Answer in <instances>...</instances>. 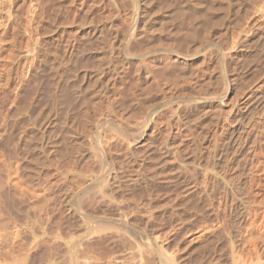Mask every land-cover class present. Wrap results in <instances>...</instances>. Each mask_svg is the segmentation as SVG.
<instances>
[{
    "label": "rangeland",
    "instance_id": "obj_1",
    "mask_svg": "<svg viewBox=\"0 0 264 264\" xmlns=\"http://www.w3.org/2000/svg\"><path fill=\"white\" fill-rule=\"evenodd\" d=\"M75 1V2H74ZM136 1V2H135ZM197 1V2H196ZM47 2V3H46ZM59 2V3H58ZM131 0L129 1V0H0V132L2 133V135H1V133H0V175H2V179H1V182H0V184H4V183H7V178H8V173L6 172V170L7 169H9V168H11L12 169V171H13V168H14V171H15V167H16V164L14 165V163H18V165H20V163L19 162H21L20 161V159L22 158V157H20L21 155L23 156V154H26L27 152H26V150L27 149H29V154H28V157H26L25 159L26 160H28L29 161V157L30 156H33L31 159H33L36 155V158H37V160H30L29 162L27 161H24L23 159H21L22 160V162H21V164H23V163H25L26 162V164H29V166L28 165H26V168L24 169V171L25 170H27V171H25V172H23V170H22V172H21V169H22V167H24V165H21V166H19L21 169L19 170L18 168H16V171L17 170H19V172L17 173V175H19V177H20V179L21 178H25V176L23 177V175H26V173H27V175L26 176H28V177H26L28 180H32V182H34L36 179L37 180H40V178L41 179H43L44 177V180H42V181H45L46 180V182H45V184L43 183L42 185L43 186H41V185H38L39 183L41 184L42 182H41V180H40V182L39 183H37V180L32 184L31 183V185H33V187L30 185V186H28L27 184H29L30 183V181H29V183H26V184H24V182L25 181H23V179H21V181L18 179V181H20L19 183L20 184H22V182H23V184H24V186L25 185H27V186H25L26 188V190H28V188L29 189H31V188H33V190L31 189V191L33 192H35V190H34V186H35V184H36V186L35 187H37V189H36V193H38L37 191H39V192H41V190H42V187H43V192H44V190L45 189H47V190H45V193L46 192H48V193H46V194H52L54 191L53 190H59L62 186H64V183H66L65 184V186L62 188V189H60V191H56V193H53L54 194V196H55V199H54V197L53 196H51L52 197V199H53V201L54 200H56V202H55V207L53 206V208H54V212L56 211L55 209H59L60 208V210L62 209L63 210V217L60 215V213H61V211H59V210H57L56 212H55V214L56 213H58V211H59V213H58V215H59V217L61 216L62 218V221H63V218H64V220H66V221H68L69 220V222H66L65 224H68L67 226H65V224H64V221H63V224H64V226L66 227H61L63 224L61 223V222H59L58 223V219H57V217H58V215H57V217L55 216V218H54V215L52 214L51 216H53V217H51L50 219V222H52V223H50L49 221H48V223L47 224H45L46 222H44L45 221V217L48 215V211L49 210H51L52 208L50 207L49 208V210H47L48 209V206L49 205H51L50 203H52L53 201L52 200H50V199H48V198H46V200L48 199V201L47 202H45V201H43L44 199H45V197H47V196H43L44 194H42V192H41V194H42V196L44 197V198H42L40 195V197L38 196V199H36L35 200V202L37 201L38 202V200L40 199V198H42V199H40V200H42L43 201V203L45 204H47L48 205V202H49V205L48 206H46L45 205V207L47 208H45L42 204V206L40 205V203H41V201H39V204H37V203H35L34 201L32 202V201H30V202H32V203H34V204H36L35 206H36V208H30L31 206H33L34 204H32L31 206H30V204L29 205H27V206H24V205H20V203L22 202V200H24V198H26V200H24L23 201V204L25 203V201L27 202V198L29 199V200H32L33 198L35 199V198H37V196H33V195H31V196H28L27 194L25 195L26 197H24L23 196V198L21 197L22 195L20 194V196H18L19 194L16 192V187L14 188V187H12V186H8L9 184H5V185H7L6 187V192L9 190V188H14V189H11V193L8 191L7 193H9V194H7L5 191V193L6 194H4V192H3V190H4V188H5V186L4 185H2L3 187H1V191H0V193H2V196H0V199H2V197H3V194H4V201H5V203H3L2 201H0V202H2L3 204V207L1 208L0 207V209L2 210L4 207H6V200L8 199L9 201H11V202H13V201H15V200H18V203H19V205L16 203L17 201H15V203H16V205L20 208L21 206H23L22 208H20V210H19V215L21 214V216H19V217H17V211H18V209L19 208H15V210H16V213L15 214H13V211L11 210V209H14L13 208V206H15V205H12V204H15V203H12L11 204V202H9L8 200V202H9V205L11 206L10 208V210L12 211V212H10V211H8V210H5V211H2L4 214L6 213V212H9V213H7V216L8 217H10V221H6V223H4V228H6L5 227V225L6 226H10L12 223V225L10 226L11 228L13 227V228H15V229H9V230H12V232L10 231V234L8 235V233H9V230L8 229H6V232H7V234H5V236H7L8 235V239H10V241L8 240V239H6V238H1V235H3V233H4V228H2L1 229V233L2 234H0V239H6V240H8L9 242H10V244H9V242L7 243L6 242V240L4 241L5 243H7V244H9V245H12V246H10V249H11V247H13V244H15L14 243V241H13V239L12 238H9V236L11 237H13V236H15V239L14 240H16L15 242H17V241H22V238L21 237H23L24 239V243L27 245V247H29L30 246V252L28 253V250H24L23 249V247L24 248H26V245L25 246H23L24 245V243L23 244H21L20 242H17L16 244H17V246H20V248L21 249H19L18 247V250H19V253H21V251L22 250H24L23 251V257L24 256H26V255H24V254H27V256L26 257H28V254L29 255H31L32 254V252H33V250H35V251H37L38 253H40L39 251L40 250H36V247L34 248H32L31 246H33V244H31L30 242V240H31V238L32 237H30V239H29V236L31 235V233L30 234H28L29 236H27V233H25L24 231H26V232H28L29 230H28V228L30 227V225L32 224V223H34V222H37V224H39V225H34V226H36L37 227V231H39L38 229H40L41 230V228H44L43 227V225L45 224V229H43L44 230V232L46 233L45 234V237L48 235V232L51 234H49L47 237L49 238H47L46 237V239L49 241V240H51V238H52V236H53V233L56 235L57 233H58V231H59V233H58V235L61 233V235H64L65 233L67 234L68 232H69V228H70V224L71 223H74V224H72V225H75V223L77 224V223H80L81 222V220L78 218V215L77 214H75L74 213V211L72 210L73 208H71V204L68 202V200H69V196L71 195V192L73 193L78 187L76 186V189H74V184H76L74 181H76L77 179L75 178L76 177V175H77V178H78V181H79V184L80 183H82L81 181L83 180V176L85 177H88V176H95V177H97V179H96V184L95 185H97L99 182V185L100 184H102L101 183V180L104 182V180L103 179H105V178H107L108 176H109V174L111 173V175H112V177H113V175H114V178H112L111 176H109L108 178H107V180H110L111 179V182L113 181V183H115V182H118L117 184L115 183V184H113V183H110V181H109V183H110V185H109V187H107V192L109 191V192H111L112 190H113V188H116V186H118L117 187V189H116V191L114 190L113 192H111L110 193V195L113 193V194H115V195H112V196H114V197H119L120 199H115L114 197H112V196H110L109 195V192H108V195H107V202H108V200H109V203L110 204H108V209H110V210H114L113 212H116V213H118V214H116V215H114L115 213H113L112 211H104L105 209H107V207H105L104 205H107V202H106V199L104 200V202H101V206H97V204H96V206L99 208H93V207H95L93 204V206L91 205V204H89L90 206H88L87 208H91V209H93L92 211H90V209H88L90 212H93V214H96V215H98V214H100V212H104V213H107V214H104L103 215V213H101V216H107V215H109V217H111V216H119L121 213H123V211L125 210V211H127L128 213L130 212L131 213V211L132 210H134L135 211V207L138 205V204H140L141 202H143V200L145 199V198H148V200L150 199H153V198H151L150 196L151 195H153V196H156V198L155 199H153L152 201L154 202V204H153V202L152 201H148L147 199H145L146 200V202H145V200H144V202L142 203L143 205H138V206H140V207H137L138 209H140L142 206V208L140 209V210H138V211H136L135 212V214L138 212L139 213V215H135L134 214V216L133 215H131V214H133V213H129V215L126 213V216L128 217V219L127 220H129V221H131V219H133L132 221H134V220H136V221H134V223H139L138 224V226L140 225V222H139V218L140 217H142V218H140V220H141V226H139V227H141V228H143V229H145V225L146 224H144V223H147V222H149L150 220V222H149V225L147 226L146 225V227H147V231H152V226H154L155 224V226H157V228L159 227L160 229H162V228H164V230L162 229V231L163 232H165L170 226V229H171V231H173L174 229H175V227H176V225H178L179 224V222H178V220L180 219V217L181 218H186L187 217V214L186 213H188L189 212V210H190V213H188V217H187V219L189 220V219H191V216L193 215L192 213H191V211H195V212H193L194 213V215L195 214H197L200 210V212H199V214H197V216L195 215H193L194 217H195V219H194V221L196 220V221H198V219H200L199 221H198V224H199V222L200 223H204V221H205V218H208V219H206V221H205V223L207 222V223H210V221L212 220L213 222H215L214 224H213V222L211 221V223L210 224H212V226H210V227H212V229H213V227L214 228H216V229H214L215 231H212L211 230V232L209 231V234L211 233V237L213 236V237H215L217 240H223V238H219L220 236H221V233H222V236L221 237H224V240L223 241H221V242H218V241H214V240H216L215 238H210V239H214L213 240V244L214 245H216L217 246V249H216V251H215V248H216V246H214L215 248H214V252H217V254L216 253H213V249H212V252H211V249L209 250L210 251V256H211V258L212 257H218V253H219V249L221 248L222 249V246H224V248L227 250V251H230L231 253H228L225 249H222L223 251L225 250L226 251V253H228V254H225L223 251V254L221 253V251H220V253H219V256L220 257H218V262H220V260L222 261V255L224 256V254H225V259H224V257H223V260H224V263H229L230 261H226V260H229L228 258H231V255H232V251L235 249H233L232 251H231V249L232 248H230V246H231V244L232 245H234L233 243L235 242V243H240V245L245 249H248V251H252V250H249V249H252L251 248V245L252 244H250V246H248L249 245V243H243V244H241V242H240V237H234V236H237L235 233H236V231H237V226L240 224V223H244V225H246V229L244 230V232L245 233H248L249 232V230H256V229H258V233H259V238H258V241H259V250H260V252L258 251V254L260 255V263L261 264H264V0H156V2L158 3V2H160V3H158V4H155L156 2H155V0H153V3H154V5L151 3L152 2V0H150V1H148V0H146V2H150V3H146V4H144L145 2L143 1V0H133L131 3H133L134 2V4L132 5L131 3ZM140 4H138V3ZM162 2H163V4H162ZM172 2V3H171ZM193 2V3H192ZM198 5V4H202V5H200V8H198L197 9V11H199L200 10V12L202 13H199V12H197L196 11V9L195 8H197L198 6L196 5V4ZM166 4V5H165ZM195 5V8H193V6ZM76 5V6H75ZM135 5V6H134ZM148 5V6H147ZM185 5V6H184ZM242 5V6H241ZM56 6V7H55ZM126 6V7H125ZM134 6V7H133ZM154 6V7H153ZM158 6H160V7H158ZM165 6V7H164ZM168 6V7H167ZM209 6V7H208ZM138 7H140L141 9H139ZM162 7H164V8H162ZM205 7H207V8H210L211 9V12L210 11H208V9L206 8L205 9ZM72 8V9H71ZM154 8H155V10H154ZM159 8V9H158ZM201 8H204V9H202V11H204V10H206V11H208V12H210V13H208V12H205L204 11V13L201 11ZM212 8H215L214 10H212ZM44 9V10H43ZM82 9V10H81ZM185 9V10H184ZM189 9V10H188ZM192 9H194L193 10V12H192ZM209 9V10H210ZM39 10V11H38ZM80 10V11H79ZM93 10V11H92ZM133 10H135V12L133 11ZM137 10H138V12H137ZM141 10V11H140ZM159 10H160V13H159ZM182 10H184V11H182ZM166 11V12H165ZM213 11V12H212ZM215 11V12H214ZM141 13V15H140V13ZM155 12V13H154ZM164 12H165V14H164ZM171 12V13H170ZM192 12V13H191ZM102 13V14H101ZM134 13V14H133ZM190 13V14H189ZM208 13V14H207ZM213 13V14H212ZM103 14H105V16L103 15ZM137 14L139 15V16H137ZM149 14V15H148ZM199 15V17H195V15ZM192 15V16H191ZM196 15V16H197ZM68 16V17H67ZM72 16H74V17H72ZM79 16V17H78ZM99 16V17H98ZM164 16H165V18H164ZM190 16V17H189ZM50 17V18H49ZM72 17V18H71ZM93 17V18H92ZM139 17V18H138ZM194 17V18H193ZM136 18H138V19H136ZM91 19H93V20H91ZM109 19V20H108ZM146 19H147V21H146ZM156 19V20H155ZM167 19H170V20H168L167 21ZM196 21H195V20ZM80 21V22H79ZM98 21V22H97ZM139 21V22H138ZM165 21V22H164ZM81 22H83V23H81ZM133 22V23H132ZM139 23L138 25H136L135 26V24L136 23ZM164 22V23H163ZM188 22V23H187ZM114 23V24H113ZM116 23V24H115ZM135 23V24H134ZM155 23V24H154ZM162 23V27H160V24ZM192 23V24H191ZM47 24V25H46ZM69 24V25H68ZM133 24V25H132ZM144 25V26H143ZM201 25V26H200ZM137 26L139 27V28H137ZM151 26V27H150ZM158 27V28H156V27ZM197 26V27H196ZM213 26V27H212ZM100 27V28H99ZM129 27H130V29H129ZM134 27H136V28H134ZM134 28V29H133ZM41 29V30H40ZM48 29V30H47ZM126 29V30H125ZM129 29V30H128ZM133 29V30H132ZM136 29V31L134 32V30ZM147 29H150V30H152V31H148ZM159 29L161 30V31H163V32H161V31H159ZM54 30V31H53ZM102 30V31H101ZM108 32H107V31ZM128 30V31H127ZM140 30V31H139ZM148 31V32H146V31ZM65 31V32H64ZM72 32V34H69L68 35V33L69 32ZM112 31V32H111ZM127 31V32H126ZM129 31H130V33H129ZM132 31V32H131ZM37 32V33H36ZM42 32V35L40 34ZM100 32H101V34H100ZM108 33V37L110 38L111 36V38L110 39H114L113 41H111L108 37H106V35H107V33ZM109 32H110V34H109ZM114 32V33H113ZM123 32H125V33H123ZM140 32V33H139ZM35 33V34H34ZM44 33V34H43ZM46 33V34H45ZM48 33V34H47ZM102 33H106L104 36L106 37V39H109V40H107V42H109V41H111V42H113L114 43V46H116L117 47V49L116 48H114L113 46H112V50L110 51V49H111V47L109 46L110 44V42L109 43H106V45H103V44H105L104 42L106 41V40H104L105 38L103 37V35H102ZM121 33V34H120ZM125 35H123V34ZM148 35H146V34ZM66 34V35H65ZM74 34V36H72ZM80 34H82L81 35V37H79L78 35ZM100 34V36L101 37H103V39L102 40H104V42H102L101 41V38H98L99 35ZM112 34H115L116 35V37H115V35H112ZM117 34H120V35H117ZM129 34V35H128ZM133 34V35H132ZM145 34V35H144ZM68 35V36H67ZM111 35V36H110ZM125 37V38H123V36ZM132 35V36H131ZM39 36V37H38ZM113 36H114V38H113ZM122 36V37H121ZM133 36H134V38H133ZM142 36H144V37H142ZM147 36V37H146ZM48 37V38H47ZM57 37H59V38H57ZM68 37V38H67ZM118 37H121V38H118ZM41 38V39H40ZM115 38H116V40H115ZM135 38H136V43H135ZM55 41H54V40ZM95 39L97 40V41H95ZM121 40V39H123L122 41H121V43H120V41H118V40ZM132 39H134V40H132ZM142 41V42H140V40ZM37 40V41H36ZM39 40V41H38ZM47 40V41H46ZM48 40H49V42H48ZM51 40V41H50ZM100 40V41H99ZM125 40V41H124ZM139 40V41H138ZM116 41V42H115ZM128 42V43H125V42ZM45 42H47L48 44L46 45V43ZM52 42V43H51ZM100 42L102 43V44H100ZM119 42V43H118ZM132 42V43H131ZM140 42V43H139ZM43 43V44H42ZM45 43V44H44ZM50 43V44H49ZM61 43V44H60ZM95 43V44H94ZM133 44V48H131L132 50H134V51H129V49L130 48H128L131 44ZM33 44V45H32ZM36 44V45H35ZM109 44V45H108ZM128 44H130V45H128ZM42 45H43V47H42ZM49 45V46H48ZM64 45V46H63ZM97 45H102V46H100V47H104L102 50H100V49H98V51H96L97 49ZM111 45H113L112 43H111ZM118 45V46H117ZM119 45H121V47H119ZM124 45H126V46H124ZM36 46V47H35ZM39 46V47H38ZM47 46V47H46ZM54 46V47H53ZM98 46V48H100ZM106 46V47H105ZM128 46V47H127ZM30 48L29 50L30 51H28V49H26V48ZM34 47V48H33ZM48 48V49H46V48ZM96 47V48H95ZM107 47H110V49L108 48V50L106 49ZM119 47V48H118ZM124 47V48H123ZM127 47V48H126ZM37 48H39V49H37ZM45 48V49H44ZM49 48H50V50H49ZM66 48V49H65ZM114 48V49H113ZM34 49V50H33ZM94 49H96V50H94ZM115 49H116V51H115ZM120 49V50H119ZM122 49V50H121ZM126 49H128L127 51H126ZM42 50V51H41ZM47 50V51H46ZM53 50H56V51H53ZM91 50H93V51H91ZM104 50H107L108 52L106 53V51H104ZM114 50V51H113ZM125 50V51H124ZM149 50H153V51H156L157 52V54L156 53H154V55H156V57L155 56H153V53L152 54H150V55H147V56H144L143 57V59H142V57H141V60L140 59H134V58H132V57H130V54L133 52V53H136V51H138L137 53H140V52H145V51H149ZM39 51V52H38ZM46 51V53H41V52H45ZM96 51V53L94 54V52ZM104 51V52H103ZM112 51H113V53H112ZM47 52H49V53H47ZM78 52V53H77ZM93 52V53H92ZM98 52V53H97ZM100 52H101V54H100ZM103 52V53H102ZM115 52V53H114ZM118 52H120V53H118ZM124 52V53H123ZM128 52V53H127ZM161 52V53H160ZM37 55H36V54ZM41 53V54H40ZM52 55H51V54ZM55 53V54H54ZM57 53V54H56ZM59 53V54H58ZM63 53H65V54H63ZM108 53H110V54H108ZM123 55H122V54ZM180 53H181V55H180ZM186 53H187V55L189 56V58H188V56L186 55ZM39 54V55H38ZM48 54V55H47ZM66 54H67V56H66ZM90 54V55H89ZM92 54H93V56H92ZM97 54V55H96ZM102 54H106L105 55V57L106 58H104L105 60H104V62L105 63H108L107 65L105 64V63H102L103 62V58H102ZM112 54H114V55H116L117 57H115V56H113ZM163 54V55H162ZM182 54H184V56L182 55ZM194 54V55H193ZM196 54V55H195ZM10 55V56H9ZM26 55V56H25ZM40 55H44V56H42L43 58L41 59V56ZM47 57H46V56ZM50 55V56H49ZM54 55V56H53ZM110 55V56H109ZM119 55V56H118ZM122 55V56H121ZM176 55H178V56H176ZM186 55V56H185ZM30 56V57H29ZM32 56V57H31ZM35 56V57H34ZM39 56H40V58H39ZM95 56H97V59H98V56H101V59L100 60H102V61H100L99 59L97 60L96 59V57ZM112 56V59H110L109 57H111ZM151 58H154V59H151ZM163 58H162V57ZM167 56V57H166ZM191 56V57H190ZM221 56V57H220ZM8 57V58H7ZM53 57V58H52ZM63 57V58H62ZM107 57H108V59H107ZM119 57V58H118ZM120 57H121V59H120ZM123 57V58H122ZM125 57V58H124ZM128 57V58H127ZM146 57V58H145ZM177 57V58H176ZM181 57H182V59H181ZM186 57V58H185ZM10 58V59H9ZM36 58V59H35ZM65 58V59H64ZM71 58V59H70ZM95 60H94V59ZM113 58H115V59H113ZM145 58V59H144ZM159 58H161V59H159ZM168 60H166V59ZM169 58V59H168ZM176 60H175V59ZM180 58V59H179ZM12 59V60H11ZM27 59V60H26ZM35 59V60H34ZM55 60L54 62H52L53 60ZM57 59H60V61L59 60H57ZM91 59H93V60H91ZM106 59L108 60L107 62H106ZM118 59H119V62L117 63V61H118ZM131 61H130V60ZM149 60V61H147V60ZM170 59H171V61H170ZM174 59V60H173ZM22 60V61H21ZM26 60V61H25ZM48 62H47V61ZM51 60V63L49 62ZM69 60V61H68ZM96 60L99 62V64L100 65H102V67H96V66H98L97 64V62H96ZM110 60V61H109ZM116 60V61H115ZM122 62H121V61ZM127 60H129V61H127ZM137 60V61H136ZM138 60H140V61H138ZM145 60V61H144ZM152 60V61H151ZM155 60V61H154ZM163 60V61H162ZM164 60H166L167 62H169L170 61V64L168 63L167 64V62L166 61H164ZM211 60V61H210ZM32 61V62H31ZM41 61V62H40ZM47 62V63H49L50 65L52 64V66L51 67H53L54 65V68L56 67L57 68V65L59 66V65H62V64H64L65 65V68L67 67H69L68 68V70H67V68H66V70L67 71H63L65 68H64V65H62V66H59L57 69V73H56V71H55V69L54 68H51L50 66L48 67V65L49 64H47V63H45V62ZM62 61H63V63H62ZM67 61V62H66ZM94 62V64H95V66H94V64H93V62ZM113 61V62H112ZM123 61H125L124 63H123ZM142 61V62H141ZM159 61V62H158ZM178 61V62H177ZM218 61V62H217ZM29 62V63H28ZM44 62V63H43ZM56 62H59L58 64L56 63ZM65 62V63H64ZM73 62V63H72ZM87 62H90V63H87ZM122 63V64H120L119 65V63ZM127 62H129L128 64H126ZM132 62H135L134 63V65H133V63ZM136 62L137 63H139V62H141V63H139V65L141 64V66L142 67H140L139 65H137V66H135L136 65ZM148 64V62H149V64L150 63H152V62H154L153 64H148L147 65V67L145 66L146 65V63ZM161 62H162V66H160L159 64H161ZM164 62H166V63H164ZM217 62V63H216ZM28 63V64H27ZM34 63V65H32ZM67 63H69L68 64V66H67ZM75 63V64H74ZM83 63H84V65H85V63H87L86 65H87V67H88V64H90L89 66H94V68H96V71H99V73L98 72H95V69L93 68V70L90 68V67H84V65H83ZM92 63V64H91ZM113 63H114V66H113ZM130 63H132V64H130ZM143 63H144V66H143ZM172 63V64H171ZM27 64V65H26ZM47 64V65H46ZM73 64V65H72ZM78 64H80V65H78ZM103 64H105V67L103 66ZM117 64H118V66H117ZM158 64V65H157ZM166 64H167V66H166ZM23 65H25V66H23ZM75 65V66H74ZM83 65V66H82ZM85 65V66H86ZM99 65V66H100ZM126 67H125V66ZM128 65H129V67H128ZM131 65V66H130ZM154 65V66H153ZM219 65V66H218ZM11 66H12V68H11ZM34 66V67H33ZM75 67V69H74V67ZM110 66V70L108 69V67ZM117 66V67H116ZM160 66V69H161V72H160V70L158 69V67ZM22 67H23V69H22ZM36 67V68H35ZM44 67V68H43ZM64 68L63 70L61 69V68ZM72 67V68H71ZM77 67H79V68H77ZM80 67H84V69H83V71L85 72V74H83V72H81L82 70H81V68ZM113 67V68H112ZM114 67H116V68H114ZM118 67H119V70H118ZM123 67V68H122ZM145 67L147 68V69H145ZM165 68V69H163L162 70V68ZM28 68H30V69H28ZM46 68V69H45ZM88 70H87V69ZM91 70H90V69ZM102 68V69H101ZM105 68H106V70H105ZM129 68V69H128ZM133 69V70H130V69ZM136 68H139V69H141L140 71L138 70V69H136ZM143 68V69H142ZM158 70H157V69ZM167 68H169L168 70H167ZM223 69V71L221 70V69ZM11 69V70H10ZM22 69V70H21ZM37 69V70H36ZM49 69V70H48ZM53 69V70H52ZM72 69V71H70V72H73L74 70V72H73V74L72 73H70L69 72V70H71ZM78 69H80V70H78ZM99 69V70H98ZM101 69V70H100ZM112 69H114V70H112ZM136 69V70H135ZM154 70V71H152V70ZM219 69V70H218ZM17 70V71H16ZM24 70H27V71H25V72H27V73H25L24 75H23V73H24ZM35 70V71H34ZM54 72H52V71ZM61 72H60V71ZM85 70H87V71H85ZM103 70H104V72H103ZM150 70L152 71V72H150ZM165 70V71H164ZM9 71H10V73H9ZM76 71H78L77 73H76ZM102 71V72H101ZM106 71V72H105ZM107 71H108V73H107ZM110 71H112V73L110 72ZM136 71H139L138 72V74H137V72ZM147 71H148V73H147ZM157 71V72H156ZM222 71V72H221ZM226 73H225V72ZM8 72V73H7ZM22 72V73H21ZM59 72V73H58ZM62 72H64V73H62ZM82 73V75H84V76H82V75H78V73ZM92 72V73H91ZM95 72V73H94ZM117 72V73H116ZM163 72V73H162ZM219 72H221L220 73V75H219ZM33 73V74H32ZM35 73V74H34ZM49 73V74H48ZM60 73H62V74H65V76H67L66 74H68V75H70V74H72V75H70V77L68 76V81H66V77H65V79H64V76L62 75V74H60ZM70 73V74H69ZM76 73V74H75ZM80 73V74H81ZM90 74V76H89V74ZM102 73H103V75H102ZM112 74V76L114 77H112V76H110V74ZM51 74L53 75V74H60L59 76L60 77H62L61 79H60V77H56V75H53L54 76V79H52L57 85H53V83L51 84L50 82L52 81L51 80V78H50V82L48 81V79H49V77H51ZM92 74V75H91ZM97 74V75H96ZM102 76H101V75ZM114 74V75H113ZM115 74H116V77H115ZM149 74V75H148ZM221 74H223L222 76H221ZM48 75V77H46V76ZM88 75V76H87ZM94 75V76H93ZM98 75L99 76H101L100 77V79L98 80V79H96V80H98V82L97 81H93V80H95V79H93V77L94 78H97L98 77ZM107 75V76H106ZM108 75L110 76V77H112L111 79L108 77ZM148 75V76H147ZM226 75V76H225ZM10 76V77H9ZM22 76V77H21ZM24 76V77H23ZM53 76H52V78H53ZM82 76V77H81ZM96 76V77H95ZM105 76H106V78L108 79H110V81H109V79H108V82H109V84L107 83V79L105 78ZM223 77V80L225 81L226 79V81L224 82H222V80L220 79L221 77ZM33 77V78H32ZM39 77H41V79L39 80ZM74 77V78H73ZM105 78V79H103V78ZM149 77V78H148ZM220 77V78H219ZM10 78V79H9ZM28 78V79H27ZM31 78V79H30ZM57 78V79H56ZM59 78V79H58ZM89 78V79H88ZM115 78H117L116 80H114ZM21 81H20V80ZM24 79V80H23ZM47 79V80H46ZM70 79V80H69ZM82 79H84V80H82ZM91 79H92V83L94 82V84L96 85L95 87H97V88H92L93 89V91H95V89H96V92H98V93H96V92H90V91H88V90H91V88L90 87H93V85L94 84H90L89 82L91 81ZM103 79V80H102ZM6 80V81H5ZM8 80V81H7ZM58 82H57V81ZM60 80H61V82H63V84L60 82ZM103 82H102V81ZM112 80V81H111ZM115 81V83H114V81ZM118 80H122V81H120V83H118L119 81ZM11 81V82H10ZM27 81V82H26ZM36 81V82H35ZM77 81V82H76ZM80 81H83V83H81ZM100 81H101V84H100ZM104 81H106V83L104 82ZM9 84H8V83ZM14 82H16V83H14ZM47 82H48V84H50V85H47ZM65 82H67V83H65ZM73 82V83H72ZM87 82H88V84H87ZM95 82H97V83H95ZM113 82V83H112ZM117 82V83H116ZM229 82V83H228ZM16 84L17 86H18V88H17V86L16 85H14V84ZM27 85H26V84ZM34 83V84H33ZM44 83L46 84V85H44ZM64 83L66 84V85H68V88L67 87H65L66 85H64ZM104 83V84H103ZM22 84V85H21ZM87 84V85H86ZM113 84V85H112ZM119 85V87L120 88H115V87H117L118 85ZM223 84V85H222ZM53 85V86H52ZM70 85V86H69ZM74 85V86H73ZM103 85V86H102ZM107 86V87H105V86ZM110 85H112V86H110ZM117 85V86H116ZM226 85V88H224L223 86H225ZM5 86H6V88H5ZM27 86V87H26ZM33 87V88H35L34 90H35V92H34V90H32L33 92H32V94L33 95H30L31 94V92L29 93V91H27L28 89H29V87ZM48 86L51 88V87H54V89L53 88H51V89H49L48 88ZM56 86H57V90L59 89V88H61V86H62V88H64V89H62L61 91H60V89L58 90V91H60V93L63 91V92H65L66 93V90L65 89H69V91L66 93V95H64L63 93H58V91L55 89L56 88ZM78 86V87H77ZM110 86V87H109ZM113 86H114V90H113ZM228 86V87H227ZM13 87V88H12ZM15 87V88H14ZM59 87V88H58ZM83 87V88H82ZM88 89H87V88ZM20 88V89H19ZM23 88H26V91H25V93H24V90L25 89H23ZM38 88V89H37ZM73 88V89H72ZM100 88V89H99ZM106 88H108V89H106ZM222 88H224V89H227L228 90V92H227V95L225 96V98L223 97V98H220V99H209V100H207L208 102H204V101H198V100H192L193 98H192V96L193 95H196V94H198V95H208L207 93H210V95H215V94H218L219 92H223V90H222ZM11 91H10V90ZM14 91H13V90ZM16 89V90H15ZM23 89V90H22ZM32 89V88H31ZM37 89V90H36ZM43 91H42V90ZM49 91H48V90ZM54 91H53V90ZM80 89H82V90H80ZM87 89V90H86ZM110 89V90H109ZM116 89H118V90H116ZM40 90V91H39ZM45 90V91H44ZM50 90H52V92H54V93H49L50 92ZM86 90V91H85ZM107 90V91H106ZM112 90H113V92H112ZM122 91V92H120V91ZM36 91H38V92H36ZM83 91V92H82ZM104 93H103V92ZM106 91V92H105ZM114 91L117 93H114ZM120 92V93H118V92ZM226 91V90H225ZM10 92V93H9ZM13 94H12V93ZM23 94H25V95H23ZM29 93V95L28 94H26V93ZM56 92H57V95L59 96V95H62L63 97H65L64 99L66 100V101H63L64 99L62 98V99H60L62 96H59V101H61V104H58V96H56ZM72 92V93H71ZM79 92H81V93H79ZM90 92V93H89ZM108 92V93H107ZM112 92V93H111ZM215 92H217V93H215ZM9 93V94H8ZM18 93H20V94H18ZM37 93H39V94H37ZM45 93V94H44ZM48 93L49 94H54V95H52V96H54L55 98L57 97V102H55V98L53 99L52 97H50L49 95H48ZM69 93V94H68ZM84 93H86L87 95H92V96H90V97H97V96H99V97H97V98H90V99H87V98H89V96H87L86 94H84ZM102 93V94H101ZM211 93H213V94H211ZM215 93V94H214ZM20 95V97H18V95ZM34 94H36L35 96H34ZM72 96H71V95ZM94 94H96V95H94ZM100 94V95H99ZM111 94V95H110ZM116 94V95H115ZM119 94V95H118ZM120 94H122V95H120ZM8 95V96H7ZM27 95H28V97L31 99H28V97H27ZM48 95V97H50V98H52V100L50 99V98H46V96ZM74 95V96H73ZM81 95V96H80ZM83 95V96H82ZM87 97H86V96ZM108 97H110L109 99L106 97V96ZM113 95V96H112ZM114 95H115V97H114ZM125 96V98H124V96ZM167 95H169V97H170V95H172V96H181V95H183V97H182V101L184 102V103H182L181 101L180 102H178V103H170V104H163V100H164V98H168V96ZM15 96V97H14ZM24 96V97H23ZM31 96H33V97H31ZM37 96V97H36ZM78 96V97H77ZM105 96V97H104ZM119 96H121V97H119ZM167 96V97H166ZM176 96V97H177ZM185 96V97H184ZM189 96H190V98H189ZM6 97V98H5ZM35 97V98H34ZM72 97H73V99H72ZM82 97H86V99H81ZM104 97V99L106 100V98L109 100V102L111 101V99H113V100H116V99H118V100H116V102L115 101H112V102H110L109 104L111 105V103H112V105H114V103H115V105L114 106H112L111 105V108L109 107L110 105L108 104V103H106V104H108L109 106H107V105H104V103L106 102L105 100H103L102 98ZM111 97H114V98H116V97H118V98H116V99H114V98H111ZM124 99H123V98ZM136 98V101H134V99ZM163 97V100L161 99ZM194 97V96H193ZM12 98L14 99V101L12 100ZM21 98H26L27 99V101L25 100V102L24 103H29L30 105H28L27 104V107L29 106V108H27V107H23V108H25L26 110H27V112H25L26 110L25 109H23L24 111H21L22 109H21V107L22 106H24V103H23V105L22 104H19L20 102H19V100L21 101L22 99ZM76 98V99H75ZM82 100H80V99ZM99 98H101V100L103 101H101V100H98ZM122 98V99H121ZM16 99V100H15ZM46 99V100H45ZM49 99H50V101H49ZM96 99L98 100V101H101L103 104H101V102H100V104L101 105H104L103 106V108L105 109V110H103V108L101 107V105L100 104H98V106H96L95 108L93 107V106H95V103H94V101H96ZM132 99H133V101L135 102V104L137 103V105L135 106V104H134V102L132 101ZM10 100V101H9ZM12 100V101H11ZM37 100V101H36ZM80 101V103H79V101ZM87 100H92V101H87ZM124 102H122V101ZM160 100V101H159ZM7 101V102H6ZM24 101V100H23ZM22 101V102H23ZM63 101V102H62ZM70 101V102H69ZM85 101V102H84ZM98 101H97V103H98ZM118 101L120 102V103H122V106H128L129 108H125L124 107V109L120 106V109L118 110V109H115V107L117 108V107H119V106H116V104L117 105H121L120 103H118ZM159 101V102H158ZM211 101V102H210ZM10 102H11V104H10ZM12 102H13V104H12ZM17 102V103H16ZM37 102V103H36ZM49 104H48V103ZM51 102V103H50ZM52 102H54V103H57L58 104V106H57V104H54L53 106H54V108L52 107ZM74 104V106H73V104ZM75 102V103H74ZM78 102V103H77ZM82 102H84L85 104H87L86 102H90V103H94V105H92L91 107H89V109H87V111H89L88 113L90 114V113H92V115H94V113L96 114V112H97V110L99 111H101L102 113H101V115H99V117H98V114H96L95 116H94V118L95 117H97L98 119H94L95 120V124L93 123V121L94 120H92V117L93 116H91V120H89L88 121V123L85 121V118H82L81 119V122H80V124H84L85 122V124H87V127L85 126V125H82L80 128L82 129V128H84V126L86 127V128H88V127H91V125L93 126V127H91L90 129H92V131H91V133L90 132H88L89 130L88 129H86L85 130V128L83 129V130H81L80 131V129L78 128L79 126H80V124H78L79 122H77L76 120H78V118L80 117V114H81V116H83L84 115V117H85V114H83V112H85V109H83V111L81 110L82 109V107L83 108H85L84 107V105L85 104H83ZM108 102V101H107ZM114 102V103H113ZM160 102H162V103H160ZM196 102V103H195ZM210 102V103H209ZM219 102V103H218ZM5 103V104H4ZM44 103H46V104H44ZM66 103V104H65ZM70 105H69V104ZM96 103V104H97ZM186 103V104H185ZM204 103V104H203ZM205 103L207 104L206 106H204L205 105ZM9 104V105H8ZM25 104V105H26ZM34 104V105H33ZM37 104V105H36ZM43 104H44V106H43ZM63 104V106H64V104L66 105V107L64 106V107H62L61 105ZM78 104H79V106H81L82 104V106L79 108V107H76V106H78ZM123 104H126V105H123ZM172 104H174L175 106L173 107L174 108V110H173V108H172ZM180 106H179V105ZM185 104V105H184ZM197 104V105H196ZM199 104V105H198ZM18 105H19V107H18ZM20 105H22V106H20ZM49 106V108L47 107V106ZM55 105L58 107V108H56V109H60L61 111H62V109L64 110L65 108H67V109H65L64 111H60L59 110V116L57 115V111L58 110H55ZM91 105V104H90ZM171 107H170V106ZM202 105H203V108H202ZM14 106H16L17 108H18V113H19V109H21L20 111L21 112H23V115L25 116V114L24 113H26V116L25 117H23V115L21 114V112L19 113L20 114V118L17 116V115H19L18 113L16 114V107L14 108ZM61 108H60V107ZM72 106L74 107V108H72ZM86 106V105H85ZM107 106V107H106ZM164 106H169L170 108H169V110H168V108L166 109ZM183 106V107H182ZM200 106V107H199ZM8 107H9V109H8ZM42 107H44V108H42ZM50 107H52V109H51V111H50ZM70 109H69V108ZM92 107L94 108L93 110H95V109H97V107L99 108V109H97L96 111H90L91 109H92ZM114 107V108H113ZM131 107H133L134 108V110H133V108H132V110H131ZM135 107L138 109V113L139 112H146L145 114H144V116H142L143 114H142V112L141 113H139L137 116H138V118L137 117H135V115L133 114L132 116L134 117V118H132L131 120H128L129 119V116H128V113L130 112V113H132L131 111H137V109H135ZM151 107V108H150ZM164 107V108H163ZM185 107H188V108H185ZM205 107V108H204ZM213 107V108H212ZM13 108V109H12ZM41 108H42V110H41ZM47 108L49 109V115H48V120H49V122H48V120L46 119L47 118ZM76 108H79L78 110L76 109ZM102 108V109H101ZM106 108H108V109H106ZM157 108V109H156ZM179 108V109H178ZM32 109V110H31ZM40 111H39V110ZM45 109V110H44ZM110 109V110H109ZM111 109H112V111H113V114H112V111H111ZM122 109L125 111L126 109H127V113H126V111L124 112V114L125 115H121L122 114ZM151 109V110H150ZM160 109V110H159ZM161 109H163V111L161 110ZM202 109V110H201ZM209 111H208V110ZM6 110H8V111H6ZM14 110V111H13ZM47 110V111H46ZM55 111L56 113L54 114V112H52V111ZM66 110H68V111H66ZM75 110H77V112H78V114L77 115H79V116H77V115H75V116H72L71 114L73 113V115L74 114H76L77 112L75 111ZM109 110V111H108ZM114 110H115V112H114ZM129 110H131V111H129ZM146 110H148V111H146ZM205 110V111H204ZM6 111V112H5ZM12 111V112H11ZM36 111V112H35ZM39 111V112H38ZM44 111L46 112V113H44ZM69 111H71V112H69ZM75 111V112H74ZM99 111V112H100ZM150 111V112H149ZM161 112L160 114H159V112ZM178 111H179V113H178ZM220 111V112H219ZM7 112H11V113H14L15 112V114H10V113H7ZM40 112H41V115L43 116V117H41L40 116ZM64 112H65V119L63 118L64 117ZM67 112H69V113H67ZM79 112H80V114H79ZM98 112V113H99ZM109 114H108V113ZM117 112V113H116ZM119 112V113H118ZM162 112H164V113H162ZM168 112V113H167ZM35 113H39V116H37V114H35ZM106 113V114H105ZM121 113V114H120ZM130 113H129V115H130ZM135 113V112H134ZM156 113H157V115H159V116H156ZM173 113V114H172ZM5 114V115H4ZM31 114V115H30ZM35 114V115H34ZM52 114H54L53 116H51ZM63 114V116H61ZM67 114H70V116L75 120V122H77V124L74 122V120L73 119H71L70 118V116L68 115L67 116ZM89 114H88V116H89ZM100 114V113H99ZM110 114H111V116H110ZM119 114V115H118ZM149 114V116L147 117V115ZM8 115V116H7ZM11 115L13 116H16V117H18L17 119H18V121H17V119L15 118V119H12V117H11ZM44 115H46L45 117H44ZM55 115H57L58 117H62L61 119H64V120H67V121H64V120H61L60 118H55ZM107 115V116H106ZM127 115V117H125ZM13 116V117H14ZM34 116L35 117H38V118H35L34 119ZM56 116V117H57ZM78 118H77V117ZM90 116H89V118H90ZM115 118H114V117ZM118 116H120V117H118ZM123 116V117H122ZM131 116V115H130ZM4 117V118H3ZM21 117H23V118H21ZM31 117V118H30ZM33 117V118H32ZM52 117V118H51ZM54 117V118H53ZM67 117L69 118V119H67ZM75 117V118H74ZM145 117H146V119H145ZM156 117V118H155ZM159 117V118H158ZM175 117V118H174ZM177 117V118H176ZM9 118V119H8ZM28 118L32 121V122H35V120H37V122L36 123H38L39 124V122H41L42 124V126L40 125V127L38 126V124H36V123H34V126L35 125H37V126H35L36 128H34V126H32V128L33 129H36L35 131L31 128V125H33V123L31 122V121H29L28 120ZM39 118H41V119H43V120H46V122L45 121H43V120H41L40 119V121L38 120ZM81 118V117H80ZM80 118H79V120L78 121H80ZM100 118V119H99ZM138 119V120H136V121H134L133 119ZM141 118V120H142V118H143V120H144V122H147L146 124L148 125L147 126V132L150 134V136H151V133L150 132H154V134L152 133V136H153V138H154V136L157 138V136L159 135V136H161L162 137V135H160V131H162V132H169L170 134H167V132L164 134V136L163 137H166V138H164V141H161V140H163L161 137V140H160V138H159V136H158V138H159V141L157 140V143L159 142V144H157V146H156V144H155V142L154 141H156V138H152V139H149V138H151L150 136H149V134L147 133V139L149 140V141H153V142H149L150 144L149 145H151L150 147L152 148V146H153V149H155V151L156 152H154L153 151V149L151 150V148H149L152 152H154V154L155 153H157L158 154V152L160 153L161 152V150L163 149V151H162V153L161 154H163V152H165L166 150H169V148H170V150L169 151H166L167 153L168 152H170V151H172L173 149L176 151V153L178 152V153H180V150L181 151H183V152H181V153H183L182 155L185 157V154H186V156L188 157L187 158V160H191L190 162L192 163V161L194 162V163H192V164H190V162L189 163H185V165H183L182 164V160H184L183 159V156H180V154H175V155H177V156H180V157H182V159L180 158V157H177V156H175L174 155V153H175V151L173 152V155L171 154L172 152H170V153H168V154H170L169 155V157L171 156V158H169L168 157V154L165 156L164 154V156L161 158V157H159L157 154H155V156L154 155H152L151 153V151L149 150L148 151V140L147 139H145V141H143L142 143L144 144H141V143H136L135 141L136 140H133V138H131V137H126L125 135L123 136V135H118V134H116V133H118L116 130V133H114L113 134V137H111L110 136V134L109 133H105V132H109V131H106L107 130V128L105 127V126H110L111 125V128L112 129H110V127L108 128V130H111L112 132H111V134L114 132L113 130H114V128L112 127L113 126V123H116V124H119V125H121L120 124V122L122 123V125L123 126H125L124 128H127L126 130H128V129H130V130H128L129 131V134H134L135 133V131H134V133L133 132H130L131 131V129L132 130H134L135 128H138V127H140L139 126V122H140V119ZM147 118H149V119H147ZM6 119H7V121H6ZM11 119V120H10ZM23 119V120H22ZM34 121H33V120ZM50 119L52 120V121H54V122H52V121H50ZM57 119V120H56ZM61 120V121H64L63 123H66V124H64V125H56L55 123H58L57 121L58 120ZM71 119V120H70ZM84 119V120H83ZM154 119H156L155 120V124L153 125L151 122H153L154 121ZM3 120V121H2ZM13 120V121H12ZM14 120H15V122H18V123H16L15 124V122H14ZM19 120L20 121H22V122H19ZM60 120H59V122H60ZM97 120H98V122H97ZM146 120H148V121H146ZM5 121V122H4ZM8 121H10V126L12 125V127L13 128H11V127H9L8 126ZM72 122L71 124L73 125H78L77 126V129H79V130H76V128H75V126L73 127V128H75L74 130H76V131H78L77 132V134L79 133V132H82V135L79 133L78 135H80V137H83V136H86L87 134H90V137H89V135H87L86 137H83L84 138V140H82L83 138H80L81 140V143L80 144H82V145H79V146H81V147H83V148H81V147H79L80 149L78 150V151H80V152H78L79 154H77V150L75 151V155L78 157H75V155L73 154L74 153V150L72 149V148H74L73 146H74V142H72V141H70V139H69V134H70V127H71V125L69 126L68 124L70 123V122ZM84 123H83V122ZM90 121H92V122H90ZM156 121H157V123H156ZM4 122V123H3ZM12 122H13V124H12ZM29 122H31V124H29ZM44 122V123H43ZM53 124V125H50L49 126V124H51V123ZM69 122V123H68ZM74 122V123H73ZM104 122V123H103ZM111 122H113V123H111ZM137 122V123H136ZM143 121H142V125H143V123H144ZM158 122H159V124H158ZM160 122H162V123H160ZM24 123V124H23ZM47 125H46V124ZM60 123H62V122H60ZM62 123V124H63ZM68 123V124H67ZM90 123V124H89ZM92 123V124H91ZM134 123H136V126H135V124H134V126H133V124ZM2 124H4V125H2ZM15 124V125H14ZM23 125V126H19V125ZM26 124H27V126H26ZM110 124V125H109ZM138 124V125H137ZM157 124V125H156ZM7 125V126H6ZM17 125V126H16ZM28 125H30V127L28 126ZM45 125V126H44ZM66 125V126H65ZM69 127H68V126ZM103 125V126H102ZM121 125V126H122ZM134 128H132L131 126ZM150 125V126H149ZM158 125H159V128H158ZM167 125H169V126H167ZM19 126V127H18ZM27 128H26V127ZM49 126V127H48ZM52 126V127H51ZM56 126V127H55ZM57 126H58V128H57ZM59 126H61V128H63V130H65V131H63V130H60V128H59ZM64 126V127H63ZM153 126H155V127H153ZM7 127V128H6ZM20 127H25V130L23 131V129L21 130L22 131V133L19 131V130H17L18 128L19 129H21ZM45 127L47 128V129H45ZM54 127H55V129H54ZM68 127V129H66ZM71 127V128H72ZM6 128V129H5ZM38 128H39V131H38ZM45 129V130H43L42 132H43V135L41 134L42 132L40 131L41 129ZM94 128V129H93ZM153 128H155L154 130H152ZM158 128V129H157ZM164 128H166V129H164ZM11 129V130H10ZM31 129V130H30ZM50 129H54V132L52 131V130H50ZM58 129V131H60V136H61V138L62 139H60L59 138V132L58 131H56ZM161 129V130H160ZM4 130V131H3ZM13 130V131H12ZM15 130H16V132H15ZM47 130V131H46ZM49 130L52 132V133H54V134H58V135H54V134H52L51 133V135H50V137L48 136H46V135H48V134H50V133H48L49 132ZM68 130V131H67ZM85 130V132L83 133V131ZM88 130V131H87ZM104 130H105V132H104ZM156 130H158L159 131V134L157 135V133H158V131H156ZM164 130V131H163ZM6 131V132H5ZM9 131V132H8ZM27 131V132H26ZM32 131H34V132H32ZM46 131V132H45ZM58 132V133H56V132ZM28 132H32L31 134L33 135V133H37V134H34L33 136H34V138L35 137H37L36 135H42L41 137L43 138H41V137H39V138H41L42 139V141L40 142V140L41 139H39V142H40V145L41 146H39L37 143H39L38 142V137L37 138H33V136L32 135H29L30 133H28ZM40 134H39V133ZM62 132V133H61ZM63 132H65V133H68L67 135H68V137H67V140L69 139V143L71 142V144L73 143V145L70 147V145L71 144H68V142L65 140L66 139V137H65V133H63ZM88 132V133H87ZM173 132V133H172ZM13 133L15 134L14 136H13ZM20 133H21V135H20ZM46 135H45V134ZM87 133V134H86ZM104 133H105V138H106V136L107 137H110L109 139H112V138H114V137H116V139H112V140H110L111 142L110 143H113L114 144V146H111V145H113V144H110L109 143V145L107 144V146L109 147H106V145H104V144H106V143H108L109 141H108V138H107V140H105V138L103 139V135H104ZM175 133V134H174ZM65 134V135H64ZM84 134V135H83ZM97 134H99V136H100V139H101V145L104 147V149H105V147H106V149H109L111 152H112V154L115 156L114 158L116 159V158H119V160L118 159H116V160H114V158L112 159V157L111 156H113V155H111V152H109L108 150H106V153L108 154V156H110V158L107 156V155H105V157L103 156V155H100L98 152L96 153L95 151L98 149V146L96 145L97 144V142H96V136H97ZM109 136H108V135ZM162 134V133H161ZM166 134L168 135V136H166ZM4 135V136H3ZM9 135H11L10 137H11V139H10V137H9V139L10 140H8V142H7V139H8V136ZM25 135H27V137H25V138H28L29 137V139H26L27 141H25V138L23 137V136ZM66 135V136H67ZM92 135V136H91ZM118 135V136H117ZM172 135V136H171ZM175 135V136H174ZM178 135V136H177ZM7 136V139L6 138H4V137H6ZM20 136V137H19ZM23 138H22V137ZM31 136H32V139H31ZM46 136V137H45ZM54 136H57V139H56V137H54ZM2 137V138H1ZM20 138V139H23L22 140V142H21V140L20 139H16V138ZM120 138L119 140L117 139V138ZM124 137H126V138H128L130 141L129 142H131V143H133L132 145H134V147L136 148V147H139V148H141V146H142V149H143V147L145 148L146 147V144H147V150L145 149V150H143V151H145V153H146V155H144V156H147V154H149L150 152V154L152 155V156H154V158H158L159 160H161V162L157 159L156 161H155V159H154V161L157 163V162H160V163H162V166H161V164L160 163H158L159 164V166H158V164H155V163H153L152 161V159H150L149 157L151 156H147V157H144L142 154H145L143 151H141V149H139V150H137L138 148H136V153H139V155L137 156V158L135 157L134 159H133V157H134V151L132 150V153H129V151H126V149H125V147H123V145H126L127 143H124V140L122 141V139H125L126 140V138H124ZM149 137V138H148ZM168 137V138H167ZM170 137V138H169ZM178 137V138H177ZM46 138V139H45ZM48 138V139H47ZM157 138V139H158ZM176 138V141L174 140ZM3 139V140H2ZM6 139V140H5ZM12 139H13V141H12ZM16 139V140H15ZM64 139V140H63ZM86 139V140H85ZM90 141H92V142H90ZM167 139V140H166ZM168 139H171L170 141L168 140ZM179 139V140H178ZM31 140H33V143H34V145H35V147L37 148V149H34L35 147H34V145L33 146H31V144H32V141ZM36 141V143H35V141ZM48 140H49V142H48ZM51 140V141H50ZM59 140H61L60 142H59ZM62 140H63V143H62ZM104 140V141H103ZM116 140H118V141H116ZM122 142H121V141ZM180 141L181 143L179 144V142L178 141ZM12 142L11 143V146H12V148L10 147V143L9 142ZM47 141V142H46ZM79 141V142H80ZM90 142L89 144H90V146L88 145V143L87 142ZM114 141V142H113ZM116 141V142H115ZM119 141H120V146H119ZM126 141H128V140H126ZM166 143L167 144V148H166V145L165 144H163V145H161L162 143ZM166 141V142H165ZM189 141V142H188ZM20 142V143H19ZM29 143L30 142V144H27V143ZM42 142H43V144L47 147V150H46V147L42 144ZM46 142V143H45ZM55 142V143H54ZM59 142V143H58ZM86 142V144H87V146H86V144H83V143H85ZM103 142H105V143H103ZM146 144H145V143ZM171 142H173L174 144H175V142L176 143H178L179 145H181V144H183V146L181 147V146H179L178 144H173V147H172V145H169ZM24 144V150H21V146H20V144L21 145H23ZM27 145H26V144ZM49 143V146L48 145H46V144H48ZM57 143V144H56ZM62 145H61V144ZM115 143H117L118 144V150L117 151H119V150H121V151H119V152H122L121 154H118L119 152H115L114 150H115V148H111V147H115V145L117 146V144H115ZM123 143V144H122ZM169 143V144H168ZM190 143V144H189ZM195 143V144H194ZM9 144V145H8ZM15 144H17V148L19 149H17L14 145ZM19 144V145H18ZM92 144V145H91ZM94 144V145H93ZM139 144V145H138ZM191 144H193L194 146L193 147H195V148H193L192 146H191ZM4 145H5V147H4ZM29 145V146H28ZM51 145H53L54 147H52ZM55 145L57 146V148L55 149L56 150V152H57V149H58V146L60 145V149H61V146H62V148L64 147V149H59V153H60V151H61V154L62 155H60V154H58V152L56 153L55 151H54V153H55V156L52 154V152H53V150H54V148H55ZM137 145V146H136ZM161 145V146H160ZM9 146V147H8ZM20 146V147H19ZM32 148H31V147ZM88 148H90L92 151H89L90 149L88 148H86V147ZM158 146L160 147V148H162L161 150H160V148L158 149ZM168 146H169V148H168ZM172 148H171V147ZM180 147L179 149H178V147ZM8 147V148H7ZM27 147V149H25ZM28 147H30V148H28ZM34 147V148H33ZM40 147V148H39ZM48 147H49V150H50V148H52L51 150V152L48 150ZM84 147H85V149H87V152H86V154H84L85 156H83L82 155V153L83 152H81V150H84ZM93 147H94V149H95V151L93 150ZM194 149V150H191L192 148ZM42 148V149H41ZM44 148H45V150H46V152H45V154H47V155H45V156H47V157H45L44 156ZM70 148H71V150H70ZM125 149V151H126V153L129 155L128 157H127V155L125 156L124 154H126L125 153V151L124 150H122V149ZM183 148H185L184 150H182ZM11 149V152L13 153V151L12 150H14L15 149V151L14 152H16V151H18L17 152V154H15V153H13V156H14V158H17V156H19V160H15L14 158H13V156H11V152L9 151ZM17 149V150H16ZM69 149V150H68ZM114 149V150H113ZM157 149V150H156ZM177 149L179 150V151H177ZM7 150V151H6ZM20 150H21V152H23L24 151V153H21L20 152ZM67 150H68V153H71V152H69V151H72L73 153V156H71V154H66L65 152H67ZM158 150H160V151H158ZM4 153H3V152ZM9 151V152H8ZM62 151H64L63 153H62ZM139 151V152H138ZM140 151H141V153H140ZM158 151V152H157ZM192 151H194V152H192ZM197 151V152H196ZM43 152V153H42ZM88 152L89 153H91L92 152V154H93V152H95V154H97L96 155V157H97V159H98V161L96 160V158H95V160H94V156H95V154L94 155H92V154H90V156L88 155ZM124 152V153H123ZM143 152V153H142ZM147 152H149V153H147ZM184 152H186V153H184ZM188 152L190 153V152H192L193 154H194V156L195 157H193V154L191 153V154H188ZM8 153V154H7ZM21 153V154H20ZM42 153V154H41ZM50 153V154H49ZM81 153V154H80ZM84 153H85V150H84ZM110 153V154H109ZM115 153H117V154H115ZM15 154V155H14ZM19 154V155H18ZM40 156H39V155ZM64 154V155H63ZM133 154V155H132ZM160 154V155H161ZM196 154V155H195ZM9 157V155L11 156V158L9 157V160H11L10 162L9 161H7L6 162V160H7V156ZM30 155V156H29ZM51 155H53L55 158H56V160L58 159V157H57V155H60V160L58 159L57 161H60L61 162V160H64L63 158H61V157H73L74 159L75 158H77V162H79V164H76V163H74V164H76L75 166H74V168H73V166H72V162H76V159H75V161L73 160H67V158H65V160H67L68 162L70 161V163L68 164V162H64V164L65 165H63V163H60V165H62L60 168L61 169H63L64 167H66V168H68L69 166H71L70 168H71V170L70 169H67L68 171L70 170L71 171V173H66L67 171L65 170L64 172L67 174L66 176H67V178H65L64 176H65V174L61 171V169L58 167V163L59 162H55L56 160H55V158L53 157V156H51ZM65 155H67V156H65ZM81 155H82V157H81ZM93 156V158H91L92 156ZM119 155H121V156H119ZM130 155H132V156H130ZM140 155H141V157H144L145 158V160L147 161L148 159L151 161V162H149V160L146 162L144 159H143V161L142 160H140ZM16 156V157H15ZM26 156H27V154H26ZM38 156L39 157H41L40 159H38ZM49 156H50V158H49ZM86 156H88V157H86ZM98 156H100V157H98ZM136 156V155H135ZM151 156V157H152ZM162 156V155H161ZM189 156H190V159H189ZM191 156H192V158H194V159H192L191 158ZM4 159H3V158ZM7 157V158H6ZM24 157H25V155H24ZM44 158V160H43V158ZM82 159H86V158H91L92 159V161L93 162H95V161H97V162H95L96 163V165L98 164L99 165V163H102L101 165H100V168H99V166L97 165V168H95L96 166L95 165H93V169L94 170H96L97 172H93V173H91L90 172V167H91V170H92V161H90L89 159L87 160V161H89V163H87V161L85 160L84 162V164L87 166V167H85V168H82V166H84V164H82L83 163V160H81V158ZM85 157V158H84ZM122 157L124 158L123 160H126L127 161V158L128 159H130L131 158V164H130V161H128L129 162V165L127 164V163H125L124 164V161H121L122 160ZM126 157V158H125ZM130 157V158H129ZM140 157V158H139ZM166 157H168L169 158V160H171L173 157H174V159H172V160H174V162H172L173 163V166H175V165H178V166H175V167H173L172 166V163H170L169 162V160H168V158L166 159ZM48 159V160H45V159ZM55 160L54 162H53V159ZM69 158V159H70ZM109 158V159H108ZM180 158V159H179ZM3 159V160H2ZM51 159H52V161H51ZM78 159H80V161H78ZM102 159V160H101ZM110 159H112V161L113 162H110ZM121 159V160H120ZM136 159H138L137 161H136ZM164 161H166V162H164ZM177 159H178V162H177ZM13 160H14V162H13ZM44 161L46 164H44L43 162H41V163H43V165L45 166V165H47V166H42V164L41 163H37V162H35L36 163V166H38L39 168H41L42 170H47V168L46 167H49V165L50 164H52L53 165V163H54V165L52 166H50V168H48V169H51L52 167H54L53 169H51L53 172L55 171V169H56V171H55V174L51 171V173H53L54 174V176H56V177H58L57 175H59V177H61L63 174V178H59V179H61V180H58L56 177V179H57V182L54 180V178H52V177H54V176H49L48 175V177H51L52 179H53V181L55 182V183H58V181H60L58 184H60L58 187H57V185L55 184V183H53V181L52 180H50L51 178H47V175H45V174H49V172H50V170L47 172V171H43V173L41 172V171H38V170H40L38 167H37V171L39 172V173H36L35 171H34V168L33 167H31V168H33V170L31 169V168H29L30 167V165L31 166H33L35 163H32V162H34V161ZM99 160H101L100 162H99ZM119 162H121V163H118V161ZM134 160V161H133ZM168 160V161H167ZM16 161V162H15ZM18 161V162H17ZM50 161V162H49ZM103 161V162H102ZM109 161V162H108ZM115 161H116V164H115ZM146 162L147 163V165H143V163L141 164V162ZM164 162V164L166 165V166H164V164H163V162ZM181 163H180V162ZM49 162V163H48ZM80 162H81V164H82V166H81V164H80ZM91 162V163H90ZM123 162V163H122ZM133 162V163H132ZM134 162H135V165H136V163L137 162H139V163H137L138 165H134ZM184 162H187L186 160H184ZM3 163V164H2ZM48 163V164H47ZM55 163H57V164H55ZM94 163V164H95ZM118 163V164H117ZM146 163H144V164H146ZM155 164V166H158V168L157 169H160L161 170V167H163V168H166L168 171L167 172H169L170 171V173H171V171L173 170L174 171V169L177 167L178 168V170H180L181 171V169H183V168H181V166L183 165V166H186V167H184L185 169H187V170H182L181 171V173H180V171H178L177 170V168L175 169V170H177V171H175L174 173H173V171H172V173L170 174V173H168L169 175H167V172H166V176L168 177H170V178H172V179H176L175 181L174 180H172V183H171V180L169 181V179L168 178H165L164 176L163 177H159L160 176V174H162V172H164L165 173V171H166V169H162L161 170V173H160V170H159V172L157 171V174L155 173L156 171H154V170H152V171H150L149 172V170L151 169V168H153L154 167V169L156 168L154 165L153 166H151V168L149 167V164ZM170 163V164H169ZM179 163V164H178ZM6 164V165H5ZM10 165V166H12V165H14V166H12V167H10L9 166V168L7 167V165ZM41 166H40V165ZM69 166H68V165ZM71 164V165H70ZM73 164V165H74ZM90 164V165H89ZM120 164H124L123 165V167H122V165H121V167L124 169H126V168H132V167H136V169H134V168H132V169H134L133 171L131 170V172H130V169H126L125 171L124 170H122V168L120 167V170H122V171H120V170H118L119 168L117 167L118 165L120 166ZM180 164H181V166H180ZM190 164V165H189ZM5 165V166H4ZM17 165V166H18ZM57 165V166H56ZM59 165V166H60ZM67 165V166H66ZM77 165L80 167V168H82L83 169V173H82V170L79 168V167H77ZM89 165V166H88ZM132 165V167H130ZM134 165V166H133ZM140 165V166H139ZM142 165V166H141ZM170 165V166H169ZM187 165H188V168H187ZM3 166V167H2ZM27 166H28V169H27ZM36 166H35V168H36ZM64 166V167H63ZM95 166V167H94ZM103 166H105V167H103ZM125 166V167H124ZM127 166V167H126ZM146 168V166H147V169H145L144 167ZM182 166V167H183ZM189 166L191 167L190 169H189ZM43 167V168H42ZM56 167V168H55ZM63 167V168H62ZM78 168V170L80 169L81 170V172H77V170H76V168ZM89 167V168H88ZM139 168V170H137L138 168ZM143 167V168H142ZM148 167H149V170H148ZM170 167V168H169ZM44 168H46V169H44ZM59 169V171H61V176H60V172L58 171V169ZM65 168V169H66ZM88 168V169H87ZM98 168L100 169L99 171V173H98ZM110 168V169H109ZM117 168V169H116ZM3 169H4V171H3ZM74 169L76 170V172H75V174H73L74 172ZM85 169H86V171L88 172V170H89V173H87L86 171H85ZM103 169H106L105 170V174H104V170ZM118 170L117 172H115L116 170ZM143 169H144V173L145 172H147L148 171V173L150 174V175H153V179H152V176H150L148 173H146V174H142L143 172ZM170 169V170H169ZM10 170V169H9ZM8 170V172L9 173H12V171L10 170L9 171ZM28 170H30V171H28ZM109 170V171H108ZM114 170V172H112ZM135 170L137 171L135 174H133L134 175V178L135 177H137V179H139L138 178V176L137 175H139V177H140V175H141V177H143V179L141 178V180H140V182L143 184V185H146V182L148 183L147 184V187L146 188H148L147 190L148 191H145L146 190V188L145 187H141V183L139 182V180H137L136 178H135V180L138 182H136L134 179H132L133 177H128V176H133L132 174H130V173H134L135 172ZM140 170H142V171H140ZM147 170V171H146ZM126 171H128L127 172V174H125V172ZM31 172V173H30ZM57 172H59V173H57ZM120 172H123V174L124 175H127L126 177H128V179H125L126 181H124V178H125V176L123 175L122 176V174L120 173ZM130 172V173H129ZM141 172V173H140ZM178 172V173H177ZM7 174V176H6V174ZM13 173H15V172H13ZM22 173V174H21ZM23 173H25V174H23ZM29 173L31 174V175H34V176H36L35 174H38L37 175V177H39V175H40V173L41 174H44V176H41L40 175V178L38 179L37 177H33L35 180L33 181V179H31L32 177H30L29 178V176H31V175H29ZM50 173V174H51ZM56 173H57V175H56ZM117 173V174H116ZM129 173V174H128ZM152 173H155L157 176L156 177H154V175L155 174H152ZM163 173V174H164ZM193 173V174H192ZM52 174V175H53ZM70 174H72L74 177V181L72 180H70V182H67V181H69V180H66V179H70L69 177H71L72 178V176L70 175ZM78 174L80 175V176H78ZM83 174H85V175H83ZM92 174H94V175H92ZM137 174V175H136ZM174 174H179V175H177V176H179V177H177L176 175H174ZM181 174V175H180ZM185 174H186V176H185ZM190 174V175H189ZM104 175V176H103ZM118 176V178H117V176ZM120 175V176H119ZM182 175L183 176H185V177H182ZM192 175V177H190ZM6 177V179H5V177ZM145 176V177H144ZM146 176H149V177H151V180H150V178L148 177V178H146ZM162 176V175H161ZM172 176V177H171ZM173 176H175V178L173 177ZM193 176H195V177H193ZM1 177V176H0ZM43 177V178H42ZM82 177V178H81ZM104 177V178H103ZM122 177V178H121ZM124 177V178H123ZM190 177V178H189ZM6 180L5 182H2L4 179ZM24 179V180H26V181H28L27 179ZM103 178V179H102ZM120 178H121V180H120ZM154 178H156V180L154 179ZM160 178H165V179H168L167 180V182H165L166 180L164 179H160ZM179 178V179H178ZM186 178H188V179H186ZM48 179V180H47ZM82 179V180H81ZM101 179V180H100ZM117 179V181H114V180H116ZM158 179H160L161 181H159ZM184 179H186V180H184ZM63 180H64V182H63ZM133 181V182H128V181ZM143 180V181H142ZM147 180V181H146ZM150 180V181H149ZM163 180V181H162ZM188 180V181H187ZM52 181V182H51ZM78 181H77V183H78ZM99 181V182H98ZM121 181H124V183L122 184V182ZM134 181H135V186H138L139 184H140V186H138V187H135L134 185H130V184H134ZM153 181V182H152ZM155 181V182H154ZM184 181H187V183L185 182L184 183ZM47 182H49L50 184V188L48 187V188H46V186H48L47 184ZM63 182V183H62ZM98 182V183H97ZM121 182V183H120ZM126 182H127V184L128 183H130V184H128V185H130V186H128L127 184H126ZM191 184V186L190 185H188L189 183ZM47 183V184H46ZM69 183H71L72 185H73V189L71 188V186L72 185H70V186H68L69 185ZM52 184H54L53 186H51ZM78 184V185H79ZM115 186H113V185ZM121 185L120 187H119V185ZM188 185V188L186 187L185 189L187 190V189H191L192 190V188L194 187V190H198L197 192V194H195V196L194 197H192L193 195H194V193L196 192H194L193 190H192V194L191 193H189V192H191V190L189 191V192H187L185 189H184V187L185 186H187ZM46 185V186H45ZM56 185V186H55ZM62 185V186H61ZM126 186L127 185V187L125 188V187H123V186ZM21 186H23V185H21ZM23 186V187H24ZM39 186H41V187H39ZM45 186V187H44ZM61 186V187H60ZM80 186V185H79ZM111 186V187H110ZM132 186H134L133 188H132ZM193 186V187H192ZM9 187V188H8ZM53 187H56L55 189H53ZM67 187H69L70 189H66ZM123 189H122V188ZM130 187V188H129ZM191 187V188H190ZM3 188V189H2ZM40 188V189H39ZM52 188V189H51ZM108 188H110V189H108ZM111 188H112V190H111ZM118 188H120V189H118ZM124 188H125V190H132V192H130V190H129V192L128 193H126L127 191H125L124 190ZM129 188V189H128ZM138 188V190L140 189V188H144L143 190L142 189H140L139 191H137L136 189ZM196 188V189H195ZM49 189H51V190H49ZM65 189V190H64ZM150 189V190H149ZM153 189H156L157 190V192L156 193H154V190ZM182 189H184V191L182 190ZM12 190H14V191H12ZM64 190V192L66 193H64V192H62V191ZM67 190H69V192L67 191ZM74 190V191H73ZM138 192V193H136L135 194V192L136 191ZM144 191V193L142 192V191ZM155 190V191H156ZM161 190V191H160ZM168 193L169 191H171V192H173V193H171V192H169V194L171 193L172 195H176V193H178V191L179 190H182L183 192H182V194L180 193V196L182 197H180L179 196V193L177 194L178 196H179V199H178V197L177 198H175V199H177V201L174 199V203H173V198L172 199H169L168 200V197L170 198V196H168L167 198H166V196H165V194H164V192L165 191ZM168 190V191H167ZM178 190V191H177ZM202 190V191H201ZM227 190V191H226ZM25 191V190H24ZM29 191V190H28ZM71 191V192H70ZM125 192V193H122V192ZM151 191V192H150ZM158 191H160V192H162V193H160V192H158ZM164 191V192H163ZM174 191H175V194H174ZM13 192H15L16 194H18V195H16L15 193V197L16 198H18L19 197V199H16V198H14V197H12L13 196ZM60 192H62V194L60 193ZM118 192H119V194L121 195H119L118 194ZM141 192H142V194H144L145 195V192H146V195H148V194H150V193H154V194H150V196L148 197H146V195H145V197L141 194ZM147 192H150V193H147ZM165 192V193H166ZM181 192V191H180ZM185 192H187L186 193V195H185ZM194 192V193H193ZM227 192V193H226ZM229 192V193H228ZM67 193H69V194H67ZM122 193V194H121ZM130 193V194H129ZM132 193H134V194H132ZM157 193H160V194H162L161 196H162V199H161V197H160V194H157ZM166 193V194H167ZM184 193V194H183ZM189 193V197H188V194ZM205 193V194H204ZM12 196H11V195ZM52 194V195H53ZM55 194H57V195H60V196H58V197H61L62 195L64 196V194L66 195V197H64L65 198V200L67 201V202H65L64 203V198L63 197H61L62 199L59 201V204L60 203H62V205H59L60 207L58 208V201L57 200H59V198L57 199L56 198V196L57 195H55ZM140 194V196H141V198L142 197H144L143 199H141L140 198V196L139 197H137L138 195ZM170 194V195H171ZM201 194H203V195H201L202 197H200V195ZM230 194V195H229ZM1 195V194H0ZM8 195V196H7ZM50 195H49V198H50ZM69 195V196H68ZM117 195H119V196H117ZM122 195H123V197H125V198H122ZM125 195V196H124ZM129 195H131V196H129ZM133 195H137L136 197L139 199L140 198V202H138L139 200L138 199H136V197L135 196H133ZM158 195V196H157ZM172 195H171V197H172ZM182 195H184V196H182ZM196 195H198V196H196ZM228 195V196H227ZM11 197V199L12 198H14V200H11V199H9L10 197ZM32 196H33V198H32ZM68 196V197H67ZM109 196V197H108ZM130 198H132V196H133V201H131V202H127V206H129V205H132L133 204V206H134V208L132 209L131 207H133V206H129L130 208V211H129V209L126 207L125 208V206H126V202L124 203V201H129V199H128V197ZM5 197H6V200H5ZM32 198V199H30V198ZM135 197V198H134ZM190 197H192V198H190ZM20 198H21V200H20ZM67 198V199H66ZM115 199L116 201H118V200H120V201H118L120 204H121V207H122V209H121V213H119L120 212V210H119V212H117L118 211V202H116L115 204H114V202H115V200L114 201H112L111 199ZM130 198V199H131ZM166 198V199H165ZM183 198H186V199H188L187 200V202L185 201L186 199H183ZM204 198H206L205 200H204ZM212 198V199H211ZM33 199V200H34ZM122 199H124V201L122 200ZM136 199V200H135ZM160 199V200H159ZM20 200V201H19ZM28 200V201H29ZM113 202H111V201ZM138 200V201H137ZM157 200L158 201V203L160 204V206L162 205L161 204V202L165 205L166 204V202H165V200L167 201V202H169V203H172L173 205L171 206V204H169V203H167L168 205H165V208H166V206H167V208L165 209L164 208V205H162L160 208H155V207H153V205L154 206H156L155 204H158L157 203V201H156V203H155V201ZM170 200H172L171 202H170ZM180 200V201H179ZM61 201H63V202H61ZM182 201H184V202H186L185 204H186V206L183 204L181 207H179L180 209H178V208H173V206H174V204H176L175 205V207H178L179 206V204L181 205V203H182ZM207 203H206V202ZM29 202V203H30ZM137 202H138V204H137ZM148 202V203H147ZM150 202V203H149ZM152 202V203H151ZM165 202V203H164ZM179 202V204H178V206H177V203ZM183 202V203H184ZM118 203V204H117ZM136 203V205H134ZM144 203H147V206L148 207H150V206H152L153 208H155V210L152 208V209H150V208H148V207H146V204H145V206H144ZM1 204V203H0ZM4 204H5V206H4ZM8 204V203H7ZM22 204V203H21ZM27 203H25V205H26ZM64 204L66 205V206H64ZM112 204H113V206L114 205H116L115 207H112V208H110V205L112 206ZM125 205V206H123V205ZM129 204V205H128ZM207 204H208V206H207ZM2 205H0V206H2ZM54 205V204H53ZM68 205H69V207H68ZM98 205H99V203H98ZM210 205V206H209ZM30 206V207H29ZM34 206V207H35ZM39 206V208H40V206L42 207V208H44V210L43 209H39V212H42L41 210H43L44 212H42V214L40 215V213L38 214V210H36L37 209V207ZM52 206V205H51ZM57 206V207H56ZM62 206L64 207V208H62ZM102 206H104V207H102ZM185 207V214H186V216H185V214H183L184 212V210L182 211V209H184V207ZM204 206V207H203ZM209 207V209L207 208V207ZM7 207H9L8 205H7ZM16 207V206H15ZM25 207L27 208L26 210H29L30 209V212L32 213V211H34L35 210V212H33V213H35V214H38V215H40L41 217L42 216H44L45 215V217H43L42 219H41V217H40V220H41V222L43 221V219H44V224L43 223H39L38 222V219L36 220V218H39L38 217V215L36 216L35 214V216L34 215H32L30 212V214H31V216H29L30 214H27V211L26 210H24L25 209ZM66 207V208H65ZM101 207H102V209H101ZM117 207V208H116ZM164 209H163V208ZM169 207H172L175 211H176V209H177V211L180 213V215H177V213L178 212H176L175 213V211L172 209V208H169ZM24 208V209H23ZM29 208V209H28ZM70 209L69 211L67 210V209ZM105 208V209H104ZM115 208V209H114ZM125 208V209H124ZM145 208V209H144ZM187 208V209H186ZM198 208V209H197ZM200 208V209H199ZM207 208V209H206ZM210 208L213 210L214 209V211L212 212L211 210H210ZM4 209H6V208H4ZM8 209V208H7ZM22 209V210H21ZM31 209H32V211H31ZM64 209H66V212H64ZM95 209H98V211L97 210H95ZM124 209V210H123ZM127 209V210H126ZM132 209V210H131ZM148 209V210H147ZM150 209V210H149ZM170 209V210H169ZM189 209V210H188ZM47 210V211H46ZM53 210V209H52ZM100 210V211H99ZM116 210V211H115ZM143 210H145V211H143ZM150 211L149 213H153L154 215V217L155 216H157V217H153L152 216V214H148L147 213V211ZM158 210H160L159 212H157ZM162 210H165V211H168V212H162ZM172 210H173V212H172ZM206 210H208V212H210V215L207 217H205L204 215H208L209 213L206 211ZM210 210V211H209ZM20 211H22V212H20ZM24 211H25V213L27 214H25L24 213ZM45 211H46V213H45ZM67 211H68V213H67ZM124 211V212H125ZM143 211V212H142ZM152 211H155V213L154 212H152ZM170 211L172 212V214H176V215H172V214H168V213H170ZM188 211V212H187ZM197 211V212H196ZM218 211V212H217ZM242 211V212H241ZM2 212H0V214L2 213ZM37 212V213H36ZM51 212H53V211H50V213ZM53 212V213H54ZM74 214H73V213ZM96 212H99L98 214L96 213ZM109 212H111V214L109 213ZM133 212V211H132ZM140 212H142V216H140ZM160 212H162L163 214L162 215H160L161 217L164 215V219H167L168 217H169V220L167 219V222H170V220L171 221H175V222H172L173 223V226H172V224H171V222H170V224L169 223H167L166 221H164V219H163V217H162V220L164 221V222H166L167 223V228L165 227V226H162V224L164 225V222L161 220V218H160V216H159V213ZM181 212H182V214H181ZM208 214H207V213ZM2 213V214H3ZM45 213V214H44ZM65 213V214H64ZM112 213H113V215H112ZM157 213H158V215H157ZM178 213V214H179ZM202 213H204V214H202ZM206 213V214H205ZM216 213V214H215ZM3 214V216H4V218H6L5 217V215ZM13 214V216L14 217H12L11 215ZM24 214V219H23V215ZM62 214V213H61ZM69 214V216L72 214L73 216L75 215L77 218H78V220H77V222L76 221H73V219L74 220H76L75 218V216H74V218L72 219L71 217L69 218V216H66V215H68ZM125 214V213H124ZM143 214H148L149 216H152V217H149V216H147V217H149V218H144V216H143ZM156 214V215H155ZM191 214V216H189ZM200 214H201V216H203L204 218H203V222H201L202 220V218H200L201 216H200ZM212 214V215H211ZM241 214V215H240ZM28 216L27 218L30 220V222H32V218L33 217H35V218H33V222L32 223H27V222H29V220L27 219V222L25 221L26 220V216ZM71 215V216H72ZM111 215V216H110ZM167 215H168V217H167ZM169 215H171V216H173V217H171V216H169ZM214 215V216H213ZM2 215H0V218H2L3 217ZM66 216V217H65ZM126 216H123V217H126ZM140 216V217H139ZM158 216H159V220H161L162 222L161 223H159L160 221L158 220ZM174 216H175V220H172V218H174ZM180 216V217H179ZM183 216V217H182ZM192 216V218H194ZM211 216H213V217H215V218H211ZM7 217V218H8ZM29 217H31V219L29 218ZM48 217V216H47ZM49 217H50V215H49ZM48 217V218H49ZM58 217V218H59ZM108 217V216H107ZM134 217L136 218H138V219H134ZM146 217V216H145ZM176 217H178L177 219H176ZM12 218H22L23 220V223H22V221H21V223H20V226L22 227V231H21V227L16 223V222H19L20 220H16L15 221V219H12ZM47 218V220H49ZM53 218V219H52ZM68 220H67V219ZM113 218V217H112ZM152 218H154V220H152ZM157 218V220H158V222L157 221H155V219ZM171 218V219H170ZM183 218V219H184ZM196 218H198V219H196ZM36 221H35V220ZM54 219H56V221H57V223H58V225L60 224L61 226V228L56 224V226H58V227H56L55 226V220ZM60 219V218H59ZM187 219H185V220H187ZM211 219V220H210ZM216 219V220H215ZM230 221H229V220ZM233 219V220H232ZM239 219H240V221H239ZM1 220V219H0ZM7 220V219H6ZM8 220H9V218H8ZM46 220V221H47ZM145 220V221H144ZM147 220H149V221H147ZM181 220V219H180ZM185 220L183 221L184 223H186V224H188V223H191L192 221L191 220H193V219H191L190 220V222H185ZM215 220V221H214ZM2 221H5V219L4 220H2ZM73 221V222H72ZM80 221V222H79ZM131 221V222H132ZM147 221V222H146ZM154 221V222H153ZM182 221H181V224H179V227H180V225L182 226L183 224H182ZM192 222V223H194V225H198L197 224V222H196V224H195V222ZM229 221V222H228ZM232 221V222H231ZM239 221V222H238ZM7 222H11L10 224L9 223H7ZM27 224H26V223ZM144 222V223H143ZM153 222V223H152ZM156 222V223H155ZM178 222V223H177ZM231 222V223H230ZM239 224H238V223ZM247 222V223H246ZM50 223V224H49ZM150 223H151V229L149 228V226H150ZM222 223V224H221ZM238 225H237V224ZM253 223V224H252ZM15 224V225H14ZM16 224H17V226H16ZM23 224V225H22ZM24 224L25 225H28L29 224V226H25L24 227ZM42 224V225H41ZM53 225L52 227H54V230H56L57 231V233H55L56 231H54V232H51L52 230V227L50 226V228H49V226H47V225ZM136 224V225H137ZM144 224V225H143ZM158 224V225H157ZM169 224V225H168ZM175 224V225H174ZM217 224V225H216ZM221 224V225H220ZM228 224V225H227ZM230 224V225H229ZM256 224V225H255ZM160 225V226H159ZM223 225L225 226L226 225V227L227 228H225V227H223ZM249 225V226H248ZM2 226V227H3ZM34 226H32L31 225V227L33 228ZM40 226V227H39ZM142 226H144V227H142ZM155 226H154V229H155ZM221 228H220V227ZM235 226V227H234ZM19 227V228H18ZM28 227V228H27ZM35 227V228H36ZM39 227V228H38ZM46 227L47 228H49V229H46ZM55 227L58 229H55ZM69 227V228H68ZM72 227V226H71ZM162 227V228H161ZM173 227V228H172ZM179 227L177 226V228L176 229H178L179 230ZM224 229H223V228ZM228 227H229V230H228ZM253 229H252V228ZM257 227H260V228H257ZM0 228H1V225H0ZM25 228V229H24ZM32 228L30 229L31 231H32V233H35V234H37V235H40V233L41 232H36V230H35V232H34V230H32ZM60 228V229H59ZM62 228H64L65 230H67V228L69 229L67 232H60L61 231V229ZM150 230H149V229ZM18 229V231L20 230L21 231V234H20V231H19V234L20 235H23V232H24V234L26 235V237H28L27 239H26V237H24L25 235H23V236H20L18 233H16V235H15V233L14 234H12L13 233V231L14 230H17ZM166 229V230H165ZM170 229H168L167 230V232H165V233H168L169 231H170ZM176 229L174 230V232L173 233H175L176 232ZM209 229H211V228H209ZM233 229H234V231H233ZM235 229H236V231H235ZM42 230V231H43ZM49 230V231H48ZM63 230V229H62ZM199 229H197V231H198ZM228 230V231H227ZM48 231V232H47ZM170 231V233H172ZM196 231V230H195ZM197 231L196 232H193V231H190V232H192V233H194V234H192L193 236L192 237H195V235L197 234V235H199V232L197 233ZM217 231V232H216ZM223 231V232H222ZM257 231V230H256ZM5 232V233H6ZM15 232V231H14ZM30 232V231H29ZM28 232V233H29ZM212 232H213V234H212ZM216 232V233H215ZM224 232H226V233H224ZM39 233V234H38ZM164 233V234H165ZM216 235H215V234ZM220 233V234H219ZM65 234V235H66ZM163 234V235H164ZM219 234V237H217V235ZM225 234V235H224ZM231 234V235H230ZM233 234H235V235H233ZM34 234H32L31 236H33ZM64 235V236H65ZM215 235V236H214ZM227 235V236H226ZM20 236V237H19ZM50 236H51V238H50ZM63 236V237H64ZM191 236V233H189V235L186 237L187 239H189V238H191L190 237ZM18 237V238H17ZM44 237V236H43ZM43 237H41V238H43ZM45 237H44V239H42V240H45V242L43 241V243H45L44 244V249H42L41 251L43 252V251H47V253H49L50 255H51V253L50 252H48L49 251V248L51 249H53V244L51 245L50 243V241L49 242H47V240L45 239ZM229 237V238H228ZM19 238H20V240H19ZM41 238H40V240H41ZM227 238L229 239V241H228V243H226L225 242V240L227 241ZM233 238V239H232ZM234 238H235V240H236V238H237V240L236 241H234L233 242V240H234ZM12 239V240H11ZM53 239V238H52ZM239 239V240H238ZM27 240V241H26ZM28 240L30 241V242H28ZM190 240V239H189ZM1 241H3V240H0V242ZM28 243V244H30V245H28L26 242ZM232 241V242H231ZM23 242V241H22ZM223 242H225L224 244H223ZM11 243H13V244H11ZM20 243V244H19ZM48 243V244H47ZM215 243H218V245L217 244H215ZM219 243H221V244H219ZM237 243V244H238ZM50 244V246H49V248H48V246L47 245H49ZM212 244V245H213ZM8 245V246H9ZM227 245V246H226ZM236 245V244H235ZM233 246V247H241L239 244L238 245H236V246ZM245 245V246H244ZM16 246V245H15ZM14 246V247H15ZM34 246H35V244H34ZM228 246H229V248H228ZM248 246V247H247ZM13 247V248H14ZM48 249H46V248ZM212 248H213V246H211ZM210 247V248H211ZM232 247V246H231ZM12 248V251L10 250L9 251V253H10V255L8 254V255H6V256H8V257H6L7 258V260L8 259H10L12 256H13V258H14V255L15 254H17L18 256L20 255V254H18V253H16L17 252V249L15 248V249H13ZM33 250H32V249ZM228 248V249H227ZM27 249H29V248H27ZM46 249V250H45ZM246 249H245V251H246ZM262 249V250H261ZM15 250V251H14ZM21 250V251H20ZM60 250H61V248H60ZM219 250V251H218ZM34 251V253L31 255V256H35V253H37V252H35ZM208 251V252H209ZM247 251V252H248ZM13 252H15V254L14 255H11V253L13 254ZM44 252V253H45ZM52 252V251H51ZM41 253V254H43V258H45V254L46 255H48L47 253ZM212 253H213V256H212ZM263 253V254H262ZM215 254V255H214ZM229 254H231V255H229ZM16 255V256H17ZM38 255V254H37ZM36 255V257H40L41 255L39 254L38 256ZM226 255H227V257L228 258H226ZM49 256V255H48ZM230 256V257H229ZM3 257V256H2ZM10 257V258H9ZM23 257H22V259H21V256H19L18 258L19 259H14L15 261L14 262H16V260H17V264L19 263L20 264V261L21 260H23ZM25 257V258H26ZM35 257V258H36ZM47 257V256H46ZM15 258H17V257H15ZM24 258V259H25ZM31 258V257H30ZM33 258V259H32ZM31 259V261H36L37 259H39V258H37V259H35L34 257H32ZM40 258H42V256L40 257ZM3 259H4V257H3ZM217 259V258H216ZM263 259V260H262ZM5 261H7L6 259H4ZM12 260V261H11ZM20 260V261H19ZM28 260H29V258H28ZM10 264H12V262H13V259L11 258L10 259V261H8ZM13 262V264H16V263H14ZM6 264H7V262H6Z\"/></svg>",
    "mask_w": 264,
    "mask_h": 264
},
{
    "label": "bare ground",
    "instance_id": "obj_2",
    "mask_svg": "<svg viewBox=\"0 0 264 264\" xmlns=\"http://www.w3.org/2000/svg\"><path fill=\"white\" fill-rule=\"evenodd\" d=\"M48 1H49V0H48ZM104 1H105V0H104ZM129 1H130V0H129ZM132 1H133V0H131V2H132ZM143 1L145 2L144 4H146V3H150V2H146V0H143ZM148 1H150V0H148ZM160 1H161V0H160ZM186 1H187V0H186ZM218 1H219V0H218ZM246 1H247V0H246ZM74 2H75V1H74ZM131 2H130V3H131ZM135 2H136V1H135ZM155 2H156V0H155ZM196 2H197V1H196ZM46 3H47V2H46ZM58 3H59V2H58ZM137 3H138V2H137ZM151 3L154 5L153 0H152ZM151 3H150V4H151ZM158 3H160V2H158ZM158 3L156 2L155 4H158ZM171 3H172V2H171ZM192 3H193V2H192ZM131 4L133 5L134 2L131 3ZM138 4H139V3H138ZM162 4H163V2H162ZM195 4H196V3H195ZM139 5H140V4H139ZM163 5H164V4H163ZM165 5H166V4H165ZM193 5H194V4H193ZM196 5H197V4H196ZM198 5H199V6H198ZM198 5H197V6H198L197 8H195V5L193 6V8H195L196 11H197L198 8H200V5H202V4H198ZM75 6H76V5H75ZM134 6H135V5H134ZM134 6H133V7H134ZM147 6H148V5H147ZM184 6H185V5H184ZM241 6H242V5H241ZM55 7H56V6H55ZM125 7H126V6H125ZM153 7H154V6H153ZM158 7H160V6H158ZM164 7H165V6H164ZM164 7H162V8H164ZM167 7H168V6H167ZM208 7H209V6H208ZM138 8L141 9L140 7H138ZM206 8H207V7H205V9H206ZM210 8H211V7H210ZM210 8H207V9H208V11L211 12V9H210ZM71 9H72V8H71ZM158 9H159V8H158ZM202 9H204V8H201V11H202ZM209 9H210V10H209ZM214 9H215V8H212V10H214ZM43 10H44V9H43ZM81 10H82V9H81ZM154 10H155V8H154ZM184 10H185V9H184ZM184 10H182V11H184ZM188 10H189V9H188ZM193 10H194V9H192V12H193ZM38 11H39V10H38ZM79 11H80V10H79ZM92 11H93V10H92ZM133 11L135 12V10H133ZM140 11H141V10H140ZM204 11H205V12H208V11H206V10H204ZM204 11H202V12L204 13ZM137 12H138V10H137ZM165 12H166V11H165ZM165 12H164V14H165ZM192 12H191V13H192ZM197 12L201 13L200 10L197 11ZM210 12H208V13H210ZM212 12H213V11H212ZM214 12H215V11H214ZM139 13H140V12H139ZM154 13H155V12H154ZM159 13H160V10H159ZM170 13H171V12H170ZM208 13H207V14H208ZM101 14H102V13H101ZM133 14H134V13H133ZM189 14H190V13H189ZM201 14H202V13H201ZM212 14H213V13H212ZM103 15L105 16V14H103ZM140 15H141V13H140ZM148 15H149V14H148ZM165 15H166V14H165ZM196 15H197V14H196ZM196 15H195L196 18L199 17V15H197V16H196ZM137 16H139V15L137 14ZM191 16H192V15H191ZM67 17H68V16H67ZM72 17H74V16H72ZM72 17H71V18H72ZM78 17H79V16H78ZM98 17H99V16H98ZM189 17H190V16H189ZM49 18H50V17H49ZM92 18H93V17H92ZM138 18H139V17H138ZM138 18H136V19H138ZM164 18H165V16H164ZM193 18H194V17H193ZM91 20H93V19H91ZM108 20H109V19H108ZM155 20H156V19H155ZM168 20H170V19H167V21H168ZM194 20H195V19H194ZM146 21H147V19H146ZM195 21H196V20H195ZM79 22H80V21H79ZM97 22H98V21H97ZM138 22H139V21H138ZM164 22H165V21H164ZM164 22H163V23H164ZM81 23H83V22H81ZM132 23H133V22H132ZM135 23H136V22H135ZM135 23H134V24H135ZM187 23H188V22H187ZM113 24H114V23H113ZM115 24H116V23H115ZM138 24H139V23H136L135 26L138 25ZM154 24H155V23H154ZM191 24H192V23H191ZM46 25H47V24H46ZM68 25H69V24H68ZM132 25H133V24H132ZM163 25H164V24H163ZM163 25H162V23H161V24H160V27H162ZM143 26H144V25H143ZM200 26H201V25H200ZM150 27H151V26H150ZM155 27H156V26H155ZM196 27H197V26H196ZM212 27H213V26H212ZM99 28H100V27H99ZM134 28H136V27H134ZM134 28H133V29H134ZM137 28H139V27L137 26ZM156 28H158V27H156ZM162 28H163V27H162ZM129 29H130V27H129ZM129 29H128V30H129ZM133 29H132V30H133ZM40 30H41V29H40ZM47 30H48V29H47ZM125 30H126V29H125ZM128 30H127V31H128ZM147 30L149 31L150 29H147ZM53 31H54V30H53ZM101 31H102V30H101ZM106 31H107V30H106ZM127 31H126V32H127ZM135 31H136V29L134 30V32H135ZM139 31H140V30H139ZM145 31H146V30H145ZM148 31H146V32H148ZM150 31H152V30H150ZM150 31H149V32H150ZM159 31H161V30L159 29ZM64 32H65V31H64ZM68 32H69V31H68ZM107 32H108V31H107ZM107 32H106V33H107ZM111 32H112V31H111ZM131 32H132V31H131ZM161 32H163V31H161ZM36 33H37V32H36ZM106 33H105V34H106ZM113 33H114V32H113ZM123 33H125V32H123ZM123 33H122V34H123ZM129 33H130V31H129ZM139 33H140V32H139ZM34 34H35V33H34ZM40 34L42 35V32H41ZM43 34H44V33H43ZM45 34H46V33H45ZM47 34H48V33H47ZM69 34H72V32H69L68 35H69ZM100 34H101V32H100ZM100 34L98 35V36H99L98 38H101V41H102V42H104V40H106V41L104 42L105 44H103V45H106V43H109V42H110V43H109L110 45H109V44H108V45L111 47V49H110V47H107V48H106L107 50H108V48H109L110 51H111V50H112V46H113L114 48L117 49V47L114 46V43H113V42H114V41H113L114 39H113V40L110 39V38L112 37L111 35H110L111 37L109 38V37H108L109 35H108V33H107L106 37H108V38H109L111 41H113V42H111V41L107 42V40H109V39H106V37L104 36L105 34L102 33V35L104 34V35H103V37L105 38L104 40H102L103 37H101L102 35L100 36ZM109 34H110V32H109ZM120 34H121V33H120ZM120 34H117V35H120ZM145 34H146V33H145ZM145 34H144V35H145ZM147 34H148V33H147ZM147 34H146V35H147ZM65 35H66V34H65ZM68 35H67V36H68ZM77 35H78V34H77ZM81 35H82V34H81ZM81 35L79 34L78 36L81 37ZM112 35H115V34H112ZM123 35H124V34H123ZM123 35H122V36H123ZM128 35H129V34H128ZM132 35H133V34H132ZM132 35H131V36H132ZM72 36H74V34H73ZM122 36H121V37H122ZM124 36H125V35H124ZM124 36H123V38H125ZM147 36H148V35H147ZM147 36H146V37H147ZM38 37H39V36H38ZM115 37H116V35H115ZM121 37H118V38H121ZM142 37H144V36H142ZM47 38H48V37H47ZM57 38H59V37H57ZM67 38H68V37H67ZM113 38H114V36H113ZM133 38H134V36H133ZM144 38H145V37H144ZM40 39H41V38H40ZM53 40H54V39H53ZM115 40H116V38H115ZM122 40H123V39H121V40L119 39L118 41H120V43H121ZM132 40H134V39H132ZM139 40H140V39H139ZM139 40H138V41H139ZM141 40H142V39H141ZM141 40H140V42L143 41V40H142V41H141ZM36 41H37V40H36ZM38 41H39V40H38ZM46 41H47V40H46ZM50 41H51V40H50ZM54 41H55V40H54ZM95 41H97V40L95 39ZM99 41H100V40H99ZM124 41H125V40H124ZM134 41H135V43H136V41H137L136 38H135ZM48 42H49V40H48ZM115 42H116V41H115ZM140 42H139V43H140ZM143 42H144V41H143ZM45 43H46V45L48 44L47 42H45ZM45 43H44V44H45ZM51 43H52V42H51ZM111 43H112L113 45H111ZM118 43H119V42H118ZM125 43H128V42L126 41ZM131 43H132V42H131ZM131 43H130V44H131ZM42 44H43V43H42ZM49 44H50V43H49ZM60 44H61V43H60ZM94 44H95V43H94ZM100 44H102V43L100 42ZM121 44H122V43H121ZM130 44H128V45H130ZM32 45H33V44H32ZM35 45H36V44H35ZM48 46H49V45H48ZM63 46H64V45H63ZM98 46H99V45H97V48L95 47L97 50H96V49H94V50L98 51V49L102 50V49L104 48V47H103V48L100 47V46H102V45L99 46L100 48H98ZM117 46H118V45H117ZM124 46H126V45H124ZM131 46H132V47H131ZM35 47H36V46H35ZM38 47H39V46H38ZM42 47H43V45H42ZM46 47H47V46H46ZM46 47H45V48H46ZM53 47H54V46H53ZM105 47H106V46H105ZM119 47H121V45H119ZM119 47H118V48H119ZM127 47H128V46H127ZM127 47H126V48H127ZM130 47L133 48V44H131L128 48H130ZM25 48H26V47H25ZM33 48H34V47H33ZM45 48H44V49H45ZM114 48H113V49H114ZM123 48H124V47H123ZM131 48L129 49V51H134V50H132ZM26 49H28V48H26ZM29 49H30V48H29ZM29 49H28V51H30ZM37 49H39V48H37ZM46 49H48V48H46ZM65 49H66V48H65ZM104 49H105V48H104ZM116 49H115V51H116ZM33 50H34V49H33ZM49 50H50V48H49ZM107 50H104V51H106V53H107V52H108ZM119 50H120V49H119ZM121 50H122V49H121ZM127 50H128V49H126V51H127ZM41 51H42V50H41ZM46 51H47V50H46ZM46 51H45V52H41V53H42V54H43V53H46ZM53 51H56V50H53ZM91 51H93V50H91ZM96 51L94 52V54L96 53ZM104 51H103V52H104ZM113 51H114V50H113ZM113 51H112V53H113ZM124 51H125V50H124ZM38 52H39V51H38ZM103 52H102V53H103ZM116 52H117V51H116ZM137 52H138V51H136V53H133V52H132V53L130 54V57H132V58H134V59H140V60H141V57H142V59H143L144 56L150 55V54H152V53H153V56L156 57V55H154V53L157 54V52H156V51H153V50H149V51H145V52H140V53H137ZM41 53H40V54H41ZM47 53H49V52H47ZM77 53H78V52H77ZM92 53H93V52H92ZM97 53H98V52H97ZM114 53H115V52H114ZM118 53H120V52H118ZM123 53H124V52H123ZM127 53H128V52H127ZM160 53H161V52H160ZM35 54H36V53H35ZM50 54H51V53H50ZM52 54H53V53H52ZM52 54H51V55H52ZM54 54H55V53H54ZM56 54H57V53H56ZM58 54H59V53H58ZM63 54H65V53H63ZM100 54H101V52H100ZM108 54H110V53H108ZM121 54H122V53H121ZM36 55H37V54H36ZM38 55H39V54H38ZM47 55H48V54H47ZM89 55H90V54H89ZM96 55H97V54H96ZM102 55H103L102 58H103V57L106 58V57H105L106 54H105V55L102 54ZM110 55H111V54H110ZM110 55H109V56H110ZM112 55L115 56V57H117V56H116L117 54H116V55L112 54ZM122 55H123V54H122ZM122 55H121V56H122ZM162 55H163V54H162ZM180 55H181V53H180ZM182 55L184 56V54H182ZM186 55H187V53H186ZM186 55H185V56H186ZM193 55H194V54H193ZM195 55H196V54H195ZM9 56H10V55H9ZM25 56H26V55H25ZM40 56H41V59H42V58H43L42 56H44V55H40ZM40 56H39V58H40ZM45 56H46V55H45ZM49 56H50V55H49ZM53 56H54V55H53ZM66 56H67V54H66ZM92 56H93V54H92ZM118 56H119V55H118ZM176 56H178V55H176ZM187 56H188V55H187ZM29 57H30V56H29ZM31 57H32V56H31ZM34 57H35V56H34ZM46 57H47V56H46ZM95 57H96V59H97V56H95ZM149 57H150V56H149ZM161 57H162V56H161ZM166 57H167V56H166ZM190 57H191V56H190ZM220 57H221V56H220ZM7 58H8V57H7ZM52 58H53V57H52ZM62 58H63V57H62ZM104 58H103V62H102V63H105V62H104V60H105ZM109 58L112 59V56L109 57ZM118 58H119V57H118ZM122 58H123V57H122ZM124 58H125V57H124ZM127 58H128V57H127ZM145 58H146V57H145ZM145 58H144V59H145ZM150 58H151V57H150ZM162 58H163V57H162ZM176 58H177V57H176ZM185 58H186V57H185ZM188 58H189V56H188ZM9 59H10V58H9ZM35 59H36V58H35ZM35 59H34V60H35ZM64 59H65V58H64ZM70 59H71V58H70ZM93 59H94V58H93ZM93 59H91V60H93ZM98 59L100 60V59H101V56H98ZM98 59H97V60H98ZM107 59H108V57H107ZM107 59H106V62L108 61ZM113 59H115V58H113ZM120 59H121V57H120ZM151 59H154V58H151ZM159 59H161V58H159ZM165 59H166V58H165ZM168 59H169V58H168ZM174 59H175V58H174ZM174 59H173V60H174ZM179 59H180V58H179ZM181 59H182V57H181ZM11 60H12V59H11ZM26 60H27V59H26ZM26 60H25V61H26ZM52 60H53V59H52ZM57 60L60 61V59H57ZM94 60H95V59H94ZM97 60H96V62L98 63V64H97L98 66H96V67H98V68H99V67H102V65L99 64V62L102 61V60H100L99 62H98ZM129 60H130V59H129ZM129 60H127V61H129ZM140 60H138V61H140ZM146 60H147V59H146ZM166 60H167V59H166ZM166 60H164V61H166ZM175 60H176V59H175ZM182 60H183V59H182ZM21 61H22V60H21ZM46 61H47V60H46ZM54 61H55V60H53L52 62H54ZM68 61H69V60H68ZM109 61H110V60H109ZM115 61H116V60H115ZM120 61H121V60H120ZM130 61H131V60H130ZM136 61H137V60H136ZM144 61H145V60H144ZM147 61H149V60H147ZM151 61H152V60H151ZM154 61H155V60H154ZM162 61H163V60H162ZM167 61H168V60H167ZM167 61H166V62H167ZM170 61H171V59H170ZM170 61L167 62V64H168V63L170 64ZM210 61H211V60H210ZM31 62H32V61H31ZM40 62H41V61H40ZM44 62H45V61H44ZM44 62H43V63H44ZM47 62H48V61H47ZM47 62H45V63H47ZM49 62L51 63V60H50ZM66 62H67V61H66ZM92 62H93V61H92ZM94 62H95V61H94ZM94 62H93V64H94ZM112 62H113V61H112ZM118 62H119V59H118L117 63H118ZM121 62H122V61H121ZM121 62L119 63V65L122 64ZM124 62H125V61H123V63H124ZM141 62H142V61H141ZM141 62H139V63H141ZM149 62H150V61H149ZM149 62H148V64H149ZM158 62H159V61H158ZM166 62H164V63H166ZM177 62H178V61H177ZM217 62H218V61H217ZM217 62H216V63H217ZM28 63H29V62H28ZM28 63H27V64H28ZM56 63L58 64L59 62H56ZM62 63H63V61H62ZM64 63H65V62H64ZM72 63H73V62H72ZM87 63H90V62H87ZM87 63H85V65H86ZM100 63H101V62H100ZM108 63H109V62H108ZM108 63H105V64L107 65ZM128 63H129V62H127L126 64H128ZM132 63H133V65H134L135 62H132ZM132 63H130V64H132ZM139 63L136 62V65H135V66L139 65ZM145 63H146V62H145ZM153 63H154V62H152V63H150V64H153ZM27 64H26V65H27ZM47 64H49V63H47ZM47 64H46V65H47ZM52 64H53V63H52ZM52 64H51V65L49 64L48 67H49V66L51 67ZM68 64H69V63H67V66H68ZM74 64H75V63H74ZM91 64H92V63H91ZM95 64H96V63H95ZM95 64H94V66H95ZM105 64H103L104 67H105ZM109 64H110V63H109ZM148 64L146 63L145 66L147 67ZM150 64H149V65H150ZM167 64H166V66H167ZM171 64H172V63H171ZM32 65H34V63H33ZM62 65H64V64H62ZM62 65H59V66H62ZM69 65H70V64H69ZM72 65H73V64H72ZM78 65H80V64H78ZM83 65H84V63H83ZM83 65H82V66H83ZM85 65H84V67H87V65H86V66H85ZM89 65H90V64H88V67H90V68L93 66V65H92V66H89ZM99 65H100V66H99ZM157 65H158V64H157ZM159 65L162 66V62H161V64H159ZM23 66H25V65H23ZM54 66H55V65H54ZM54 66L51 67V68H54ZM59 66L57 65V68H58ZM74 66H75V65H74ZM74 66H73V67H74ZM94 66L91 68L92 70H93ZM113 66H114V63H113ZM117 66H118V64H117ZM117 66H116V67H117ZM124 66H125V65H124ZM130 66H131V65H130ZM139 66L142 67L141 64H140ZM143 66H144V63H143ZM153 66H154V65H153ZM160 66H159V67L157 66V67H158V69H159L160 72H161ZM218 66H219V65H218ZM33 67H34V66H33ZM84 67H83V68L80 67L81 70H82L81 72H83V74H85V72L83 71ZM88 67H87V68H88ZM116 67H114V68H116ZM125 67H126V66H125ZM128 67H129V65H128ZM137 67H138V66H137ZM146 67H145V69H147ZM11 68H12V66H11ZM35 68H36V67H35ZM43 68H44V67H43ZM57 68H56V67L54 68L55 71H56V73H57V70H58ZM64 68H65V65H64ZM64 68L62 67L61 69L63 70ZM66 68H67V67H66ZM66 68L63 70L64 72L67 71L69 67L67 68V70H66ZM71 68H72V67H71ZM77 68H79V67H77ZM87 68H86V69H87ZM90 68H89V69H90ZM112 68H113V67H112ZM122 68H123V67H122ZM22 69H23V67H22ZM22 69H21V70H22ZM28 69H30V68H28ZM45 69H46V68H45ZM74 69H75V67H74ZM91 69H90V70H91ZM94 69H95V72H98V73H99V71H96V68H94ZM101 69H102V68H101ZM101 69H100V70H101ZM108 69L110 70V66L108 67ZM128 69H129V68H128ZM136 69H138L139 71L141 70V69H139V68H136ZM136 69H135V70H136ZM142 69H143V68H142ZM156 69H157V68H156ZM158 69H157V70H158ZM163 69H165V68L163 67L162 70H163ZM168 69H169V68H167V70H168ZM220 69H221V68H220ZM10 70H11V69H10ZM36 70H37V69H36ZM48 70H49V69H48ZM52 70H53V69H52ZM52 70H51V71H52ZM62 70H61V71H62ZM78 70H80V69H78ZM87 70H88V69H87ZM87 70H85V71H87ZM98 70H99V69H98ZM105 70H106V68H105ZM112 70H114V69H112ZM118 70H119V67H118ZM130 70H133V69L131 68ZM151 70H152V69H151ZM151 70H150V72L154 71V70H152V71H151ZM169 70H170V69H169ZM218 70H219V69H218ZM221 70L223 71V69H221ZM16 71H17V70H16ZM25 71H27V70H24L23 75H24L25 73L28 72V71H27V72H25ZM34 71H35V70H34ZM59 71H60V70H59ZM61 71H60V72H61ZM70 71H72V69L69 70V72H70ZM74 71H75V70H74ZM74 71H73V72H74ZM139 71H136L137 74H138ZM164 71H165V70H164ZM222 71H221V72H222ZM52 72H53V71H52ZM64 72H62V73H64ZM73 72H70V73L73 74ZM77 72H78V71H76V73H77ZM81 72H80V73H81ZM95 72H94V73H95ZM101 72H102V71H101ZM103 72H104V70H103ZM105 72H106V71H105ZM110 72L112 73V71H110ZM156 72H157V71H156ZM221 72H219V75H220ZM224 72H225V71H224ZM7 73H8V72H7ZM9 73H10V71H9ZM21 73H22V72H21ZM53 73H54V72H53ZM58 73H59V72H58ZM62 73H60V74H62ZM70 73H69V74H70ZM76 73H75V74H76ZM80 73H78V75H82V73H81V74H80ZM91 73H92V72H91ZM107 73H108V71H107ZM116 73H117V72H116ZM147 73H148V71H147ZM162 73H163V72H162ZM225 73H226V72H225ZM32 74H33V73H32ZM34 74H35V73H34ZM48 74H49V73H48ZM60 74H59V75H60ZM72 74H70V75H72ZM88 74H89V73H88ZM109 74H110V73H109ZM53 75H56V74H53ZM53 75L51 74V77H49L48 81L50 80V78H51V80L54 79V76H53ZM59 75L57 74L56 77H57V76H58V77L61 76V75H60V76H59ZM62 75L64 76V79H65V77H66V78H67L66 81H68V76L70 77V75H68V74H66L67 76H65V74H62ZM91 75H92V74H91ZM96 75H97V74H96ZM100 75H101V74H100ZM102 75H103V73H102ZM102 75H101V76H102ZM104 75H105V74H104ZM104 75H103V76H104ZM113 75H114V74H113ZM148 75H149V74H148ZM148 75H147V76H148ZM222 75H223V74H221V76H222ZM45 76H46V75H45ZM52 76H53V78H52ZM72 76H73V75H72ZM82 76H84V75H82ZM82 76H81V77H82ZM87 76H88V75H87ZM89 76H90V74H89ZM93 76H94V75H93ZM101 76L98 75L97 78H94V77H93V79H95V80H93V81H97V82H98V80L100 79ZM106 76H107V75H106ZM106 76H105V78H106ZM110 76H112V74H110ZM110 76L108 75V77L111 79L113 76H112V77H110ZM221 76H220V77H221ZM225 76H226V75H225ZM9 77H10V76H9ZM21 77H22V76H21ZM23 77H24V76H23ZM46 77H48V75H47ZM90 77H91V76H90ZM95 77H96V76H95ZM115 77H116V74H115ZM220 77H219V78H220ZM32 78H33V77H32ZM61 78H62V77H60V79H61ZM70 78H71V77H70ZM73 78H74V77H73ZM102 78H103V77H102ZM105 78H103V79H105ZM109 78H108V79H109ZM113 78H114V77H113ZM148 78H149V77H148ZM9 79H10V78H9ZM27 79H28V78H27ZM30 79H31V78H30ZM40 79H41V77H39V80H40ZM56 79H57V78H56ZM58 79H59V78H58ZM88 79H89V78H88ZM96 79H98V80H96ZM103 79H102V80H103ZM106 79H107V78H106ZM106 79H105V80H106ZM108 79H107V83L109 84ZM110 79H109V81H110ZM116 79H117V78H115L114 80H116ZM220 79L222 80V82L224 81V80H223V77H221ZM19 80H20V79H19ZM23 80H24V79H23ZM46 80H47V79H46ZM69 80H70V79H69ZM82 80H84V79H82ZM102 80H101V81H102ZM114 80H113V81H114ZM226 80H227V79H226ZM226 80H225V81H226ZM5 81H6V80H5ZM7 81H8V80H7ZM20 81H21V80H20ZM56 81H57V80H56ZM101 81H100V84H101ZM111 81H112V80H111ZM116 81H117V80H116ZM118 81H119L118 83H120V81H122V80H118ZM225 81H224V82H225ZM10 82H11V81H10ZM26 82H27V81H26ZM35 82H36V81H35ZM49 82H50V81H49ZM57 82H58V81H57ZM60 82H61V80H60ZM63 82H64V81H63ZM63 82H61V83L63 84ZM76 82H77V81H76ZM80 82L83 83V81H80ZM97 82H95V83H97ZM102 82H103V81H102ZM104 82L106 83V81H104ZM7 83H8V82H7ZM14 83H16V82H14ZM14 83H13V84H14ZM50 83H51V84L53 83V85H54V84L57 85L53 80H52ZM65 83H67V82H65ZM65 83H64V85H66ZM72 83H73V82H72ZM89 83H90V84L92 83V79H91V81H90ZM98 83H99V82H98ZM112 83H113V82H112ZM114 83H115V81H114ZM116 83H117V82H116ZM228 83H229V82H228ZM8 84H9V83H8ZM25 84H26V83H25ZM33 84H34V83H33ZM59 84H60V83H59ZM59 84H58V85H59ZM87 84H88V82H87ZM87 84H86V85H87ZM92 84H94V82H93ZM92 84H91V85H92ZM103 84H104V83H103ZM14 85H16V84H14ZM21 85H22V84H21ZM26 85H27V84H26ZM44 85H46V84L44 83ZM47 85H50V84H48V82H47ZM53 85H52V86H53ZM55 85H54V86H55ZM58 85H57V86H58ZM96 85H97V84H96ZM96 85L94 84L93 87H90L91 90H88V91H90V92H96V89H95V91H93V89H92V88H94ZM112 85H113V84H112ZM112 85H110V86H112ZM117 85H118V84H117ZM117 85H116V86H117ZM222 85H223V84H222ZM16 86H17V85H16ZM18 86H19V85H18ZM18 86H17V88H18ZM50 86H51V85H50ZM57 86H56V88H55L56 90H57ZM69 86H70V85H69ZM73 86H74V85H73ZM97 86H98V85H97ZM102 86H103V85H102ZM104 86H105V85H104ZM110 86H109V87H110ZM19 87H20V86H19ZM26 87H27V86H26ZM28 87H29V86H28ZM65 87L68 88V85H66ZM77 87H78V86H77ZM98 87H99V86H98ZM105 87H107V86H105ZM120 87H121V86H120ZM120 87H119V85H118V86L115 87V88H120ZM223 87L226 88V85L223 86ZM227 87H228V86H227ZM5 88H6V86H5ZM12 88H13V87H12ZM14 88H15V87H14ZM31 88H32V89H31ZM48 88H49V89H51V88L54 89V87H51V88H50L49 86H48ZM58 88H59V87H58ZM61 88H62V86H61ZM61 88H59L60 91H61L62 89H64V88H62V89H61ZM82 88H83V87H82ZM86 88H87V87H86ZM95 88H97V87H95ZM224 88H222V90H223ZM19 89H20V88H19ZM23 89H25V90H24V93H25L26 88H23ZM23 89H22V90H23ZM34 89H35V88H33V87H29V89H28L27 91L30 90V91H29V93L31 92L30 95H33V94H32V92H33L32 90H34ZM37 89H38V88H37ZM37 89H36V90H37ZM53 89H52V90H53ZM59 89H58V90H59ZM72 89H73V88H72ZM87 89H88V88H87ZM87 89H86V90H87ZM99 89H100V88H99ZM106 89H108V88H106ZM9 90H10V89H9ZM12 90H13V89H12ZM15 90H16V89H15ZM41 90H42V89H41ZM47 90H48V89H47ZM52 90H50L49 93H54V92H52ZM58 90H57V91H58ZM65 90H66V93L69 91V89H65ZM67 90H68V91H67ZM80 90H82V89H80ZM86 90H85V91H86ZM109 90H110V89H109ZM113 90H114V86H113ZM113 90H112V92H113ZM116 90H118V89H116ZM225 90H226V91H225ZM10 91H11V90H10ZM13 91H14V90H13ZM39 91H40V90H39ZM42 91H43V90H42ZM44 91H45V90H44ZM48 91H49V90H48ZM53 91H54V90H53ZM60 91H58V93H60ZM63 91H64V90H63ZM63 91H62L61 93H63L64 95H66V93L63 92ZM106 91H107V90H106ZM106 91H105V92H106ZM119 91H120V90H119ZM34 92H35V90H34ZM34 92H33V93H34ZM36 92H38V91H36ZM82 92H83V91H82ZM90 92H89V93H90ZM102 92H103V91H102ZM112 92H111V93H112ZM117 92H118V91H117ZM120 92H122V91H120ZM120 92H118V93H120ZM227 92H228V90H227V89H224L223 92H219L218 94H215V93H217V92H215V93H214L215 95H210V93H207L208 95H203V94H202V95H198V94H196V95H193L194 97L192 96V98H193L192 100H198V101L200 100V101H204V102H208L207 100H209V99H210V100H211V99H214V100L217 99V100H218V99L223 98V97L225 98V96L227 95ZM9 93H10V92H9ZM9 93H8V94H9ZM11 93H12V92H11ZM21 93H22V92H21ZM29 93L27 92L26 94L29 95ZM49 93H48V95L50 96L51 94H49ZM61 93H60V94H61ZM71 93H72V92H71ZM79 93H81V92H79ZM96 93H98V92H96ZM103 93H104V92H103ZM107 93H108V92H107ZM114 93H116V92L114 91ZM12 94H13V93H12ZM18 94H20V93H18ZM18 94H17V95H18ZM22 94H23V93H22ZM37 94H39V93H37ZM44 94H45V93H44ZM63 94H62V95H63ZM68 94H69V93H68ZM84 94H86V93H84ZM101 94H102V93H101ZM116 94H117V93H116ZM116 94H115V95H116ZM211 94H213V93H211ZM23 95H25V94H23ZM28 95H27V97H28ZM35 95H36V94H34V96H35ZM48 95L46 96V98L48 97ZM52 95H54V94H52ZM52 95H51L50 97L53 98L55 95H54V96H52ZM62 95H59V96H62ZM70 95H71V94H70ZM86 95H87V94H86ZM86 95H85V96H86ZM92 95H93V94H92ZM92 95H90V94L87 95V96H89V98H87V99L92 98V97H90V96H92ZM94 95H96V94H94ZM99 95H100V94H99ZM110 95H111V94H110ZM115 95H114V97H115ZM118 95H119V94H118ZM120 95H122V94H120ZM7 96H8V95H7ZM25 96H26V95H25ZM56 96H58V95H57V92H56ZM59 96H58V104H61V101H59ZM71 96H72V95H71ZM73 96H74V95H73ZM80 96H81V95H80ZM82 96H83V95H82ZM87 96H86V97H87ZM96 96H97V95H96ZM105 96H106V95H105ZM105 96H104V97H105ZM112 96H113V95H112ZM123 96H124V95H123ZM167 96H168L167 99L164 98V100H163V97L161 98V99L164 101L163 104L178 103V102H180V101H181L182 103L185 102V101H184V102L182 101V97H183V95H181V96H177V95H176L177 97H176V96L174 97V96H172V95H170V97H169V95H167ZM167 96H166V97H167ZM14 97H15V96H14ZM18 97H20V95H18ZM23 97H24V96H23ZM31 97H33V96H31ZM36 97H37V96H36ZM50 97H48V98H50ZM77 97H78V96H77ZM86 97H85V98L82 97L81 99L84 100V99H86ZM97 97H99V96H97ZM97 97H93V98H97ZM104 97H103V98L101 97V98H102L103 100H105ZM106 97H107V96H106ZM114 97H111V98H114ZM119 97H121V96H119ZM184 97H185V96H184ZM5 98H6V97H5ZM34 98H35V97H34ZM52 98H50V99L52 100ZM54 98H55V97H54ZM54 98H53V99H54ZM62 98L64 99L65 97L62 96L60 99H62ZM93 98H92V99H93ZM101 98H99L98 100H101ZM107 98L109 99L110 97L108 96ZM107 98H106V100H105L106 102L104 103V105H107V106L110 105V104H109L110 102H112V101H115V102H116V100H118V99H116V98H118V97H116V98H114V99H116V100L111 99V101L109 102L110 99L108 100ZM122 98H123V97H122ZM122 98H121V99H122ZM124 98H125V96H124ZM124 98H123V99H124ZM134 98H135V97H134ZM189 98H190V96H189ZM21 99H22L21 101L19 100V102H20L19 104H22V105H23V103L25 102V100L27 101V99H26V98H24V99L21 98ZM28 99H30V98L28 97ZM50 99H49V101H50ZM65 99H66V98H65ZM65 99H64L63 101H66ZM72 99H73V97H72ZM75 99H76V98H75ZM79 99H80V98H79ZM81 99H80V100H81ZM12 100L14 101L13 98H12ZM12 100H11V101H12ZM15 100H16V99H15ZM23 100H24V101H23ZM30 100H31V99H30ZM45 100H46V99H45ZM56 100H57V97L55 98V102H57ZM98 100L96 99V101H94V103H95V106H93L94 108H95L96 106H98V104H100V102L102 101V100H101V101H98ZM9 101H10V100H9ZM22 101H23V102H22ZM28 101H29V100H28ZM28 101H27V102H28ZM36 101H37V100H36ZM63 101H62V102H63ZM78 101H79V100H78ZM81 101H82V100H81ZM87 101H92V100H87ZM97 101H98V103H97ZM107 101H108V102H107ZM121 101H122V100H121ZM123 101H124V100H123ZM123 101H122V102H123ZM132 101H133V99H132ZM134 101H136V98L134 99ZM134 101H133V102H134ZM159 101H160V100H159ZM159 101H158V102H159ZM218 101H219V100H218ZM6 102H7V101H6ZM69 102H70V101H69ZM84 102H85V101H84ZM84 102H82V103L85 104ZM102 102H103V101H102ZM102 102H101V104H103ZM136 102H137V101H136ZM210 102H211V101H210ZM210 102H209V103H210ZM16 103H17V102H16ZM36 103H37V102H36ZM47 103H48V102H47ZM50 103H51V102H50ZM52 103H53V104H52V107L54 108L53 105H54V104H57V103H54V102H52ZM71 103H72V102H71ZM74 103H75V102H74ZM77 103H78V102H77ZM79 103H80V101H79ZM86 103H87V104H85L86 106L84 105L85 108L82 107V109H81L82 111H83V109H85V112H83V114H85V117H84V115L81 116L82 113L80 114V112H79L80 117H81V118L79 117V118H80V121H78L79 118H78L77 116H79V115H77V114H78L77 110H78L83 104H82L81 106H79V104H78V106H76V107H79V108H76L77 110H75L77 113L74 114V115H73V113L71 114L72 116L77 115L76 117L78 118V120H76V119H75V120H76L77 122H79L78 124H80L82 118H85V121L88 123V121L91 120V116H93V117H92V120H94L95 118L98 119L97 117L94 118V116H95L96 114H98V117H99V115H101V113H102L100 110H99L100 112L97 110V109H99L98 107L101 105V104H100V105L97 107V109L93 110L94 108L92 107V109L90 110V111H92V110H93V111H96V110H97L96 114L94 113V115H92L93 112L89 114V113H88L89 111H87V109H89V107H91L92 105H94V103H93V104L90 103V102H86ZM96 103H97V104H96ZM106 103H108L109 105L106 104ZM113 103H114V102H113ZM116 103H117V102H116ZM118 103H120V102L118 101ZM123 103H124V102H123ZM160 103H162V102H160ZM195 103H196V102H195ZM218 103H219V102H218ZM4 104H5V103H4ZM10 104H11V102H10ZM12 104H13V102H12ZM25 104H26V103H24V106L20 105V106H22V107H21L22 110L19 109V113H20L21 111H24L23 109H25V108H23V107H27V104L30 105L29 103H27L26 105H25ZM44 104H46V103H44ZM44 104H43V106H44ZM48 104H49V103H48ZM58 104H57V106H58ZM65 104H66V103H65ZM65 104H64V106L66 107ZM68 104H69V103H68ZM72 104H73V103H72ZM90 104H91V105H90ZM120 104H121V105H117V104H116V106H119V107H117V108L115 107V109H118V110H119V109H120V106H121L123 109H124V107H125V108H129L126 104H123V105H126V106H122V103H120ZM134 104H135V102H134ZM185 104H186V103H185ZM185 104H184V105H185ZM203 104H204V103H203ZM8 105H9V104H8ZM33 105H34V104H33ZM36 105H37V104H36ZM69 105H70V104H69ZM104 105H101V107L103 108ZM111 105H112V103H111ZM111 105L109 106L110 108H111ZM114 105H115V103H114ZM114 105H112V106H114ZM136 105H137V103L135 104V106H136ZM172 105H173V106H172V108H173L175 105H174V104H172ZM178 105H179V104H178ZM180 105H181V104H180ZM180 105H179V106H180ZM196 105H197V104H196ZM198 105H199V104H198ZM206 105H207V104L205 103L204 106H206ZM46 106H47V105H46ZM57 106L55 105V110H58V109H56V108H58ZM61 106L64 107L63 104H62ZM73 106H74V104H73ZM73 106H72V108H74ZM88 106H89V107H88ZM107 106H106V107H107ZM169 106H170V105H169ZM169 106H167V107L164 106V107H165L166 109L168 108V110H169V108L171 107V106H170V107H169ZM15 107H16V106H14V108H15ZM18 107H19V105H18ZM47 107L49 108V106H47ZM52 107H50V111H51ZM59 107H60V106H59ZM104 107H105V106H104ZM164 107H163V108H164ZM182 107H183V106H182ZM199 107H200V106H199ZM16 108H17V107H16ZM19 108H20V107H19ZM27 108H29V106H28ZM42 108H44V107H42ZM42 108H41V110H42ZM48 108H47L48 111L46 110L47 113L49 112V109H48ZM60 108H61V107H60ZM68 108H69V107H68ZM102 108H101V109H102ZM113 108H114V107H113ZM132 108H133V107H131V110H132ZM150 108H151V107H150ZM172 108H171V109H172ZM185 108H188V107H185ZM202 108H203V105H202ZM204 108H205V107H204ZM212 108H213V107H212ZM8 109H9V107H8ZM12 109H13V108H12ZM29 109H30V108H29ZM65 109H67V108H65ZM65 109H64V110H65ZM69 109H70V108H69ZM106 109H108V108H106ZM123 109H122V114L120 113L121 115H125V114L127 113V109L125 110V111H126L125 114H124L125 111H124ZM135 109H137V108L135 107ZM156 109H157V108H156ZM171 109H170V110H171ZM178 109H179V108H178ZM20 110H21V111H20ZM25 110H26V109H25ZM27 110H28V109H27ZM27 110H26L25 112H27ZM31 110H32V109H31ZM38 110H39V109H38ZM44 110H45V109H44ZM59 110H60V109H59ZM59 110L57 111V115H58V116H59V114H58V113H59ZM64 110L62 109V111H64ZM103 110H105V109L103 108ZM109 110H110V109H109ZM109 110H108V111H109ZM131 110H129V111H131ZM133 110H134V108H133ZM150 110H151V109H150ZM159 110H160V109H159ZM161 110L163 111V109H161ZM170 110H169V111H170ZM173 110H174V108H173ZM201 110H202V109H201ZM207 110H208V109H207ZM6 111H8V110H6ZM6 111H5V112H6ZM13 111H14V110H13ZM17 111H18V108L16 109V114L18 113ZM28 111H29V110H28ZM39 111H40V110H39ZM39 111H38V112H39ZM42 111H43V110H42ZM60 111H61V110H60ZM62 111H61V112H62ZM66 111H68V110H66ZM75 111H74V112H75ZM111 111H112V109H111ZM146 111H148V110H146ZM171 111H172V110H171ZM204 111H205V110H204ZM208 111H209V110H208ZM11 112H12V111H11ZM11 112H7V113L15 114V112H14V113H11ZM29 112H30V111H29ZM35 112H36V111H35ZM52 112H54V114L56 113L54 110H53ZM69 112H71V111H69ZM69 112H67V113H69ZM98 112H99L100 114H99ZM114 112H115V110H114ZM131 112H132V113L129 112L131 116H130L129 113H128V116H129V119H128V120H131L132 118H134V117L132 116L133 114L135 115V117L138 118L137 115H138L139 113H141L142 111L138 113V109H137V111H134L135 113H134L133 111H131ZM149 112H150V111H149ZM158 112H159V111H158ZM219 112H220V111H219ZM19 113H18V114H19ZM27 113H28V112H27ZM44 113H46V112L44 111ZM62 113H63V112H62ZM107 113H108V112H107ZM109 113H110V112H109ZM109 113H108V114H109ZM116 113H117V112H116ZM118 113H119V112H118ZM145 113H146V112H142V114H143L142 116H144ZM160 113H161V112H159V114H160ZM162 113H164V112H162ZM167 113H168V112H167ZM178 113H179V111H178ZM21 114L23 115V112H21ZM24 114H25V116H26V113H24ZM35 114H37V113H35ZM35 114H34V115H35ZM54 114H52L51 116H53ZM88 114H89V116L91 115L90 118H89ZM105 114H106V113H105ZM112 114H113V111H112ZM136 114H137V115H136ZM146 114H147V113H146ZM172 114H173V113H172ZM4 115H5V114H4ZM30 115H31V114H30ZM42 115H43V114H42ZM42 115H41V112H40V116H41V117H43ZM48 115H49V113L47 114V118H46L47 120L50 118V117L48 118ZM57 115H55V118H57V119L60 118V117H58ZM65 115H66V114H65V112H64V117H63L64 119L66 118ZM68 115L70 116V114H67V116H68ZM118 115H119V114H118ZM7 116H8V115H7ZM13 116H14V115H13ZM13 116L11 115L12 119H15V118L17 119L18 117L20 118V114L17 115L18 117H16V116L13 117ZM25 116L23 115V117H25ZM37 116H39V113L37 114ZM45 116H46V115H44V117H45ZM56 116H57V117H56ZM61 116H63V114H62ZM96 116H97V115H96ZM106 116H107V115H106ZM110 116H111V114H110ZM148 116H149V114L147 115V117H148ZM156 116H159V115H157V113H156ZM23 117H21V118H23ZM113 117H114V116H113ZM118 117H120V116H118ZM122 117H123V116H122ZM125 117H127V115H126ZM131 117H132V118H131ZM159 117H160V116H159ZM159 117H158V118H159ZM3 118H4V117H3ZM30 118H31V117H30ZM32 118H33V117H32ZM35 118H38V117H35V116H34V119H35ZM51 118H52V117H51ZM53 118H54V117H53ZM61 118H62V117H61ZM61 118H60V119H61ZM70 118L73 119L71 116H70ZM74 118H75V117H74ZM114 118H115V117H114ZM120 118H121V117H120ZM127 118H128V117H127ZM155 118H156V117H155ZM174 118H175V117H174ZM176 118H177V117H176ZM8 119H9V118H8ZM23 119H24V118H23ZM23 119H22V120H23ZM40 119H41V118H39L38 120L40 121ZM57 119H56V120H57ZM60 119H59V120H60ZM64 119H61V120H64ZM67 119H69V118L67 117ZM71 119H70V120H71ZM99 119H100V118H99ZM145 119H146V117H145ZM147 119H149V118H147ZM10 120H11V119H10ZM28 120L31 121L29 118H28ZM32 120H33V119H32ZM41 120H43V119H41ZM59 120L57 121L58 123H55L56 125H60V124H61V125H64V124H66V123H63V122H64V121H67V120H64V121H61V120H60V122H62L63 124L60 123ZM73 120H74V119H73ZM75 120H74V122H75ZM83 120H84V119H83ZM133 120L136 121V120H138V119L135 118V119H133ZM139 120H140L141 123H142V121L144 122L143 118H142V120H141V118H140ZM155 120H156V119H154V121L151 122V123H152V124H153V123L155 124ZM2 121H3V120H2ZM6 121H7V119H6ZM12 121H13V120H12ZM17 121H18V119H17ZM33 121H34V120H33ZM43 121L46 122V120H43ZM50 121H52V120L50 119ZM85 121H84V122H85ZM146 121H148V120H146ZM4 122H5V121H4ZM4 122H3V123H4ZM14 122H15V120H14ZM19 122H22V121L19 120ZM31 122H32V121H31ZM31 122H29V124H31ZM36 122H37V120H35V122H32L33 125H31V128H32V126H34V123H36ZM48 122H49V120H48ZM52 122H54V121H52ZM69 122H70V121H69ZM69 122H68V123H69ZM74 122H73V123H74ZM77 122H75V123L77 124ZM82 122H83V121H82ZM84 122H83V123H84ZM86 122H85V123H86ZM90 122H92V121H90ZM97 122H98V120H97ZM140 122L138 123L140 127H138V128H135V127H134L135 129L130 125V126L134 129V130L131 129L130 132H133V133H134V131L136 130L134 134H129V131H128V130H130V129L126 130L128 127H127V128H124L126 125L123 126L124 124L122 125L121 122H120V124H121L122 126L119 125V124H116V123L111 122V123H113V126H112V127L114 128V130H113L114 132H113L112 134H111L112 131H111V130H108L109 127H110V129H112L110 124H109L110 126H105L106 128L108 127L106 131H109V132H105V130H104V132H105V133H109L110 136L113 137V134L116 133V131H117L118 133H116V134H118V135H120V136H121V135H123V136L125 135L126 137H127V136H128V137H131V138H133V140H136V141H135L136 143L139 142V143L143 144L142 142L145 141V139H147L146 137H147V133H148V132H147V126H148V125L146 124L147 122H144L143 125H142ZM16 123H18V122H15V124H16ZM43 123H44V122H43ZM50 123H51V122H50ZM68 123H67V124H68ZM71 123H72V122H70L68 125H69V126L71 125V127H72L74 124L72 125ZM85 123H84V124H80V126L78 127V128L80 129V131L83 130L84 128H85V130H86V129H88V128L90 129L91 127L94 126V125L91 123L93 126L91 125V127L86 128V127H87V124H85ZM93 123L95 124V120L93 121ZM103 123H104V122H103ZM136 123H137V122H136ZM136 123H134L135 126H136ZM156 123H157V121H156ZM160 123H162V122H160ZM10 124H11L10 121H8V126L11 127V128H13L14 126L12 127V125L10 126ZM12 124H13V122H12ZM15 124H14V125H15ZM18 124H19V123H18ZM23 124H24V123H23ZM36 124H38V123H36ZM41 124H42V123L39 122L38 126L40 127ZM45 124H46V123H45ZM53 124H54V123H53ZM53 124L51 123V124H49V126H50V125H53ZM89 124H90V123H89ZM132 124H133V123H132ZM134 124H133V126H134ZM138 124H137V125H138ZM154 124H153V125H154ZM158 124H159V122H158ZM2 125H4V124H2ZM46 125H47V124H46ZM68 125H67V126H68ZM82 125H85L86 127L84 126V128L81 129L80 127H81ZM156 125H157V124H156ZM6 126H7V125H6ZM16 126H17V125H16ZM19 126H23V125L21 124V125H19ZM19 126H18V127H19ZM26 126H27V124H26ZM26 126H25V127H26ZM28 126L30 127V125H28ZM35 126H37V125H35ZM35 126H34V128H36ZM41 126H42V125H41ZM44 126H45V125H44ZM49 126H48V127H49ZM65 126H66V125H65ZM69 126H68V127H69ZM74 126H75V125H74ZM74 126H73V127H74ZM77 126H78V125H76L75 128H76V130H79V129H77ZM102 126H103V125H102ZM149 126H150V125H149ZM167 126H169V125H167ZM25 127H24V128H23V127H20L21 129L18 128L17 130H19V131L22 133L21 130L23 129V131H24V130H25ZM42 127H43V126H42ZM48 127H47V128H48ZM51 127H52V126H51ZM55 127H56V126H55ZM55 127H54V129H55ZM63 127H64V126H63ZM68 127H67L66 129H68ZM71 127H70L71 130H70V134H69V139H70V141L74 142V146H73L74 148L71 147V146L73 145V143L71 144V142H70V143L68 142L69 139L67 140V137H68L67 134H68L69 132H68V133L63 132V133H65V134L67 135V136H66V135L64 134L65 137H66L65 140L68 142V144H71L70 147L74 150V153H73L72 151H69V152H71V153H68V150H69V149H68L67 152H65V153H66V154H71V156H73V154L75 155V151H76V150H77V154H79L78 152H80V151H78V150L80 149L79 147H81V146H79V145H82V144H80V143H81L82 140H84L83 137H86L87 135H89V137H90V134H87V133H88V132L91 133L92 129H90V130L88 129L89 131L87 130L88 132L86 133V134H87L86 136L80 137V135H78V134L80 133V134L82 135V132H79V133L77 134L78 131L74 130L75 128H73V127L71 128ZM94 127H95V126H94ZM153 127H155V126H153ZM6 128H7V127H6ZM6 128H5V129H6ZM26 128H27V127H26ZM47 128L45 127V129H47ZM57 128H58V126H57ZM59 128H60V130H63V128H61V126H59ZM95 128H96V127H95ZM158 128H159V125H158ZM158 128H157V129H158ZM32 129H33V128H32ZM36 129H37V128H36ZM36 129H33V130L35 131ZM45 129L42 128L40 131L42 132V131L45 130ZM54 129H50V130H52V131L54 132ZM93 129H94V128H93ZM154 129H155V128H153L152 130H154ZM164 129H166V128H164ZM10 130H11V129H10ZM30 130H31V129H30ZM50 130H49V132H48V133H50V134L46 135L47 133H46V134L44 133L47 137H48V136L50 137V135H51V133H52ZM85 130L83 131V133L85 132ZM115 130H116V131H115ZM160 130H161V129H160ZM3 131H4V130H3ZM12 131H13V130H12ZM34 131H32V132H34ZM38 131H39V128H38ZM46 131H47V130H46ZM46 131H45V132H46ZM56 131H58V129H57ZM56 131H55V132H56ZM63 131H65V130H63ZM67 131H68V130H67ZM154 131H155V130H154ZM156 131H158V130H156ZM163 131H164V130H163ZM5 132H6V131H5ZM8 132H9V131H8ZM15 132H16V130H15ZM26 132H27V131H26ZM32 132H31V133H32ZM58 132H59V135H58V134H54V133H52V134H54V135H58L59 138L62 139L64 136L61 138V136H60V131H58ZM58 132H56V133H58ZM92 132H93V131H92ZM160 132L162 133V134L160 133V135H162V137H163L164 134H165L167 131H166L165 133L162 132V131H160ZM0 133H1V132H0ZM21 133H20V135H21ZM23 133H24V132H23ZM23 133H22V134H23ZM28 133H30V132H28ZM31 133H30L29 135H32ZM38 133H39V132H38ZM61 133H62V132H61ZM105 133H104V135H103V139L105 138V137H104V136H105ZM150 133H151V136H150L149 133H148V134H149V136H150L151 138H149V137H148V138H149V139H152V138H153L152 133L154 134V132H150ZM172 133H173V132H172ZM34 134H37V133H33V135H34ZM39 134H40V133H39ZM41 134L43 135V132H42ZM91 134H92V133H91ZM158 134H159V131H158L157 135H158ZM167 134H170V133L167 132ZM167 134H166V136H168ZM174 134H175V133H174ZM1 135H2V133H1ZM14 135H15V134L13 133V136H14ZM33 135H32V136H33ZM42 135H41V136H42ZM83 135H84V134H83ZM107 135H108V134H107ZM114 135H115V134H114ZM118 135H117V136H118ZM3 136H4V135H3ZM10 136H11V135L8 136V139H7V136L4 137V138L7 139V142H8V140L11 139ZM22 136H23V135H22ZM22 136H21V137H22ZM24 136H25V135H24ZM24 136H23V137H24ZM32 136H31V139H32ZM36 136L38 137L37 140H38V142H39V139H41L44 135H43L42 137H41L40 135H36ZM46 136H45V137H46ZM91 136H92V135H91ZM108 136H109V135H108ZM115 136H116V135H115ZM158 136H159V135H158ZM158 136H157V138H158ZM171 136H172V135H171ZM174 136H175V135H174ZM177 136H178V135H177ZM9 137H10V139H9ZM19 137H20V136H19ZM19 137L16 138V139H20ZM23 137H22V138H23ZM25 137H27V135H26ZM25 137H24V138H25ZM37 137H35V138H37ZM39 137H41V138H39ZM54 137H56V139H57V136H54ZM126 137H124V138H126ZM160 137H161V136H159V138H160ZM162 137H161V138H162ZM1 138H2V137H1ZM33 138H34V136H33ZM35 138H34V139H35ZM80 138H83V139L81 140ZM107 138H108V141H109V142L106 143V144H104V145H106V147H108L107 144L109 145V143L111 142L110 140H112V139H116V137H114V138H112V139H109L110 137H107V136H106L105 140H107ZM154 138H156V137L154 136ZM154 138H153V139H154ZM157 138H156V141H154V140L152 139V140L155 142V144L157 143V140L159 141V138H158V139H157ZM161 138H160V140H161ZM164 138H166V137H163V138H162L163 140H161V141H164ZM167 138H168V137H167ZM169 138H170V137H169ZM177 138H178V137H177ZM6 139H5V140H6ZM16 139H15V140H16ZM26 139H29V137H28V138H25V141H27ZM42 139H43V138H42ZM42 139L40 140V142L42 141ZM45 139H46V138H45ZM47 139H48V138H47ZM117 139L119 140L120 138L118 137ZM2 140H3V139H2ZM20 140H21V142H22L23 139H20ZM37 140H36V141H37ZM63 140H64V139H63ZM63 140H62V143H63ZM80 140H81V141H80ZM85 140H86V139H85ZM88 140H89V139H88ZM118 140H116V141H118ZM123 140H124V143H127L126 145H123V147L126 146V147H125V149L127 148L126 151H129V153H132V150L134 151V154H135L136 156L134 155V157H133V156H132L133 154L130 155V156L133 157V159H134L135 157L137 158V156L139 155V153H136V151H135L136 148H138L137 150L141 149V151H143V150H145V149L147 150V144L145 143L146 141L144 142V143L146 144V147H145V148L143 147V149H142V146H141V148H139V147H136V148H135L134 145H132L133 143L129 142L130 140H129L128 138H126V140H128V141H126L125 139H122V141H123ZM147 140H148V139H147ZM152 140H151V141H149V140L147 141V142H148V151L150 150L149 148H151V147H150L151 145H149V144H150L149 142H153ZM166 140H167V139H166ZM168 140L170 141L171 139H168ZM174 140L176 141V138H175ZM178 140H179V139H178ZM178 140H177V141H178ZM12 141H13V139H12ZM23 141H24V140H23ZM31 141H32L31 146H33V145H34L33 140H31ZM34 141H35V140H34ZM36 141H35V143H36ZM50 141H51V140H50ZM60 141H61V140H59V142H60ZM79 141H80V142H79ZM89 141H90V140H89ZM89 141H88L87 143H88V145L90 146L89 143L92 142V141H90V142H89ZM103 141H104V140H103ZM116 141H115V142H116ZM120 141H121V140H120ZM120 141H119V146L121 145V144H120ZM122 141H121V142H122ZM161 141H160V142H161ZM13 142H14V141H13ZM40 142L37 143L39 146H41V145H40ZM46 142H47V141H46ZM46 142H45V143H46ZM48 142H49V140H48ZM59 142H58V143H59ZM96 142H97L96 145L98 146V149L95 151V149H94V147H93V150H94L96 153L98 152L100 155H103L104 157H105V155L108 156V154L106 153V150H108L109 152H111L112 150L110 151L109 149H106V147H105L106 150L104 149V147L101 145V139H100L99 134H97V136H96ZM113 142H114V141H113ZM165 142H166V141H165ZM178 142H179V144L181 143L180 141H178ZM188 142H189V141H188ZM9 143H10V147L12 148V146H11V143H12V142L10 141ZM19 143H20V142H19ZM26 143H27V142H26ZM26 143H25V144H26ZM49 143H50V142H49ZM49 143L46 144V145L49 146ZM54 143H55V142H54ZM103 143H105V142H103ZM161 143H162V142H161ZM166 143H167V142H166ZM166 143L163 142L161 145L165 144V145H166V148H167V144H166ZM169 143H170V142H169ZM169 143H168V144H169ZM172 143H173V142H171L169 145H172V147H173V144H174V143H173V144H172ZM22 144H23V143H22ZM27 144H30V142L27 143ZM27 144H26V145H27ZM42 144H43V142H42ZM56 144H57V143H56ZM60 144H61V143H60ZM83 144H86V142L83 143ZM110 144H113V143H110ZM115 144H117V143H115ZM122 144H123V143H122ZM157 144H159V142H158ZM157 144H156V146H157ZM175 144H178V143L175 142ZM175 144H174V145H175ZM179 144H178V145H179ZM189 144H190V143H189ZM194 144H195V143H194ZM8 145H9V144H8ZM18 145H19V144H18ZM43 145H44V144H43ZM61 145H62V144H61ZM91 145H92V144H91ZM93 145H94V144H93ZM138 145H139V144H138ZM143 145H144V144H143ZM161 145H160V146H161ZM181 145L183 146V144H181ZM181 145H179V146H181ZM14 146H15L16 148L18 147L17 144H15ZM20 146H21V150H24V149H23V148L25 147L24 144H23V145L20 144ZM20 146H19V147H20ZM28 146H29V145H28ZM31 146H30V147H31ZM44 146H45V145H44ZM51 146L54 147L53 145H51ZM86 146H87V144H86ZM86 146H85V147H86ZM111 146H114V144L111 145ZM119 146H118V144H117V146L115 145V147H111V148H115V150H114V149H113V150H114L115 152H119V151H121V150L117 151V150H118L117 148H118ZM136 146H137V145H136ZM163 146H164V145H163ZM182 146H181V147H182ZM191 146L193 147L194 145L191 144ZM4 147H5V145H4ZM8 147H9V146H8ZM8 147H7V148H8ZM22 147H23V148H22ZM30 147H28V148H30ZM34 147H35V145H34ZM34 147H33V148H34ZM36 147H37V146H36ZM36 147H35L34 149H37ZM45 147H46V146H45ZM59 147H60V145L58 146L57 152H58V154L62 155V154H61V151H60V153H59V149H60ZM85 147H84L85 153H84V150H81V152H83V153H82L83 156H85L84 154H86L87 149L89 148V147H88V148L86 147L87 149H85ZM116 147H117V148H116ZM170 147H171V146H170ZM172 147H171V148H172ZM177 147H178V146H177ZM183 147H184V146H183ZM192 147H191V148H192ZM195 147H196V146H195ZM195 147H193V148H195ZM31 148H32V147H31ZM31 148H30V149H31ZM39 148H40V147H39ZM56 148H57V146L55 145L54 150H53L52 148H50V150H49V147H48V150H49L50 152L53 150L52 154L55 156L54 151L56 152V150H55ZM71 148H70V150H71ZM81 148H83V147H81ZM90 148H91V147H90ZM90 148H89V149H90ZM108 148H109V147H108ZM159 148H160V147L158 146V149H159ZM162 148H163V147H162ZM162 148H160V150H161ZM168 148H169V146H168ZM179 148H180V147H178V149H179ZM193 148H192L191 150H194ZM17 149H18V148H17ZM17 149H16V150H17ZM19 149H20V148H19ZM19 149H18V150H19ZM25 149H27V147H26ZM41 149H42V148H41ZM51 149H52V150H51ZM61 149H64V147L62 148V146H61ZM61 149H60V150H61ZM116 149H117V150H116ZM125 149L123 148L122 150L125 151ZM134 149H135V150H134ZM152 149H153V146H152L151 150H152ZM163 149H164V148H163ZM163 149L161 150L160 153L158 152V151H160V150H158V151H157L158 154H157V153H155V154H157L159 157L162 158L164 155L166 156L168 153H170V152H172V151L174 150V149H173L172 151H170V152L167 153L166 151H169V150H170V148H169V150H166V151H165L167 154H166L165 152H163V154H164V155H163V154H161L162 151H163ZM178 149H177V151H179ZM181 149H182V148H181ZM184 149H185V148H183L182 150H184ZM195 149H196V148H195ZM21 150H20V152H21ZM27 150L29 151V149H27ZM27 150H26V152H27V153H26L27 156H26V154H23V156H22V155L20 156V155L18 154L20 157H22L21 159H23V158L25 159L26 157H28L29 152H28ZM46 150H47V147H46ZM46 150H45V148H44V156L48 154V153L45 154ZM151 150H150V151H151ZM156 150H157V149H156ZM164 150H165V149H164ZM6 151H7V150H6ZM9 151L11 152V149H10ZM9 151H8V152H9ZM12 151H13V153H15V154H17V152H18V151L14 152L15 149L12 150ZM24 151H25V150H24ZM24 151L21 152V153H24ZM89 151H92V150L90 149ZM126 151H125V153H126ZM141 151H140V153H141ZM153 151L156 152L155 149H153ZM174 151H175V150H174ZM174 151H173V152H174ZM2 152H3V151H2ZM57 152H56V153H57ZM63 152H64V151H62V153H63ZM95 152H93V154H92V152H91V153L88 152V155H89V156H90V154L94 155ZM112 152H113V151H112ZM112 152H111V155L114 154V153L112 154ZM138 152H139V151H138ZM143 152L145 153V151H143ZM143 152H142V153H143ZM151 152H152V151H151ZM151 152H150V153H151ZM154 152H152L151 154L155 156ZM173 152L171 153L172 155H173ZM181 152H183V151L180 150V153H181ZM192 152H194V151H192ZM192 152H190V153L188 152V154H191ZM196 152H197V151H196ZM3 153H4V152H3ZM13 153H12V152L10 153L11 156H13ZM18 153H19V152H18ZM21 153H20V154H21ZM42 153H43V152H42ZM42 153H41V154H42ZM72 153H73V154H72ZM121 153H122V152H119L118 154H121ZM123 153H124V152H123ZM147 153H149V152H147ZM150 153L147 154V156H148V155L150 156V155H151ZM180 153H178V152L176 153V151H175L174 155H175V154H180ZM184 153H186V152H184ZM7 154H8V153H7ZM15 154H14V155H15ZM41 154H40V155H41ZM49 154H50V153H49ZM77 154H76V155H77ZM80 154H81V153H80ZM109 154H110V153H109ZM115 154H117V153H115ZM137 154H138V155H137ZM160 154H161L162 156H161ZM182 154H183V153H181L180 156H183ZM186 154H187V153H186ZM186 154H185V157L183 156V159L185 158L184 160H186L187 162H184V160H182V164L184 163L183 165H185V163H189V162L191 161V160H190V161L187 160L188 157L186 156ZM192 154H193V153H192ZM24 155H25V157H24ZM38 155H39V154H38ZM40 155H39V156H40ZM53 155H51V156H53ZM60 155H57V157H58L59 160H60V158H59ZM63 155H64V154H63ZM76 155H75V157L78 156V155H77V156H76ZM82 155H81V157H82ZM86 155H87V154H86ZM92 155H91V156H92ZM96 155H97V154H95V156H94V160H95V158H96V160L98 161L99 158L97 159ZM111 155H110V156H111ZM124 155H125V156L127 155V157L129 156L127 153L124 154ZM142 155L144 156V155H146V153H145V154H142ZM152 155H151V156H152ZM169 155H170V154H168V157H169ZM195 155H196V154H195ZM6 156H7V155H6ZM11 156L9 155L10 158H11ZM19 156H17V158H14V156H13V158H14L15 160H16V159L19 160V159H20ZM29 156H30V155H29ZM36 156H37V155H36ZM36 156H35L33 159H31L33 156H30V157H29V161H30V160L33 161V160L36 158ZM39 156H38V159L41 158V157H39ZM54 156H53V157H54ZM65 156H67V155H65ZM110 156H108V157L110 158ZM119 156H121V155H119ZM147 156H144V157H147ZM151 156H150L149 158L153 160V161H152L153 163L158 164V163L161 162V160L158 159L159 157H158V158L156 157V158L160 161V162H157V163H156L155 161H156L157 159L154 158V156H152V157H151ZM175 156H177V155H175ZM180 156H177V157H180ZM7 157H8V156H7ZM7 157H6V158H7ZM9 157L7 158L6 162H7V161H9V162L11 161V160H9ZM15 157H16V156H15ZM45 157H47V156H45ZM67 157H68V156H67ZM67 157H65V158H67ZM73 157H74V156H73ZM73 157H71V158H72L74 161H75V159H76V162H72L73 160H72L70 157H68L67 160H70V161L72 160V161H71V162H72L71 164H72V166H73V168H74V166H75L76 164H79V162H77V158H78L79 156H78L77 158H75V159H74ZM81 157H80V158H81ZM86 157H88V156H86ZM98 157H100V156H98ZM111 157H112V159H113L115 156L113 155V156H111ZM140 157H141V155H140ZM140 157H139V158H140ZM144 157H141L140 160H142V161H143V159L145 160ZM168 157H166V159H167ZM193 157H195L194 154H193ZM0 158H1V157H0ZM2 158H3V157H2ZM18 158H19V159H18ZM42 158H43V157H42ZM49 158H50V156H49ZM54 158H55V157H54ZM61 158L64 159V160H61V162H60V161H57L58 159L56 160V158H55L56 161H55L53 158H52V159H53V162H54V161H55V162H59V163H58L59 165H60V163H63V165H65L66 163L64 164V162H65V161L68 162V161L65 160L64 157H61ZM69 158H70V159H69ZM84 158H85V157H84ZM91 158H93V156H92ZM91 158L89 157V158H86V159H87V160L89 159L90 161H92ZM109 158H108V159H109ZM119 158H120V157H119ZM119 158H116V159L119 160ZM125 158H126V157H125ZM129 158H130V157H129ZM147 158H148V157H147ZM153 158L155 159V161H154ZM169 158H171V156H170ZM169 158H168V160H169ZM180 158L182 159V157H180ZM180 158H179V159H180ZM191 158H192V156H191ZM3 159H4V158H3ZM3 159H2V160H3ZM21 159H20V161L22 162ZM24 159H23V160H24ZM52 159H51V161H52ZM86 159H85V160H86ZM112 159H110V162H113L114 160H116V159L114 158V160L112 161ZM123 159H124V158L122 157V160H121V159H120V160H121V161H124V164L127 163V164L129 165V162H128V161H130L131 158H130V159L127 158V161H126V160H123ZM172 159H174V157H173ZM172 159L169 160L170 163L174 162V160H172ZM189 159H190V156H189ZM192 159H194V158H192ZM35 160H37V158H36ZM40 160H41V159H40ZM43 160H44V158H43ZM45 160H48V159L46 158ZM81 160H83V163H82V164H84V163H85V162H84L85 160L82 159V158H81ZM87 160H86V161H87ZM94 160H93V161H94ZM101 160H102V159H101ZM101 160H99V162H100ZM118 160H117V161H118ZM137 160H138V159H136V161H137ZM148 160H149V159H148ZM148 160H147V161H148ZM162 160H163V159H162ZM168 160H167V161H168ZM0 161H1V160H0ZM24 161L27 162L28 160L25 159ZM29 161H28V162H29ZM70 161L68 162V164L70 163ZM78 161H80V159H78ZM93 161H92V162H93ZM97 161H95V162H97ZM133 161H134V160H133ZM145 161H146V160H145ZM147 161H146V162H147ZM163 161H164V160H163ZM163 161H162V162H163ZM171 161H172V162H171ZM11 162H12V161H11ZM11 162H10V163H11ZM13 162H14V160H13ZM15 162H16V161H15ZM17 162H18V161H17ZM21 162H19L20 165H18V163H14V165L16 164L15 171H14V168L12 167V166H14V165H12V166H10L9 164L7 165L8 168H9V166L12 167V168H13V171H12L11 168H9V169L12 171V173H9V172H8L9 169L6 170V172L8 173L7 183H4V184L2 183V184H0V191H1V187H3L2 185H4L5 188L3 187V188H4L3 192H4V191L6 192L5 189L7 188V187H6L7 185H5V184H9L8 186H12V187H14V188L16 187V188H15V189H16V192L19 194V195H18V194H16L15 192L12 193L13 196L10 194V195H11L12 197H14V198H16V197H15L16 195L20 196V194L22 195V196H21L22 198H23V196L26 197V196H25L26 194H27L28 196H31V195H33V196H37V195H38V196H39V195H40L42 198H44L45 196L48 195L47 197H45L44 200H43L42 198H40V199H42L43 201H45L46 198H48V199H50V200L53 201V199H52V197H51V196H53L54 199H55V196H54L53 193H56V191H57V192L60 191V189H62V188L65 186L66 183H64V186L61 185L62 187L60 186L61 188H60L59 190H53V191H54V192L52 193L53 195H52V194H51V195H50V194H46V193L49 192V191H48V192L45 193V190H47V189H45L44 192H43V191H42V190H43V187H42L41 192H42V194L45 193V194L43 195L44 197L42 196L41 192L37 191L38 193H36V189H37V187H35L36 184H35V186H34V190H35V192H34V191L32 192L31 189L33 190V188L29 189L30 187L28 188V190H29V191H28V190H26L27 188H26L25 186H27V185L30 186L31 183L33 184V183L37 180V179L35 180L33 177H37L38 174H35L36 176H34V175H31V174H30L31 172L29 173V175H31V176H29V178L32 177L31 179H33V181L35 180L34 182H32V180H28V179L26 178V177H28V176H26V175H27V173H26V175H23V177L25 176V178H26L28 181L24 180L25 178H24V179L21 178V179H23V181H25L24 184L29 183V181H30V183L27 184V185H25V186H24L23 182H22V184H20L19 182L21 181V179H20L19 175H17V173H18L19 170L21 169L19 166L25 164L24 167H22V169H21V172H22V170H23V172H25V171H27V170L24 171V169L26 168V165L29 166V164H30V163H29V164H26V162L23 163V164H21ZM35 162H37V163H41V162H43L44 164H46L44 161H41V162H40L39 160H38V161H34V162H32V163H35ZM49 162H50V161H49ZM49 162H48V163H49ZM95 162L92 163V170H91V167H90V169H89L91 173H93V172H97L96 170L93 169V165L96 166V167L94 166L95 168H97V165H98V164L96 165ZM102 162H103V161H102ZM108 162H109V161H108ZM140 162H141V161H140ZM146 162H141V164L143 163V165H147ZM149 162H151V161L149 160ZM164 162H166V161H164ZM164 162H163V164H164ZM177 162H178V159H177ZM179 162H180V161H179ZM43 163H41L42 166H44ZM48 163H47V164H48ZM74 163H76V164H74ZM87 163H89V161H87ZM90 163H91V162H90ZM94 163H95V164H94ZM118 163H121V162L118 161ZM118 163H117V164H118ZM122 163H123V162H122ZM132 163H133V162H132ZM137 163H139V162H137ZM137 163H136V165H138ZM144 163H146V164H144ZM170 163H169V164H170ZM180 163H181V162H180ZM192 163H194V162L192 161ZM192 163L190 162V164H192ZM2 164H3V163H2ZM55 164H57V163H55ZM68 164H67V165H68ZM71 164H70V165H71ZM73 164H74V165H73ZM80 164H81V162H80ZM82 164H81V166H82ZM101 164H102V163H99V165H98L99 168H100V165H101ZM115 164H116V161H115ZM124 164H123V165H124ZM130 164H131V161H130ZM148 164H149V163H148ZM155 164H149V167L151 168V166H153V165L155 166ZM160 164H161V166H162V163H160ZM165 164H166V163H165ZM165 164H164V166H166ZM178 164H179V163H178ZM190 164H189V165H190ZM5 165H6V164H5ZM5 165H4V166H5ZM17 165H18V166H17ZM39 165H40V164H39ZM51 165H52V164H50L49 167H46L47 170H42L41 168H39L38 166H36V163H35L33 166L30 165L29 168L33 167V168H34V171H35V170L37 169V167H38V168L40 169V170H38V171H41V170H42V171H41L42 173H43V171H44V172H45V171L48 172V171L50 170L49 174H48V173L45 174L46 172H45L44 174L47 175V178H51V177H48V175H49V176H54L55 171H56V169H55L54 172L51 170V169H53L54 167H52L51 169H48V168H50ZM53 165H54V163H53ZM53 165H52V166H53ZM59 165H58V167L60 168L62 165H60V166H59ZM67 165H66V166H67ZM86 165H87V164H86ZM86 165L84 164V166H82V168L87 167ZM89 165H90V164H89ZM89 165H88V166H89ZM121 165H122V164H120V166H119V165L117 166V167L119 168L118 170H120ZM123 165H122V167H123ZM134 165H135V162H134ZM134 165H133V166H134ZM136 165H135V166H136ZM183 165H182V166H183ZM28 166H27V169H28ZM35 166H36V168H35ZM40 166H41V165H40ZM45 166H47V165H45ZM45 166H44V167H45ZM54 166H55V165H54ZM56 166H57V165H56ZM68 166H69V165H68ZM79 166H80V165H79ZM79 166L77 165V167H79ZM139 166H140V165H139ZM141 166H142V165H141ZM158 166H159V164H158ZM158 166H155V167H156L155 169H154V167H153V168H151L150 170H149V167H148L149 172L152 171V170H154V171H156L155 173L157 174V171L159 172V170H160V169H157ZM164 166H163V167H164ZM169 166H170V165H169ZM172 166H173V163H172ZM175 166H178V165H175ZM175 166H173V167H175ZM180 166H181V164H180ZM182 166H181V168H183V169H181V171H182V170H187V169L184 168V167H186V166H183V167H182ZM2 167H3V166H2ZM63 167H64V166H63ZM63 167H62V168H63ZM70 167H71V166H69L68 168L64 167L63 169L60 168L61 171L63 170L62 172L65 174V176H64L65 178H67L66 175H67L68 173H71L70 170H71L72 167H71V168H70ZM103 167H105V166H103ZM122 167H121V168H122ZM124 167H125V166H124ZM126 167H127V166H126ZM130 167H132V165H131ZM143 167H144V166H143ZM143 167H142V168H143ZM163 167H161V170H162V169H163V170L166 169V168H163ZM178 167H179V166H178ZM16 168L19 169V170H17L18 172L16 171ZM23 168H24V169H23ZM33 168H31V169L33 170ZM42 168H43V167H42ZM46 168H44V169H46ZM55 168H56V167H55ZM65 168H66V169H65ZM75 168H76V167H75ZM79 168H80V167H79ZM82 168H80V169L82 170V173H83V169H82ZM88 168H89V167H88ZM88 168H87V169H88ZM99 168H98V173L100 172V171H99V170H100ZM105 168H106V167H105ZM132 168H134V167H132ZM132 168H126V169H127V170L130 169V172H131V170L133 171L134 169H136V167H135L134 169H132ZM137 168H138V167H137ZM139 168H140V167H139ZM139 168H138L137 170H139ZM144 168H145V167H144ZM169 168H170V167H169ZM176 168H177V167H176ZM176 168H175V169H176ZM179 168H180V167H179ZM187 168H188V165H187ZM190 168H191V167L189 166V169H190ZM57 169H58V168H57ZM67 169H70V170L68 171ZM80 169H79V170H80ZM109 169H110V168H109ZM116 169H117V168H116ZM116 169H115V170H116ZM126 169H125V168H124V169L122 168V170H124V171H125ZM140 169H141V168H140ZM145 169H147V166H146ZM175 169H174V171L172 170L173 173H174L175 171L178 170V168H177V170H175ZM10 170H9V171H10ZM53 170H54V169H53ZM65 170L67 171V172H66L67 174L64 172ZM76 170H77V172L79 171L78 168H76ZM76 170L74 169V171H73L74 173H73V174H75ZM81 170H80L79 172H81ZM89 170H88V172H87L86 169H85V171H86L87 173H89ZM103 170H104L103 172H104V174H105V170H106V169H103ZM118 170H116L115 172H117ZM122 170H120V171H122ZM161 170H160V173H161ZM169 170H170V169H169ZM3 171H4V169H3ZM28 171H30V170H28ZM36 171H37V170H36ZM36 171H35V172H36ZM38 171H37L36 173H39ZM51 171H52L54 174L51 173ZM58 171H59V169H58ZM61 171H59V172H60V176H61V174H62ZM92 171H93V172H92ZM106 171H107V170H106ZM108 171H109V170H108ZM140 171H142V170H140ZM146 171H147V170H146ZM167 171H168V170L166 169L165 173L162 172V174H160L159 177H163V176L165 177ZM172 171H171V173H172ZM178 171H180V170H178ZM181 171H180V173H181ZM4 172H5V171H4ZM13 172H15V173H13ZM16 172H17V173H16ZM59 172H57V173H59ZM112 172H114V170H113ZM127 172H128V171H126L125 174H127ZM130 172H129V173H130ZM136 172H137V171L135 170L134 173H130V174L133 175V174H135ZM142 172H143V173H142L143 175L146 174V173H148V171L144 173V169H143ZM152 172H153V171H152ZM50 173H51V174H50ZM57 173H56V175H57ZM120 173L122 174V176L124 175L123 172H120ZM129 173H128V174H129ZM140 173H141V172H140ZM150 173H151V172H150ZM155 173H152V174H155ZM163 173H164V174H163ZM168 173H170V171L167 172V175H169ZM171 173H170V174H171ZM175 173H176V172H175ZM177 173H178V172H177ZM5 174H6V173H5ZM21 174H22V173H21ZM23 174H25V173H23ZM44 174H41V173H40L41 176H44ZM52 174H53V175H52ZM64 174H63V175H64ZM116 174H117V173H116ZM148 174H149V173H148ZM156 174L154 175V177H156L159 173H158L157 175H156ZM192 174H193V173H192ZM16 175H17L19 178H18ZM40 175H39V177H37L38 179L40 178ZM63 175H62V176H63ZM70 175L72 176V178L69 177L70 179H66V180H69V181H67V182H70V180H71V181H72V180L74 181V178H73V177H74L75 175H74V176H73L72 174H70ZM83 175H85V174H83ZM92 175H94V174H92ZM114 175H115V174H114ZM114 175H113V177H112L111 173L109 174V176H111L112 178H114ZM136 175H137V174H136ZM149 175H150V174H149ZM161 175H162V176H161ZM174 175H176V174H174ZM177 175H179V174H177ZM177 175H176V176H177ZM180 175H181V174H180ZM189 175H190V174H189ZM0 176H1L0 178L2 179V175H0ZM6 176H7V174H6ZM57 176L59 177V175H57ZM62 176L59 177V178H63ZM78 176H80V175L78 174ZM95 176H96V175H95ZM95 176H88V177H86V176L84 177V176H83V180L81 179V180H82V181H81L82 183L79 184V181H78V178H77V175H76L75 178H76L77 180L74 181V182L76 183V184H74V189H76V186H77L78 188H77L75 191L73 190V191H74L73 193L70 191V192H71V195H70L69 193H67V194L70 195V196L68 195V196H69V200H68V202L71 204V208H73L72 210L74 211V213L78 215V218L80 217L79 219L81 220V222L79 221L80 223H77V224L75 223V225H72V224H74V223H71V224L69 225L70 228L68 227L70 230H69L68 228H67V230H65L64 228H62L63 230L61 229L60 232H63V231H64V232H67V231L69 230V232H68L67 234L65 233L66 235L64 234L65 236H64V235H61V233L58 235L59 231H58V233H57V231L54 230V227H52V226H53L52 224H51V225H47V226H49V228H50V226L52 227V229H51L52 231H51V232L56 231L55 233H57L56 235L53 233V236H52L53 239H52L51 236H50L51 240H49V241L51 242V243H50L51 245L53 244V246H52L53 249H52V248H51V249L49 248L50 244L47 245L48 248H49V251H48V252H50L51 255H50L49 253H47V251H46V252H45V251H43V252L41 251L42 249H44V244H45V243H43V241L45 242V240H42V239H44L45 234H46V233H45L46 231L44 232L43 229H45V224H47L48 221L50 222V220H51L50 218L53 217V216H51V215H52V214L54 215L55 212H56L57 210H59V211L62 210V209L60 210V208H59V207H60L59 205H62V203L59 204V201L62 199L61 197H63V198L66 197V195H65L66 193L64 192L65 189H64L63 191L61 190L62 192L65 193L64 196L62 195L61 197H58V196H60V195L55 194V195H57L56 198H57V197L59 198V200H57V201H58V205H57V206H58L59 209H55V210H56L55 212H54V208H53V206L55 207V202H56V200H54L52 203H50L52 206L49 205V202H50V201L48 202V205H49V206H48L46 203L44 204L43 201L40 200V199L38 200V202H37V201L35 202V200L38 199V196H37V198H35V199H34L33 196H32V198H33L34 200H33L32 198H30V197H29V198L32 199V200H29V199L27 198V202L25 201V203H27L26 205H25V203L23 204V201L26 200V198H24V200H22V202H21L22 204L19 202L20 205L27 206V205L30 204V206H31L32 204H34V203H32L33 201H34L35 203H37V204H39V201H41L40 205L43 203L42 205H43L44 207H45V205L48 206V209L45 207L47 210H49L50 207L53 209V210L51 209V210H49V211L47 212V213H48L47 216L49 217V215H50V217L48 218L47 216L45 217V215L42 216V217L40 216V215L42 214V212H44V211H43L44 208H42V207H43L42 205H41L42 207L40 206V208L43 209V210H41L42 212H39V209H40L39 206H38L37 209H36V210H38V214L40 213V215L33 213V212H35V210L32 211L33 208H36V206H35L36 204H34V205L31 206V207L29 206L30 208L33 207V208L31 209L32 213L30 212V209H29V208H28L29 210H26V209H27L26 207H25V209L23 208L24 210L27 211V214H30V213H31L32 215H34V214H35L36 216L38 215V217L40 216L41 219H42L43 217L46 218L45 221H44V219H43V221L46 222L45 224H44L43 221L41 222L40 217H39V218H36V220L38 219V222H39V223L41 222V223L44 224V225H43L44 228H41V230L38 229L39 231H37V230H36L37 227L34 226V225H35V224H36V225H39V224H37V222L32 223V222H33V218H35V217H33V218H32V222H30V220L27 218L28 216H26L27 214H26L25 211H24V213L26 214V215H25V216H26V220H25V221L27 222V219H28L29 222H27V223H32L31 225L34 226V227L32 228L31 225H30L29 228H30V229L32 228V230H34V232H35V230H36V232H41L40 235H37V234H35V233H32V231H31L28 227H27V228H28V230H29L30 232H29V231H28L29 233L26 232L27 230L24 231L25 233H27V236H29L28 234H30V233H31V235L34 234L33 236H31V235L29 236V239H30V237H32V238H31V240H30L31 242H30L29 240H28V242H30L31 244H33V246H31L32 248H33V247H34V248L36 247V250H40V251H39L40 253H38L37 251H35V250H33V249L31 248V249L33 250L32 254L34 253V251L37 252V253H35V256H34V255L31 256L32 254H31V255L28 254V257H26L27 254H24V255H26V256H24V257H23V255H22L24 250H25V251L28 250V253L31 251V250H30V246L27 247V245L24 243V240H23L24 238H23V237H21L23 242L20 240V238H19L20 241H17V242H20L21 244L24 243L23 246L26 245V248H24V247L22 246L24 250H22V251L20 250L21 253H19L18 248L21 249L22 247L20 248L21 245H20V246H17L18 243L15 242L17 239L14 240V239H15V236H13V237H12V236H11V237L9 236V238H12V239L14 238L13 241H14L15 244L11 243V244H13V247L16 245L14 248L11 247V249H10V246H12V245H9V244H10V242H9L10 239H8L7 237H8V235L10 234V231L12 232V230H9V229H15V228H13L14 226H13L12 228L10 227L13 223L9 226L10 228H9L8 226H6V225H5L6 228H4V226H3L4 223H6V221H10L11 219H10V217H8L9 215L7 216V213H9V212H6V213H5L6 215H5L2 211H5V210H8V211H10V212L13 211V214H15V213H16L15 208H16V209L19 208V207L16 205V203H17L18 205H19V203H18V200H15V201H17V202L15 203V201L11 202V201H9V200L7 199L9 202H11V204H12V203H15V204H12V205H15L16 207L13 206L14 209H11L10 207H11L12 205H11V206L9 205V202L6 200V197H5V200H6V202H7L8 204L6 203V207H4V208H6V209H4V208H3L2 210L0 209V212H2V213L5 215V217H6V218H4V216H3L2 213L0 214V215L3 216L2 218H0V219H1V220H0V225H1V228H0V234H2V233H1V232H2L1 229L4 228V229H3V230H4V233H3V235H1V238H2V237H3V238H6V239H8L9 241L6 240V239H0V240H3V241L0 242V264H6V262H7V264H10L11 262L9 263L8 261H10L11 258L13 259V262H14V261H15L14 259H19V258H18L19 256H21V259H22V257H23V260H21V261L19 260V261H20V264H227V263H224L223 257H224V259H225V254H228V253H231V252H230V251H227V250L225 249L226 247L224 248V246H222V249H225L228 253H226L225 250L223 251L221 248L219 249V250L221 251L222 254H223V252L225 253L224 256L222 255V257H221V258H222V261L220 260V262H218V257H220V256H219V253H220L219 250H218V251H219V253H218V257H217V256H216V257L214 256V257L211 258V256H210V255H211V254H210V251H209L210 249H211V252H212V249H213V253H216V254H217V252H214V248H215L214 246H216V245L213 244V240H214V239H210V238H215V237H216V236H215V235H216L215 233H216L217 231L214 233V234H215V235H214L215 237H213V236L211 237V233L209 234V231H210V232H211V230H212V231H215L214 229H216V228H214V227H213V229H212V227H210V226H212V224H210L212 220L210 219V220H211L210 223H207V222L205 223L206 219H208V218H205L204 223H200V222H199V224H198V221H199L200 219L196 218V219H198V221H196V220H195V221L197 222L198 225H194V223H192V222L194 221V219H195L194 216H195V215L197 216V214H199V212H200L201 210H200L197 214H195V215H194V213H193V212H195V211H191V213L194 215V216L192 215L194 218H192L191 214H190L189 216H191V219H193V220H191V219L188 220V219H187V217H188V213H190V210H189V209H188L189 212L187 211L188 213H186V214H187V217H186V218H184V217L182 216V217L184 218V219H183V218H181V217L179 216L180 219H181V220H180L178 217H176V219H177V218L179 219V220L177 219L178 222L180 221L179 224H181V221H182V220L184 221L185 219L188 220V221L185 220V222H186V221H187V222H190V220H191L192 222L186 224V223H184V222L182 221V224H183V223H184V224H183L182 226L180 225V227H179V224L176 225L175 229H176L177 226H178V227H179V230L176 229V232H175V233H173L175 229H174L173 231H171V229H170L171 226H170L168 229H170V231H171L172 233H170V231H169L168 233H165V232H167L168 229H167V230L165 229L166 231L163 232L162 229L164 230V228H162V227H161L162 229H160L159 227L157 228V226H155L156 224L154 225V226H155V229H154V226H152V231H151V230H150V229H151V228H150V227H151V223H150V226H149L150 229L148 228L150 231H147V227H146V225L148 226V225H149V222H150L151 220H150V221L147 220V221H149V222L146 221L147 223H144V222H143L144 224H146V225H145V229L139 227V226H141V223H142L141 220H140V218H142V217H140V216H142V212L145 211V210H143L142 212H140V216H139L140 218H139V219H138L137 217H136V218L134 217V219H138V220H139V222H140V225H139V226H138L139 223H138V224H137V223H134V221H136V220L132 221L133 219H131L132 222L129 221V220H127V219H128L127 216L129 215L130 212L128 213V212H127L128 210L126 209L127 211H125L124 209H125L126 207L129 209V208H130L129 206H133V204H132V205H129V204H128L129 206H127V202H131V201H133L132 199H133V196H135V195H133L132 198L130 197L131 199L127 196L128 199H129V201H124V199H122V200L124 201V203L126 202V206L122 204L123 206H125V208L123 209L125 212L123 211V213H121V212H122V211H121L122 207H121V204L118 202V201H120V200H118V201L115 200L116 198H117V199H120V198H119V197H114V196H112V195H115V194H113V193L110 195L111 192H113L114 190L116 191V189H117V187H118V186H116V185H115L116 188H113V190H112V188H111L112 191L109 192V191H110V190H109L108 192H109V195H110V196H112V197L115 198V199H114V198H113V199L110 198L112 201L115 200L114 204H115L116 202L119 203V204L117 203V204H118V208H119L117 212H119V210H120L119 213H121V214H120L119 216H115V217H114V216H111V215H110L111 217H109V215H107L108 217H107V216H101V213H103V215H104V214H107V213H108V212H107L108 210H109V211H112V212L114 211V210H110V209H108V207H109L108 204H110V203H109V200H108V202H107V199H106V198H107V195H108L107 187H109L110 183H113V181L111 182V179H110V180H107V178H108L109 176H108L107 178H105V179H103V178H104V177H103L102 179L104 180V182L100 179L102 184L99 185L100 182L98 181L99 183L97 182L98 184L95 185V184H96L95 182H96V179H97V177H95ZM103 176H104V175H103ZM116 176H117V175H116ZM119 176H120V175H119ZM124 176H125V178L123 177V178H124V181H126L125 179H128V177H133L132 179H134V180H135V178L137 179V177L134 178V175H133V176L130 175V176H128V177H126L127 175H124ZM137 176H138V178H139V179H137V180H139V182H140L141 178L143 179V177H141V175H140L141 178L139 177V175H137ZM150 176H152V179H153V175H150ZM169 176H170V175H169ZM169 176H168V177H169ZM185 176H186V174H185ZM185 176L182 175V177H185ZM4 177H5V176H4ZM55 177H56V176H54V177H52V178H54V180H55L56 178H57L58 180H61V179H59L58 177H56V178H55ZM144 177H145V176H144ZM148 177H149V176H146V178H148ZM168 177L166 176L165 178H168ZM171 177H172V176H171ZM173 177L175 178V176H173ZM177 177H179V176H177ZM190 177H192V175H191ZM190 177H189V178H190ZM193 177H195V176H193ZM17 178H18L20 181H18ZM42 178H43V177H42ZM44 178H45V177H44ZM44 178H43V179L40 178V180H41V182H42L41 184L39 183L40 180H37V183H39L38 185L43 186L42 184H43V183L45 184L46 180H45V181H42V180H44ZM52 178H51L50 180L53 181ZM81 178H82V177H81ZM117 178H118V176H117ZM121 178H122V177H121ZM121 178H120V180H121ZM149 178H150V180H151V177H149ZM165 178H160V179H163V180H164ZM169 178H170V177H169ZM169 178H168V179H169ZM1 179H0V182H1ZM3 179H4V178H3ZM5 179H6V177H5ZM5 179H4L2 182H5V181H6ZM57 179L55 180L56 182H57ZM114 179H115V178H114ZM154 179L156 180V178H154ZM160 179H158V180L161 181ZM168 179H165V180H166L165 182H167ZM171 179H172V178H170L169 181H170ZM176 179H177V178H176ZM176 179H175V180H176ZM178 179H179V178H178ZM186 179H188V178H186ZM186 179H184V180H186ZM47 180H48V179H47ZM143 180H144V179H143ZM143 180H142V181H143ZM150 180H149V181H150ZM163 180H162V181H163ZM172 180H174V179H172ZM172 180H171V183H172ZM175 180H174V181H175ZM38 181H39V182H38ZM52 181H51V182H52ZM77 181H78V183H77ZM109 181H110V183H109ZM114 181H117V179L114 180ZM124 181H121L122 184L124 183ZM127 181H128V180H127ZM135 181H136V180H135ZM135 181H134V184H133V183L130 184V183L133 182V181H128V182H130V183H128V184H130V185H134V186H135V184H136ZM146 181H147V180H146ZM187 181H188V180H187ZM187 181H184V183H185V182L187 183ZM59 182H60V181H58V183H59ZM63 182H64V180H63ZM63 182H62V183H63ZM118 182H119V181H118ZM118 182H115V183L117 184ZM121 182H120V183H121ZM136 182H137V181H136ZM147 182H148V181H147ZM147 182H146V185H143V184L140 182V183H141V187H142V186H143V187H145V186L147 187V184L149 183V182H148V183H147ZM152 182H153V181H152ZM154 182H155V181H154ZM47 183H48V184H47ZM47 183H46V184H47L48 186L45 185L46 188H48V187L50 188V185H49L50 183H49V182H47ZM53 183H55V182L53 181ZM58 183H55V184L57 185V187L60 185V184H58ZM115 183H113V184H115ZM137 183H138V182H137ZM188 183H189V182H188ZM78 184H79L80 186H79ZM113 184H112V185H113ZM122 184H121V185H122ZM124 184H125V183H124ZM126 184H127V182H126ZM128 184H127V185H128ZM149 184H150V183H149ZM191 184H192V183H191ZM191 184L189 183L188 185L191 186ZM21 185H23L24 187L21 186ZM53 185H54V184H52L51 186H53ZM56 185H55V186H56ZM70 185H72V184L69 183L68 186H70ZM118 185H119V184H118ZM121 185H119V187H120ZM127 185H126V186L124 185L123 187L126 188ZM130 185H128V186H130ZM186 185H187V184H186ZM188 185L185 186L184 189H185L186 187L188 188ZM28 186H27V187H28ZM31 186L33 187V185H31ZM41 186H39V187H41ZM45 186H44V187H45ZM113 186H114V185H113ZM115 186H114V187H115ZM134 186H132V188H133ZM138 186H140V184H139ZM138 186H135V187H138ZM12 187H11V188L8 187V188H9L8 191H9L10 193H11V189H14V188H12ZM65 187H66V186H65ZM72 187H73V185L71 186V188H72ZM110 187H111V186H110ZM130 187H131V186H130ZM130 187H129V188H130ZM146 187H145V188H146ZM192 187H193V186H192ZM3 188H2V189H3ZM25 188H26V189H25ZM35 188H36V189H35ZM55 188H56V187H53V189H55ZM121 188H122V187H121ZM125 188H124V190H125ZM129 188H128V189H129ZM190 188H191V187H190ZM39 189H40V188H39ZM51 189H52V188H51ZM51 189H49V190H51ZM66 189H70V188L67 187ZM72 189H73V188H72ZM108 189H110V188H108ZM118 189H120V188H118ZM122 189H123V188H122ZM135 189H136V188H135ZM140 189H142V188H140ZM140 189H139V190H140ZM143 189H144V188H143ZM143 189H142V190H143ZM147 189H148V188H146L145 191H148ZM184 189H182V190L184 191ZM195 189H196V188H195ZM24 190H25V191H24ZM37 190H38V189H37ZM70 190H71V189H70ZM129 190H130V189H129ZM129 190H128V191L125 190V191H127L126 193H128ZM132 190H133V189H132ZM132 190H130V192H132ZM136 190L139 191L138 188H137ZM136 190H135V191H136ZM142 190H141V191H142ZM149 190H150V189H149ZM153 190H154V193L157 192L156 189H153ZM155 190H156V191H155ZM182 190H179V191L177 190L178 193H179V196H180V193L182 194V192H183ZM185 190H186V189H185ZM187 190H188V191H187ZM187 190H186V191L189 192L191 189H190V190L187 189ZM192 190H193L194 192L196 191L195 193L193 192L194 195H193L192 197H194L195 194H197L199 191H198V190H194V187L192 188ZM192 190H191V192H189V193L192 194ZM8 191H7V192H8ZM12 191H14V190H12ZM67 191L69 192V190H67ZM137 191L135 192V194L138 193ZM160 191H161V190H160ZM160 191H158V192H160ZM164 191H165V190H164ZM164 191H163V192H164ZM167 191H168V190H167ZM180 191H181V192H180ZM197 191H198V192H197ZM201 191H202V190H201ZM226 191H227V190H226ZM1 192H2V191H1ZM5 192H4V194L7 193V192H6V193H5ZM62 192H60V193L62 194ZM121 192H122V191H121ZM142 192L144 193V191H142ZM142 192H141V194H142ZM150 192H151V191H150ZM150 192H147V193H150ZM165 192H166V191H165ZM165 192H164V194H165L166 198H167L168 196H170V198L168 197V200L173 198V199H172V200H173V203L175 202V201H174L175 198L178 197V199H179V196L177 195L178 193H176V195H172L171 193H173V192L169 191V192H171V193H170V194L172 195V197H171V195L169 194V192H168V193L166 192L167 194H166ZM187 192H185V195H186ZM14 193H15L16 195H15ZM49 193H50V192H49ZM58 193H59V192H58ZM122 193H125V192H122ZM122 193H121V194H122ZM154 193L152 192V193H150V194H154ZM160 193H162V192H160ZM160 193H157V194H160ZM189 193L187 194L188 197H189ZM199 193H200V192H199ZM226 193H227V192H226ZM228 193H229V192H228ZM0 194H1L0 196H2V193H0ZM4 194H3L2 199H0V201H2V200L4 199ZM7 194H9V193H7ZM118 194H119V192H118ZM129 194H130V193H129ZM132 194H134V193H132ZM150 194L146 195V192H145L146 197H147V196L149 197ZM174 194H175V191H174ZM183 194H184V193H183ZM204 194H205V193H204ZM14 195H15V196H14ZM49 195H50V198H49ZM119 195H120V194H119ZM119 195H117V196H119ZM137 195H138V194H137ZM137 195H136V196H137ZM142 195L145 197L144 194H142ZM142 195H141V196H142ZM161 195H162V194H160V197H161V199H162V196H161ZM199 195H200V194H199ZM201 195H203V194H201ZM201 195H200V197H202ZM229 195H230V194H229ZM7 196H8V195H7ZM40 196H39V197H40ZM68 196H67V197H68ZM115 196H116V195H115ZM120 196H121V195H120ZM124 196H125V195H124ZM129 196H131V195H129ZM136 196H135V197H136ZM139 196H140V194H139L137 197H139ZM141 196H140V198H141ZM157 196H158V195H157ZM176 196H177V197H176ZM182 196H184V195H182ZM196 196H198V195H196ZM227 196H228V195H227ZM9 197H10V196H9ZM108 197H109V196H108ZM125 197H126V196H125ZM125 197H123V195H122V198H125ZM135 197H134V198H135ZM137 197H136V199H138ZM144 197H142L141 199H143ZM150 197L153 198V199L156 198V196H153V195H151ZM180 197H181V196H180ZM192 197H190V198H192ZM14 198L11 199V197H10L9 199L14 200ZM58 198H57V199H58ZM140 198L138 199L139 201L137 200L138 202H140ZM166 198H165V199H166ZM181 198H182V197H181ZM16 199H19V197L16 198ZM48 199H47L45 202H47ZM66 199H67V198H66ZM105 199H106L107 205H104V206H105V207L108 206V207H107V209L104 208V209H105L104 211H106L107 213H104V212L102 211V212H100V214H98L99 212H96V213L98 214V215H96V214H93L94 211H93V212H90V211L93 210V209H91L92 207H91V208H87L88 206H90L89 204H91V205L93 204V205L95 206V207H93V208H96L97 206H101V202H104ZM136 199H135V200H136ZM145 199L148 200V198H145ZM145 199H144V200H145ZM153 199H151V200L149 199V200L152 201ZM183 199H186V198H183ZM205 199H206V198H204V200H205ZM211 199H212V198H211ZM20 200H21V198H20ZM20 200H19V201H20ZM28 200H29V201H28ZM63 200H64V203L67 202V201L65 200V198H64ZM111 200H110V201H111ZM144 200H143V202H144ZM149 200H148V201H149ZM159 200H160V199H159ZM162 200H163V199H162ZM168 200H167V201H168ZM172 200H170V202H171ZM175 200L177 201V199H175ZM187 200H188V199H186L185 201L187 202ZM3 201H4V200H3ZM3 201H2V202H3ZM30 201H32V202H30ZM112 201H111V202H112ZM154 201H155V200H154ZM156 201H157V200H156ZM156 201H155V203H156ZM167 201L165 200V202H166L165 205H168L167 203H169V202H167ZM179 201H180V200H179ZM2 202H0V203H1L0 205H2L3 203H5V201H4L3 203H2ZM29 202H30V203H29ZM61 202H63V201H61ZM120 202H121V201H120ZM138 202H137V204H138ZM143 202H141L140 204L143 205V204H142ZM145 202H146V200H145ZM152 202H153V201H152ZM152 202H151V203H152ZM165 202H164V203H165ZM183 202H184V201H182L181 205L179 204V202H178V203L176 202V203H177V206H178V204H179V206H178V207H175L176 204H174L173 208H174V209H175V208L180 209L179 207H181L183 204L186 206V204H185L186 202H184V203H183ZM205 202H206V201H205ZM56 203H57V202H56ZM98 203H99V205H98ZM112 203H113V202H112ZM147 203H148V202H147ZM147 203H144V206H145V204H146V207H148V206L150 205V204H149V205L147 206ZM149 203H150V202H149ZM157 203H158V201H157ZM206 203H207V202H206ZM53 204H54V205H53ZM65 204H66V203H65ZM65 204H64V206H66ZM96 204H97V206H96ZM140 204H138V205H140ZM153 204H154V202H153ZM161 204L164 205L162 202H161ZM169 204H171V206L173 205L172 203H169ZM7 205H8L9 207H7ZM20 205H19V206H20ZM93 205H92V206H93ZM134 205H136V203H135ZM138 205L135 207L136 209L134 208V206L131 207L132 209H133V208L135 209V211L131 209V210L133 211V212L131 211V213H133V214L130 213L131 215L134 216L135 212L138 211V210H140V209L143 207V206H142L140 209H138L137 207H140V206H138ZM155 205H156V206L153 205V207H155V208H156V207H157V208H160V207L162 206V205L160 206L159 203H158V204H155ZM165 205H164V208H165ZM4 206H5V204H4ZM34 206H35V207H34ZM57 206H56V207H57ZM104 206H102V207H104ZM115 206H116V205L113 206V204H112V206L110 205V208L115 207ZM168 206H169V205H168ZM207 206H208V204H207ZM207 206H206V207H207ZM209 206H210V205H209ZM0 207L2 208L3 205L0 206ZM22 207H23V206H21L20 208H22ZM27 207H28V206H27ZM68 207H69V205H68ZM102 207H101V209H102ZM153 207L150 206V207H148V208L152 209ZM183 207H184V206H183ZM186 207H187V206H186ZM203 207H204V206H203ZM7 208H8V209H7ZM20 208H19L18 211H17V214H18L17 217L21 216V214H22V213H21V214L19 215V213H18L19 210H20ZM38 208H39V209H38ZM62 208H64V207L62 206ZM65 208H66V207H65ZM97 208H98V207H97ZM99 208H100V207H99ZM99 208H98V209H99ZM116 208H117V207H116ZM155 208H153V209L155 210ZM157 208H156V209H157ZM162 208H163V207H162ZM164 208H163V209H164ZM166 208H167V206H166ZM166 208H165V209H166ZM169 208H172V207H169ZM173 208H172V209H173ZM181 208H182V207H181ZM207 208L209 209V207H207ZM207 208H206V209H207ZM10 209H11L12 211H11ZM88 209H90V211H89ZM98 209H95V210L98 211ZM114 209H115V208H114ZM144 209H145V208H144ZM150 209H149V210H150ZM174 209H173V210H174ZM186 209H187V208H186ZM197 209H198V208H197ZM199 209H200V208H199ZM21 210H22V209H21ZM47 210H46V211H47ZM67 210L69 211L70 209L68 208ZM102 210H103V209H102ZM147 210H148V209H147ZM147 210H146V211H147ZM169 210H170V209H169ZM169 210H168V211H169ZM173 210H172V212H173ZM183 210H184V211H183ZM210 210H211L212 212L214 211V209L212 210L211 208H210ZM210 210H209V211H210ZM46 211H45V213H46ZM50 211H53L54 213H53V212L50 213ZM59 211H58V213H59ZM68 211H67V213H68ZM99 211H100V210H99ZM115 211H116V210H115ZM129 211H130V209H129ZM159 211H160V210H158L157 212H159ZM168 211L162 210L163 213H164V212H168ZM174 211H175V210H174ZM182 211L184 212L183 214H185V212H186V211H185V207H184V209H182ZM206 211L208 212V210H206ZM211 211H210V212H211ZM14 212H15V213H14ZM20 212H22V211H20ZM29 212H30V213H29ZM64 212H66V209H64ZM69 212H70V211H69ZM138 212H139V211H138ZM138 212L135 214L136 216L139 215ZM149 212H150V211H147V213H148L149 215H150V214H152V216L154 215L153 213H149ZM152 212L155 213V211H152ZM162 212L159 213V216L163 214ZM172 212L170 211V213H168V214H172ZM176 212H178L177 209H176L175 213H176ZM196 212H197V211H196ZM207 212H206V213H207ZM210 212H208L209 214L207 213L208 215H204V216H205V217H206V216L208 217V216L210 215ZM214 212H215V211H214ZM217 212H218V211H217ZM241 212H242V211H241ZM36 213H37V212H36ZM45 213H44V214H45ZM58 213H56V214L58 215ZM61 213H62V214H61ZM61 213H60V215L63 217V210L61 211ZM72 213H73V212H72ZM74 213H73V214H74ZM109 213L111 214V212H109ZM113 213H115L114 215L118 214V213H116V212H113ZM113 213H112V215H113ZM124 213H125V214H124ZM126 213L128 214L127 216H126ZM175 213L172 214V215H176ZM178 213H179V212H178ZM178 213H177V215H180V213H179V214H178ZM206 213H205V214H206ZM9 214H10V213H9ZM13 214L11 215L12 217L15 216V215L13 216ZM31 214H30L29 216H31ZM56 214L54 215V218H55V216L57 217ZM64 214H65V213H64ZM148 214H146V215L143 214V216H144V215L146 216V217L144 216V218L152 217V216H149ZM181 214H182V212H181ZM186 214H185V216H186ZM202 214H204V213H202ZM215 214H216V213H215ZM35 215H34V216H35ZM42 215H43V214H42ZM71 215H72V214H71ZM71 215L69 216V214H68V215H66V216H69V218H70V217H71V218H72V217L74 218L75 215H74V216H73V215L71 216ZM155 215H156V214H155ZM157 215H158V213H157ZM211 215H212V214H211ZM240 215H241V214H240ZM22 216H23V219H24V218H25V217H24V214H23ZM61 216L59 217V215H58V217H59L60 219L57 217V219L59 220V221L57 220L58 223L61 222V223L63 224V221H64V224H65L66 222H69V220H68L67 218H66V219H67L68 221L64 220V218H63V221H62V219H61L62 217H61ZM66 216H65V217H66ZM123 216H126V217H123ZM147 216H149V217H147ZM159 216H158V220H159L160 218H161V220H162V217H163V219L166 217V216L164 217V215H163L162 217L160 216V218H159ZM169 216H171V215H169ZM200 216H201V214H200ZM213 216H214V215H213ZM213 216H211V218H212ZM7 217L9 218V220H8ZM15 217H16V216H15ZM75 217H76V216H75ZM112 217H113V218H112ZM153 217H154V216H153ZM155 217H157V216H155ZM155 217H154V218H155ZM167 217H168V215H167ZM171 217H173V216H171ZM197 217H198V216H197ZM215 217H216V216H215ZM215 217H213V218H215ZM29 218L31 219V217H29ZM47 218H48L49 220H47ZM73 218H72V219H73ZM78 218L76 217V218H75L76 220L73 219V221H76V222H77ZM126 218H127V219H126ZM154 218H152V220H154ZM188 218H189V217H188ZM200 218H202V219H201V220H202L201 222H203V218H204V217L201 216ZM4 219H5V221H2V220H4ZM6 219H7V220H6ZM12 219H15V218H12ZM17 219L20 220V221H19V222H16V223H17V224L19 223L18 225L20 226V223H21V221H22L23 219H22V218H21V219H20V218H16L15 221H16ZM52 219H53V218H52ZM149 219H150V218H149ZM167 219L169 220V217H168ZM167 219H164V221L167 222ZM170 219H171V218H170ZM18 220H17V221H18ZM34 220H35V219H34ZM36 220H35V221H36ZM46 220H47V221H46ZM54 220H55V226H56V224L58 225L56 219H54ZM158 220H157V218L155 219V221H157V222H158ZM161 220H159V221H160L159 223H161V222L163 221V220H162V221H161ZM172 220H175V216H174V218H172ZM215 220H216V219H215ZM215 220H214V221H215ZM228 220H229V219H228ZM232 220H233V219H232ZM65 221H66V222H65ZM73 221H72V222H73ZM144 221H145V220H144ZM164 221H163V222H164ZM195 221H194V222H195ZM229 221H230V220H229ZM229 221H228V222H229ZM239 221H240V219H239ZM239 221H238V222H239ZM26 222H25V223H26ZM52 222H53V221H52ZM52 222H50V223H52ZM153 222H154V221H153ZM153 222H152V223H153ZM166 222H164V225L162 224V226H165V225L167 226V223L170 224V222H171V224H172V226H173V223H172V222H175V221H171V220H170V222H167V223H166ZM178 222H177V223H178ZM196 222H195V224H196ZM212 222H213V221H212ZM231 222H232V221H231ZM231 222H230V223H231ZM238 222H237V223H238ZM7 223L10 224L11 222H7ZM22 223H23V221H22ZM27 223H26V224H27ZM50 223H49V224H50ZM53 223H54V222H53ZM155 223H156V222H155ZM175 223H176V222H175ZM214 223H215V222H213V224H214ZM237 223H236V224H237ZM246 223H247V222H246ZM17 224H16V226H17ZM33 224H34V225H33ZM64 224H63L62 226L59 224L58 226H59V227H60V226L63 227ZM68 224H69V223H68ZM68 224H65V226H67ZM136 224H137V225H136ZM144 224H143V225H144ZM169 224H168V225H169ZM221 224H222V223H221ZM221 224H220V225H221ZM238 224H239V223H238ZM238 224H237V225H238ZM252 224H253V223H252ZM14 225H15V224H14ZM22 225H23V224H22ZM41 225H42V224H41ZM157 225H158V224H157ZM174 225H175V224H174ZM216 225H217V224H216ZM227 225H228V224H227ZM229 225H230V224H229ZM255 225H256V224H255ZM2 226H3V227H2ZM25 226H29V224H28V225H25V224H24V227H25ZM58 226H56V227H58ZM65 226H64V227H65ZM71 226H72V227H71ZM159 226H160V225H159ZM166 226H165V227H166ZM248 226H249V225H248ZM20 227H21V226H20ZM35 227H36V228H35ZM39 227H40V226H39ZM39 227H38V228H39ZM56 227H55V229H57ZM61 227H60V228H61ZM142 227H144V226H142ZM219 227H220V226H219ZM223 227L227 228L226 225H225V226L223 225ZM223 227H222V228H223ZM234 227H235V226H234ZM8 228H9V229H8ZM18 228H19V227H18ZM49 228L46 227V229H49ZM60 228H59V229H60ZM65 228H66V227H65ZM166 228H167V227H166ZM172 228H173V227H172ZM209 228H211V229H209ZM220 228H221V227H220ZM236 228H237V231H236V229H235V231H236L235 234H236L237 236H234V237H240L239 239H240L241 244H243V243H244V244H245V243H249L248 246H250V244H252V245H251V248H252V249H249V250H252V251H248V249H246V248H245V249H246V251H245V249L242 247L243 245L241 246L240 243H238V242H237V243H238L241 247H240V248H239L238 246H237V247H233L235 244L238 245L237 243L234 242V241L237 240V238H236V240H235V238H234V240H233V242H234L233 244H234V245L231 244L232 247L230 246V248H232L231 251L235 248V249L232 251V255L229 254V255H231V258H228L227 255H226V258L229 259V260H226V261H230L228 264H261V263H260V259H261V258H260V255L258 254V251L260 252V250H259V241H258V238H259L258 229H256V230H257V231H256V230H254V229L251 227L253 230H252V231L249 230L248 233H245L244 230L246 229V225H244V223H240ZM257 228H260V227H257ZM6 229L9 230V233H8L7 236H5V234H7V232H8V231L6 232ZM24 229H25V228H24ZM197 229H199V230L197 231ZM223 229H224V228H223ZM42 230H43V231H42ZM53 230H54V231H53ZM57 230H58V229H57ZM195 230L197 231V233L199 232V235L196 234L195 237H192V236H193L192 234H194V233H192V232H190V231L196 232ZM216 230H217V229H216ZM228 230H229V227H228ZM228 230H227V231H228ZM14 231H15V232H14ZM14 231H13L12 234L15 233V235H16V233L19 234V231H20V230L18 231V229H17V230H14ZM21 231H22V227H21ZM21 231H20V234H21ZM48 231H49V230H48ZM48 231H47V232H48ZM233 231H234V229H233ZM5 232H6V233H5ZM24 232H23V235H25ZM64 232H63V233H64ZM222 232H223V231H222ZM164 233H165V234H164ZM189 233H191V236H190L191 238H189L190 240L186 238V237L189 235ZM224 233H226V232H224ZM20 234H19V235H20ZM38 234H39V233H38ZM49 234H50V233L48 232V235H49ZM51 234H52V233H51ZM51 234H50V235H51ZM163 234H164V235H163ZM212 234H213V232H212ZM219 234H220V233H219ZM219 234L217 235V237H219ZM226 234H227V233H226ZM235 234H233V235H235ZM23 235H20V236H23ZM48 235H47V236H48ZM224 235H225V234H224ZM230 235H231V234H230ZM16 236H17V235H16ZM20 236H19V237H20ZM43 236H44V237H43ZM47 236H46V237H47ZM63 236H64V237H63ZM221 236H222V233H221ZM221 236H220L219 238H223V240H224V237H221ZM226 236H227V235H226ZM24 237H26V235H25ZM41 237H43V238H41ZM46 237H45V239H46ZM17 238H18V237H17ZM27 238H28V237H26V239H27ZM40 238H41V240H40ZM47 238H48V237H47ZM228 238H229V237H228ZM228 238H227V241L225 240L226 243H228V241H229ZM12 239H11V240H12ZM48 239H49V238H48ZM215 239H216V238H215ZM217 239H218V238H217ZM217 239L214 240V241H215V242H216V241H218V242L223 241V240L220 241V240H217ZM232 239H233V238H232ZM239 239H238V240H239ZM5 240H6V242L8 241L9 244H7L8 242L5 243V242H4ZM46 240H47V239H46ZM26 241H27V240H26ZM26 241H25V242H26ZM49 241L47 240V242H49ZM225 242H223V244H224ZM231 242H232V241H231ZM16 243H17V244H16ZM20 243H19V244H20ZM26 243H27V242H26ZM27 244H28V243H27ZM34 244H35V246H34ZM47 244H48V243H47ZM212 244H213V245H212ZM215 244L218 245V243H215ZM219 244H221V243H219ZM228 244H229V243H228ZM8 245H9V246H8ZM28 245H30V244H28ZM45 245H46V244H45ZM236 245H235V246H236ZM211 246H213V248H212ZM226 246H227V245H226ZM244 246H245V245H244ZM248 246H247V247H248ZM17 247H18V248H17ZM210 247H211V248H210ZM8 248H9L11 251H12V248H13V249L16 248V249H17V252H16V253H18V254H20V255L18 256L17 254H15V252H13V254L11 253V255H14V254H15V255H14V258H13V256H12L11 258L9 257L10 259L7 260L6 257H8V256H6V255H8V254L10 255V253H9L10 250H9ZM27 248H29V249H27ZM45 248H46V247H45ZM60 248H61V250H60ZM228 248H229V246H228ZM228 248H227V249H228ZM46 249H47V248H46ZM46 249H45V250H46ZM216 249H217V246H216V248H215V251H216ZM29 250H30V251H29ZM47 250H48V249H47ZM261 250H262V249H261ZM14 251H15V250H14ZM25 251H24V252H25ZM51 251H52V252H51ZM208 251H209V252H208ZM222 251H223V252H222ZM247 251H248V252H247ZM44 252L47 253L49 256L46 255ZM41 253H44V254H45V258H43L44 256H43V254H41ZM213 253H212V256H213ZM221 253H220V254H221ZM37 254H38V255L40 254V255L42 256V258H40L41 256L39 257ZM262 254H263V253H262ZM16 255H17V256H16ZM36 255H37L38 257H36ZM214 255H215V254H214ZM2 256H3L4 259H6L7 261H5V260L3 259ZM5 256H6V257H5ZM46 256H47V257H46ZM15 257H17V258H15ZM25 257H26V258H25ZM30 257H31V258H32V257H34V258L36 257L35 259H37V258H39V259H37L36 261H31L33 258L31 259ZM229 257H230V256H229ZM24 258H25V259H24ZM28 258H29V260H28ZM216 258H217V259H216ZM259 258H260V259H259ZM262 260H263V259H262ZM11 261H12V260H11ZM13 262H12V264H13ZM16 262H17V260H16ZM16 262H14V263H16ZM16 264H17V263H16ZM18 264H19V263H18Z\"/></svg>",
    "mask_w": 264,
    "mask_h": 264
}]
</instances>
